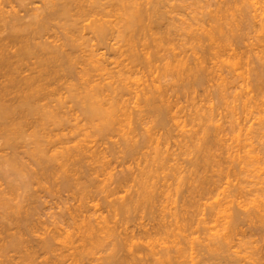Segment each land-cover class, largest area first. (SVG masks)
Segmentation results:
<instances>
[{
  "label": "rangeland",
  "instance_id": "374dc122",
  "mask_svg": "<svg viewBox=\"0 0 264 264\" xmlns=\"http://www.w3.org/2000/svg\"><path fill=\"white\" fill-rule=\"evenodd\" d=\"M83 1H84V0H83ZM86 1H87V2H86ZM86 1H85V2L88 3V0H86ZM90 1H91V0H90ZM105 1H106V4H107L106 6H104L105 9H106L111 3L113 4L114 2H116V1L113 0V2H111V3L109 2V3H110V4H109L108 1H112V0H105ZM105 1H104V4H105ZM158 1H159V2H158ZM162 1H164V0H161V2H160V0H155V1H154V0H150V1L147 0V2H146V0H145V2H146L147 4H146L143 0H142V1L140 0V1H139L140 4H143V5H142V7H143L142 9H144V11L149 10V13H148L149 16H150V15H153V14H152V13H153V8H152L153 4H154V7H155V4H156L157 2L160 3V4H158V5H161V7H160V6H156L157 8L155 7L156 9H158V12H157V10H155L156 13H154V15L157 16V14H159V13L161 12L162 14L160 13V15H161V16L163 15V16L161 17V16L158 15V16L161 17V18H159V17L157 16V19H156V17H155V18H152V17H154V15H153V16H151V18H150V17L147 16V14H146L148 11H146V13H145L146 18H143V20H145V22H144V23H145V24H144V27H146L149 23L151 24L152 21L149 22L150 19L153 20L154 22L156 21V22H155V23H156V27H155V28H156L157 30H154L155 23L152 24V25H153V28L150 27L151 25H150V26L148 25V27H150V29H153V30H154L153 32H152V30H151V32H150V33H151V36H152L151 39H153V40L150 39V33H148V32H149L148 30H150V29L147 28V27H146V29H148L147 32H146L145 29H144L145 31H143V33L145 32V36H144V34L141 33L142 35H141V36H138V37H142L141 39L137 38V36L135 37V38L138 39V40H135V41H136L135 43H136L137 45H139V44L142 42L140 46H137V45L134 43V41L131 40V39H135V38H133V37H130V40L133 41V42H131V41L129 42V41H128L129 44H128L127 40L125 39V40H124V43L121 42L122 45L124 44V46H122V47L125 48V50H126V51L124 52L126 55L123 53L124 55L122 54L123 56H122V55L120 56L121 58L123 57V58H122V59H123V62H122V59H121V60L119 59V56H117V58H115L114 56L110 55L111 53L108 54L107 51L105 52V56H104L103 54H104V51H105L106 49H105V48H104L105 50L102 49V48L104 47L103 45H102V46H101V45H97V47H98V46H101V47H102V48H101L102 50H100V52H98V51H99V48H95L96 46H94V45L98 44V41H99L98 38H97V37H96L97 39H96V38H93L95 35L93 36V34H91V32H90L91 35L88 34V33H87V35L85 34L86 31L88 32V31H90V30H88V29L86 30V29H85V30H84V34H85V36H84V34H80V35H81V36H80L79 33H82V32H80V31H83V30L76 31L74 28L72 29V27H71L70 29H72L73 31L76 32V33H75V32H73V31L71 30V33L73 32V33L75 34V36L77 35L76 37H78V39L74 36V37H75V40L77 39V40H76L77 42H78V40H79L80 43L78 42L77 44H81V46L83 45L82 42L86 41L85 39L88 37V35H89V37L93 36V37H91L93 40H91L90 38H89V40L87 39L88 42L90 41V42H89L90 44H89L88 42H87V43L84 42V45H83L82 47H85V43H86L87 47L91 45L89 48H87L88 50H90V48H91V49L94 48V50H97V49H98V50H97V54H98V55L100 54V55H99V56H100L99 58H102V57L107 58V60L105 59V60H106V66H107V68H109V69H111V70L113 69L112 71H114V69H115L114 67H115V66H118V65L114 64V61H115V60H117V62H118V60H119V63H120V64L123 63V65H125V66L123 67V65L121 64L122 67H123V69H124L125 67L127 68L128 66L130 67V65H128V64L132 63L131 60H134L133 63H132V65H134V67H135V65H136L135 63H136L137 61H139V63H140L141 65L137 66V65H138V62H137V65H136L137 68L135 67V68H136V72H135V73H137V72L140 70V68H141L140 71H142V72L139 71V73H137V74H135V75H134V73L130 74L131 76L129 77V78H130V79H129L128 76H127V74H126V71H128V74H129V72H131V71H133V70L135 71V69L130 70V68L128 67L130 71L128 70V68H127L126 71L124 70V71H125L124 74L127 76V77H126V76L124 75V77H126V78L129 79L130 81L127 80L126 78L124 79L123 76L121 77V79H122V78L124 79V82H123V79H122V82H123L124 84H125V81H127V82H126V85H127V83L130 84V85H131V83H132V85H131L132 87H130L129 85L127 86V88H128V87H130V88L128 89L129 91L125 92V94H126V93H128V94L125 95V96L123 95V97H122V99H121V101L123 100V101L121 102V105H123V103H124V101H125V98L127 99L126 101H128V102L131 103V104H129L128 102H125V103H124L125 105L127 104L129 107L134 106V104L136 103V101L139 100V103H138V101H137V103L140 105V107H143V108L140 109V110L145 111V109H146V110H150V109L152 110V109H154V106H155V108H157L158 105H159V103H161V102H162L161 100H163V99H164L163 101H167L168 99L170 100V102L172 101V102H171V106L174 105V101H175V105L172 107V108H174L173 111H172V109H171L170 107H168V110L170 109V111L175 112V113H172V112L169 111V112H170L169 114L172 113L171 116L167 113V115H169L170 117L168 116L166 119L170 120V122H169L168 120H167V121H168V122H167L166 119H165V121H163V123H165V124L167 123L166 126L168 125L167 127H168L169 129H171V130L168 129L169 131H171V133H170V132L167 133V130H166L165 128H163V127H166L165 124H164V126L158 127V125L160 126V125H162L163 123H162L159 119H157L158 114H157V116H156V115H155L156 112H155V113H154V112H153V113H150V111H147V113H148V114H147L146 111H145L144 114L146 113V114H147V117H149V116L151 115V117H149V118L146 117V114H145V115L142 114L143 112H140V113H141V114H140V113H139V111H140L139 108H140V107L137 106V103H136L135 106H136V107H139V108H138L139 111L135 109V111H137V113H136L135 115H133V118H132V116H131V117L128 116V120L125 119V118H126L125 115H124L125 113H122V111H120L121 114L124 116V117H123V116L121 115V116H122V119L124 118V120H122V119H121V120L117 119L118 121L116 120V122H115V121H114V123L112 122L113 125H115L114 127H111V126H112V125H111V126H110V129H108L107 131H105V130L102 131V130L100 129V127H102V125H101V124H102V121H101L100 119H97V120H96V118H95V120H94V119H90V120H89L88 117H86V114L84 113V107H85V106H84V104H82V103H84V101H83V102L81 101V100L83 99L81 96H83L84 94L86 95V92H84V91L88 90V88H89V87H87V89L85 88V90H84V88H83V87H85L86 84H87V83H86L87 80H85V78L88 79L89 77H85V78L82 77V78L84 79V81H85L84 84L82 83V82H83V79H82V78H80V79H82V81H80V79H79V81H78L80 84H78V82H76V85H78L79 88L82 87V89H79V90H78V87H77V90H75L76 88H75L74 90H72V93H73L75 96L71 93V91H69V90L67 91V89H65V86H64V85H66L67 83H64L65 80H66V78L63 80V77H64V76L62 77V79L59 78L60 80H62V81H60L59 84H57V82H55V81H54V82H55V83H54L55 85H53V86H52L53 83H51V84L49 83V85L47 84L48 87L50 86L49 88H51V89L49 90L48 87H47L46 89H44V91L41 92V93L43 94V92L45 93L46 90H49V92H46V93H48V94H46L47 96L44 95V96H46V97H43V96L39 95V98H40V96H41L43 100H41V101L38 100L40 103L37 101L38 104H39V106H38V104H37L36 107H37V108H40V111L38 110V112H40V113H39L40 115H39V114L37 115V113H38V112H37V113L35 114V115H37V116L33 115L34 117H33V116H31V118L29 117V121H30L29 124H31V125H29V124H28V125H25V126H26V129H25V126H24V130H23L24 132H22L23 134H24L25 132H27V134H26V133L24 134V135H26V136L22 135V137H21L22 140L20 141V139H19V141H18V140L16 141V144H17V145H16V146H17L16 148H19V149H17V150H18V151L20 150V151L22 152L21 154H19V156L22 158L23 153H24V155L27 154V156H29V155H28V152L31 151L32 149H34V148L36 147V142H35V141L38 139L37 137L39 136V139H41V146H42V148L44 147V149H46V148H47L46 146H49V148L46 149V150H48V152L45 150V151H46L45 154H46V153H49V155L46 154V156L48 155V158H49V159L51 158V157H49L50 154L52 155V157L55 155V154H53V153H55V151L57 150V148H58V150H60L59 148H61L60 151H62V149H64L65 146H66V147L70 146V147H69V149H70L71 146L73 145L72 148L75 147L74 151H76V150H77V149H76L77 146H79V147L81 146L80 148H83L82 146H85V145H86V146L88 147V145L90 144V147H88V148H91V147H92L93 150H95V149H99V148H100L102 151H101L100 149H99L98 151H101V152L104 151L103 153H105V150H106V154H107V155L105 154L104 156H106L109 160H108L107 158H106V161L101 159V161H100V162H102V163H100L101 166H100V164L97 162L98 160H97L96 162L94 161V162L96 163V165H97V164L99 165V166H96V167H95L94 164H92V163H94L93 161H92V163H91L90 161H88V162L86 163L87 165H86V168H85V169H86L87 175H85V176H88V172H90V171L92 170V168H93V169H95V171L93 170L94 172L92 171V172H90V173H91L92 175H94L95 173H97V174H95V175H97V178H99V176H100L99 179H101V180H99V179L96 178L97 180H95L94 178H95L96 176H92L93 178L91 179V174H89V176H90V179L93 180V181H90V179H89L88 177H87V179L84 177L85 182H88V181H87L88 179H89L90 182H92V183H90V182H89V183H86L87 185L90 184L92 187H91L90 185H88V186H90V187H88L85 183H81V181H80L81 179H78V177L80 178L79 175H83V174H81V172H82V169H81V168H83V166H84L85 163H84V164H80V163H79L80 166L83 165L81 168H80L79 166L76 165V166H77L76 169H77V168H78L79 170L81 169V172L77 169V170H78V175H77V173H76V177H77V180H78V181L76 180V182H77V184H78V182H80V184H79V188L81 189V187H83V188L85 187V190H86V191H85L83 188H82V190L77 189V188H78V187H77L78 185L76 186L75 183H74L75 186H73V183H71V187L73 186V187H72L73 189L71 188L72 190H69L70 187H68V190H65V189H67V188H65L64 185H63V183L60 181V180L62 179V177H61V179L58 178V177H60L59 174H64V172H63V173H59L58 176H57V173L59 172L58 169L60 168V167H59V166H60V162H59L58 160H59V159L61 160V158L58 157L59 155L61 156V152H60V151H58V152H59V155H58V156H55V157H56V160L54 161V162L58 161V162H56V163H58V164H57L58 167H56V171H57V170H58V171H57V173H56V171L54 170V171H55L54 173H56V175L54 174V175H51V176H55L56 180H57V178L60 179L59 182H61V184L58 182V180H57V182H54V181H55L54 177H52V180H51V181H53L52 184H51V182L47 183V182L51 179V176L49 177L50 179L48 178V180L45 179V176H44L43 179H45V181H47V182L44 183L43 179H40L41 181H43V184H42V182H41L42 185H41V184H40V185L43 186L44 184H45V185L50 184V188H49V186H46V187H45V185H44L45 188L48 187V188H47V192L45 191V188H41V186H39V184L37 185V182H38L39 180H38L37 182H34V180H32L33 183H34V185H32V183H31L32 181H31V182L29 181L30 178H28V180H27V179H26L27 177H26V178H25V181H26V182L28 181L29 184L31 183V184H30V187L32 186V189H31L30 187H28V186H29V185H28L27 187L30 188V189H27V190H26L25 187H24V188H23L22 186L20 187L21 184H19V185H16L19 189L16 188L15 186H14V188L16 189V192L18 191L17 193H19V192L21 193V191H22L23 193H21V195H20V193L14 195L15 192L13 193V191L10 190L11 187H5V186H8L7 183H8V184H11V182L9 183V180H8V181L5 180V181H7V182L5 183V181H3L2 178H0V182H1V180H2V182H1L2 184L0 183V187H1V185L3 186L2 188H0V190H3V191H0V207H1V208H0V220H1L0 222L3 223L4 220H5V221H8V223H6V222L3 223L4 226L7 228L8 231L6 230V228H5L4 226H2L3 224H2V225L0 224V226H2V227H0V235L3 237L2 239L0 238V261H1L2 263H3L2 260L5 261L6 259H7V260L5 261L4 264H7V263H9V262H10L9 264L14 263L15 260H16L19 256L22 255V252H23L24 257H26L25 254H24L25 251H26L28 254H29V252H30V254H31L30 256L28 255V256L26 257L27 259H29V258H30V259H33V258H35L36 256H37L36 258L38 259V257H39L40 254H38V255L35 256V254H33V253H34V251L36 252L37 249H38V250H37L38 252H41V250H40L41 245L39 244V242L41 243V242H42L41 239H42V238L44 239V238L46 237V235H49V234H47V233H50L49 231H53V232H51V233H54V232H55L54 234H56V233H61V234H58V235H60V236H59V237L57 236V237H58L57 240H56V237H55V240H56L57 242L54 241V242H55L54 244H55L56 246L59 244V243H58V242H59L58 240H62V239L64 240V238L66 237V240H64V242H65L66 244L63 242V240H62V243L65 244V245H68V247H69V244L67 243V240L70 238L71 235L69 234L68 230L71 229V234H73V230H74V228H75V227H74V224H73V223H69V224H71V226H72V224H73L72 227H71V226L69 227V225H68V222H70V221H66L67 224H65V219H68V217H67L68 215L66 216L67 218H64V217H63V218H64V222H63V223L65 224V227H64V226L62 227V225H64V224H62V222H60L59 220L62 219V213L66 214L68 210H71V212H72V209H73V212L75 211L74 209H77V211H78V209L82 210V207H83V212H85V213H88V211H89V212H92V214H91L92 217H94V215H95V217H98L99 215H101V212H102L103 214H102L101 217L105 216V218H107V220H109L110 218H112V220L108 221V222H111V223H109V224H112V229L115 228L116 231H117V229H119L117 232L121 233V234H117V232H116V233L114 232V234H116V235H122V236H124V233H125V232H124V231H123L124 233L122 232V230H124V228H125L126 233H127V230H128V229H129L128 232H129V231H130V232L134 231L133 234L136 232L138 238H137V236H136V237L134 236L133 238H134L135 242H136L138 245H139V243L141 244V242L143 243V241H144V243H143L144 245L142 244L143 246L139 245V246H140L139 250H141V249L144 250V249H146V248L148 247V250L146 249L147 251L144 250L145 252H149V251L152 252V251H154V250H155L154 248H153V250H152L153 245H154V247H155V245H156V247H155L156 249H157V247H159V250H161L160 248H162V246H166V243H168L167 245H168L169 247H171V250H170V248L168 247L170 252H172V251H173V252H176V251L179 252L178 249H179V246L181 245V241H182L183 246L181 245V248H180V249H181V250L183 249V251L186 250V251H184V252H185V256H186V258H188V262H189V263H188V262H185V261L187 260L186 258H181V259L179 258L178 261L181 262V263L184 262L185 264H187V263H188V264H191V258H190V257H191V254H192V257H193V258H194V257L196 258V257H197L196 255H198L199 252H201V253H199V254H204V255H202V257H203V256L205 257V256H208L209 254H210L209 256H212V254L215 255L218 251L220 252V254H221V253H222V254L220 255V254H218V253H219V252H218V253H217L218 256L215 255V257H216L215 259H214V256H213V257H212L213 260H214L213 262H212V258H209V259H211V261L207 259L209 256H208V257H205V258H204V257L202 258L200 255H198V256L201 257V258H198V257H197V258H198L199 261H200L201 259H202L201 261H203V259H204L203 262H205V260L207 259L208 262H207V260H206V262H207V263L205 262L206 264H216V263L219 264V263H220V260H221V263H220V264H222V262H223V261L225 262L226 259H228L229 255L232 254V255L229 257V258H231V259H228V260H229V261L232 260L233 262L230 261L231 263H229L228 260H227V262H226V263H223V264H227V263H228V264H232V263H233V264H241L240 262H242L243 259H244L245 257H246V258H245L244 260L248 259L247 261H245V264H252V263H255V262H253V261H256V262L258 263L260 260H262V263H263V261H264L263 259H264V258L262 259V257H263V255H264V254H263V253H264V245H263L264 242L261 243V241L264 240V236H263V235H264V227H263V226H264V221H263V220H264V215H263V214H264V211H263L264 208H263V209L261 208V209H259V210H256V209H258V207H263V206H264V205H262V203H263L262 200H264V198H263V197H264V190H263V189H264V150H263V149H264V134H263V136H262V133L264 132V128L260 127V126H262V125H260V124H261V123H260L261 120H258L259 118H262V116L264 115V112H263V111H264V90H263V89H264V82H263V80H264V68H263V67H264V66H263V65H264V52H263V51H264V46H263V45H264V42H263L264 40H263V38H264V36H258V37H261V38H259V39H258V37H257V35H264V29H262V27H261V29H262L263 32L259 29L260 26H262V24H261L262 22H260L261 19H260L258 16H256V14L258 15V13L260 12L261 9H260V7H259V8H257V10L260 9L259 11H257V12L254 11V13L251 12V14H252V15L250 14V15H251V18L248 19V20H250V21H249V24H252V25H249L248 22H246L247 19H245V21H244V16H242V15H244V12H243V11L245 10L244 7H245V5L247 4L246 1H248V0H245V3H246V4L243 2L244 0H242V1H241V0H227V2H228V1H229V3L231 2L230 5H228L229 3H228V4L226 3V0H224V1H223V0H222V1L218 0V1H220V2L217 1L218 3H217L215 0H184V1H183V0H182V1H181V0H178V1H177V0H170L171 4L174 5V7H173V5H172L171 8H170V5H169L170 2H169L168 0H165V1H164V3H166L165 5H164V3H163ZM180 1H181V2H180ZM187 1H188V2H187ZM214 1H215V2H214ZM235 1H237V2L235 3ZM238 1H239V2H238ZM260 1H261V3H262V2L264 3V0H260ZM38 2H39V3H38ZM40 2H41V0H40V1H39V0H36V2L33 4L34 7H35L36 5L39 6V4L41 5ZM91 2H93V1H91ZM91 2H90V3H91ZM102 2H103V1H102ZM102 2H101V3H102ZM122 2H123L124 5H125V4L127 5V3H128L127 0H126V3H125L124 1H122ZM141 2H142V3H141ZM149 2H151V3H149ZM155 2H156V3H155ZM167 2H168V3H167ZM182 2L184 3V5H185L186 2H187L186 6L183 5V8L181 7V6H182ZM223 2H224L225 4H224ZM241 2H243L245 5L243 6V3H241ZM86 3H85V4H86ZM208 3H210V5H208ZM213 3H214L215 5H214ZM219 3H220V4H219ZM221 3L224 4V5H221ZM232 3H233V6H232ZM240 3L242 4V7H241V8H240V6H241ZM263 3L261 4L262 7H263ZM35 4H36V5H35ZM114 4H115V3H114ZM120 4H121V3H119V5H118V4H115V6L110 5L109 8H110V7H111V8L115 7V9H119V8H117V7H119ZM212 4H213V6H212ZM216 4H218V8H217V5H216ZM234 4H235V5H236V4H237V5L240 4V6L238 7V9H242V11H241V10H236L237 7H235ZM33 5H32V6H33ZM87 5H88V4H87ZM89 5H90V4H89ZM116 5H117V7H116ZM121 5H122V4H121ZM145 5H146V6H145ZM163 5H164V7L162 8ZM167 5L169 6V10H170L171 13L169 12V10H168V12H166V11H167L166 9H168V6H167ZM179 5H181V6H179ZM220 5H221V6H220ZM226 5H227V7L224 8V6H226ZM237 5H236V6H237ZM32 6H31V7H32ZM122 6H123V5H122ZM198 6H200V7L198 8ZM203 6H204L205 8H206V6H207V9H209V10L206 11L205 8H204ZM209 6H210L211 8H209ZM229 6H230V7H229ZM231 6H232V7H231ZM258 6H260V4H259ZM7 7H8V6H7ZM7 7H5L6 9H5L4 11H7V10H8V11H9V10L11 11V9H9L10 7H9L8 9H7ZM124 7H125V6H124ZM145 7H146L147 9H145ZM150 7H151V8H150ZM158 7H160V8H158ZM165 7H166V9H165ZM214 7H215L216 9H215ZM219 7H220V8H219ZM221 7H222V8H221ZM120 8L122 9L123 7H120ZM125 8H126V7H125ZM155 8H154V9H155ZM161 8L164 9L165 11H163ZM173 8H174V9H173ZM223 8L226 9V10H225L226 12L223 10ZM231 8H234V9H233V11H231V12H232V13H231V14H232V17L229 18L230 14H229V15H227V14L230 13V11L227 10V9H231ZM103 9H104V8H103ZM103 9H102V10H103ZM105 9H104V11H105ZM107 9H108V8H107ZM121 9H120V10H121ZM198 9H199L200 11L202 10V11L200 12V14L198 13V12H199ZM203 9H204V10H203ZM213 9H214V10H213ZM102 10H101V13H100V14H101V15H102V14L105 15L106 11H105V13H104ZM109 10H110V11H113L112 9H109ZM109 10H108V12L106 13L107 18H108V17H109L108 19H112V18H114V19H116V21H118V20H117V16H118V13H119L120 10L116 13V15H117L116 18H115V16H114V13H115V12H114V13H110ZM122 10H123V9H122ZM122 10H121V11H122ZM160 10H161V11H160ZM172 10H173V11H172ZM196 10H197V12H196ZM211 10H213V11L216 12V13H214V12L212 11V12L214 13V16H211V18H210V15H213V14L211 13ZM216 10L219 11V12H217ZM221 10H222V12H221ZM231 10H232V9H231ZM235 10H236V11H235ZM115 11H116V10H115ZM204 11L208 12V14L206 15V13H205ZM223 11H224V12H223ZM227 11H229V12L227 13ZM237 11H238V12H237ZM239 11H240V12H239ZM251 11H252V10H251ZM122 12H123V11H122ZM163 12H166V15H165V13H163ZM194 12H196V13H194ZM235 12H236V14H235ZM242 12H243V14H242ZM245 12H246V10H245ZM23 13H24V12H23ZM23 13L21 12L20 14H23ZM193 13H194V15L196 14L197 16H201V17H199V18H198L197 16H193V17H191V15H193ZM204 13H205V14H204ZM225 13H227V14H225ZM239 13H240V14H239ZM255 13H256V14H255ZM112 14H113V15H112ZM170 14H171V15H170ZM220 14H221V15H220ZM223 14L226 16V18H227L226 20H227V21L230 19V20L228 21V23H225V19L223 18V16H224ZM233 14H234V15H237V16L235 17V16H233ZM101 15H99L98 17H101V18H102V17H103V18L106 17V16H101ZM111 15L114 16V17H112ZM164 15H165L166 17H165ZM203 15H204V16H203ZM216 15L218 16V18L215 17ZM219 15H220V16H219ZM238 15H241V16H240L241 18L238 17ZM91 16H92V18H94L95 20L98 19V18H95V17L97 16L96 14H95V17H94V14H93V15L91 14ZM167 16H168V18H169V16H170L171 19H167ZM206 16H207V19L205 20ZM221 16H222V17H221ZM225 16H224V17H225ZM252 16H253V17H252ZM255 16H256V19H257V20L253 19V20H255V21H253L252 18H254ZM111 17H112V18H111ZM147 17H148V18H147ZM190 17H191V18H190ZM196 17H197V18H196ZM202 17H203V18H202ZM233 17H234L235 19H234ZM237 17H238L239 19H238ZM260 17H262V16H260ZM90 18H91V17H89V18H85V20H86V19H87V20L89 19V21H90V20H91ZM101 18H99V20H100ZM103 18H102L101 20H104ZM107 18H105L106 21H109V22L111 21V24H110L109 22H105V23H108L107 26L110 24V26H113V29H114V28H115V27H114V25H115L114 23H115L116 21H114V19H112V20H108ZM165 18H166L167 21H169V22H167ZM201 18L203 19V21H204V20H205V21L203 22V21L201 20ZM208 18H209V19H208ZM212 18H214L215 20L212 19ZM221 18H223L224 20H222ZM232 18L235 20V23H236V21L238 20L236 26H234L235 24H234V22H233L234 20H233ZM94 19H93V21H94ZM164 19H165V20H164ZM174 19H175L176 21H175ZM181 19H182V20H181ZM190 19H191V20H190ZM192 19H193L194 22H192ZM198 19H199V20H198ZM242 19H243V20H242ZM27 20L29 21L30 18L27 19ZM82 20H83V18L80 20V22H82ZM87 20H86V23H85V24L89 23V21L87 22ZM170 20H171V22H170ZM173 20H174V21H173ZM183 20H184V22H185V20L187 21V22H185V23H186V28H185V23H183ZM200 20H201V22H200ZM208 20H209V21H208ZM217 20H219L218 22L221 23V24L223 25V26H221V27H224V30H222L223 28L221 29V31H220V30H216V28H219V29H220V25H221V24H218ZM239 20H240V21L242 20L241 24H243V23H244V24L241 25ZM28 21L25 20V22H28ZM162 21H163V22H162ZM211 21H212V22H211ZM215 21H216L217 23H215ZM222 21H224V22H222ZM227 21H226V22H227ZM261 21H262V20H261ZM55 22H56V21H55ZM55 22H54V23H55ZM90 22H91V21H90ZM101 22H102V21H101ZM103 22H104V21H103ZM112 22H113V24H112ZM146 22H147V23H146ZM165 22H167V23H165ZM174 22H175V25H178V26H176L177 28H174V26H175L174 24H173L174 26L172 25L171 28H170L169 23L171 24V23H174ZM179 22H180V23H179ZM191 22L194 23V24H195V23H196V24L199 23V25H198V24H197V25H192ZM202 22H203L204 24H203ZM205 22H206V23H205ZM209 22H210V23H215L216 27L214 28L215 25H214V24L212 25V24H210ZM238 22H239V23H238ZM251 22H252V23H251ZM254 22L257 23V27H256V24H255ZM259 22H260V24H261L260 26L258 25ZM60 23H61V24H63V23L65 24V21H63V22H62V21H60V22L58 21L57 24L59 25ZM157 23H158V25H157ZM176 23H177V24H176ZM188 23H190V25H191L192 27H190V25H189ZM200 23L205 27V30H203V26H202V27L200 26ZM229 23H230V24L232 23V24L229 25ZM55 24H56V23H55ZM55 24H53V27H55ZM57 24H56V25H57ZM61 24H60V25H61ZM85 24H84V22H83V25H81V26H85ZM167 24H168V25H167ZM238 24H239V26H238ZM246 24H247L248 26H247ZM254 24H255V25H254ZM58 25H57V26H58ZM60 25H59V26H60ZM145 25H146V26H145ZM159 25H161V27H160ZM162 25H163V27H162ZM165 25H166L168 28H167ZM211 25H212V26H211ZM218 25H219V26H218ZM226 25H227V26H226ZM228 25H229V27L232 26V25H233L234 27H236V28H235V32H234V27L232 26V27L229 28ZM110 26H108V27H110ZM158 26H159V27H158ZM183 26H184V28H185L186 30L183 28ZM187 26H188L189 28H191V29H189ZM196 26H197L198 28H197ZM209 26H210V27H209ZM243 26H247V27H243ZM250 26H251V28H250ZM252 26H253V27H252ZM258 26H259V27H258ZM53 27H52L51 29L54 30ZM157 27H158V28H157ZM172 27H173L174 29H173ZM180 27H181V29H180ZM200 27H201V29H200ZM207 27H209L210 30H209ZM237 27H238V28H237ZM240 27H241V28H240ZM254 27H255V28H254ZM57 28H58V27H57ZM57 28H55V30L53 31V33H57V31L59 32L58 34L55 35L56 37H57V35H58V37H57L58 39H61V38L63 37L61 34H63L64 32H65L66 34H67V33L70 34V31H69V32L65 31V30H68V29H69V28L66 29L67 27H66V28L64 27L65 29L62 27V28H63V30H62V29H61V26H60L59 30L56 31ZM164 28H165V29H164ZM182 28L184 29V32L186 33V35H185V33H184L183 31H181ZM211 28H212V29H211ZM226 28H227L228 30H230V31L232 30V31L230 32V31H228ZM239 28H240V29H239ZM245 28H246V29H245ZM249 28H250V29H254V30H247V29H249ZM263 28H264V27H263ZM60 29H61V31H60ZM80 29H81V28H80ZM110 29H111V27H110ZM113 29H111V30H113ZM166 29H167V30H166ZM169 29H171V31H169ZM178 29H180V30H178ZM187 29H189L190 31H188ZM198 29H199V30H203V31H205V32H202V31L200 32ZM206 29H207V30H206ZM213 29H214L216 32H213ZM225 29H226L227 36H226V33H225ZM241 29H242V30H241ZM161 30H162V32H161ZM211 30H212L213 33L216 34L215 36H212V40L214 39L213 41L211 40V36L209 35V34L211 33ZM236 30H237V31H236ZM238 30H240V34H239V31H238ZM245 30H246V31H245ZM257 30H258V31H257ZM259 30H260L262 33L259 32ZM51 31H52V30L49 31V32H50L49 34H51ZM55 31H56V32H55ZM155 31H156V32H155ZM165 31H166V33H168V34H164ZM167 31H168V32H167ZM172 31H173V32H172ZM186 31H188V32H190V33L186 32ZM191 31H192V32H191ZM208 31H210V32H208ZM217 31H218V32H219V31H220V32L223 31L224 33H223V34H219L220 32L217 33ZM247 31H248V33H247ZM77 32H79V33L77 34ZM141 32H142V31H141ZM171 32H172V33H171ZM197 32H198V33H197ZM199 32H200L201 35L199 34ZM206 32H208V34L205 35L204 33H206ZM244 32H245V33H244ZM250 32H251V33H250ZM255 32H256V33H255ZM257 32H259V33H257ZM53 33H52V34H53ZM60 33H61V34H60ZM65 33H64V39H65V40L63 39L64 41H63V40H59V41H60V42H59V41L56 40L57 38H55V36H54V38H55V40L57 41V43L62 44L63 42L66 41ZM73 33H72V34H73ZM139 33H140V32H139ZM159 33H163V36H162V37L160 36L162 39H161L160 37H156V36H155L156 38L154 37V34H156V35L158 34V36H159ZM187 33H188V35H187ZM202 33H203V34H202ZM213 33H212V34H213ZM228 33H230L231 35H230V34L228 35ZM234 33L236 34V37H235V38H237V40L234 39V37H233V41H232V40H230V39H232L231 36H232ZM241 33H243L242 36H241ZM260 33H261V34H260ZM6 34H7V32H6ZM52 34H51L50 36L53 37ZM68 34H67V36H68ZM148 34H149V36H148ZM172 34H173V35H172ZM189 34H190V36H189ZM195 34H196V35H195ZM217 34H218L219 38L221 37V35H222V37H223V38L221 37L220 39L217 38V39L220 41V43H221L222 45H225L226 43H228V45H230V46L232 45L233 48H232V46H231L232 49H231V48H230V49L228 48V50H227V48H225L224 46H222V45L220 46V43H219V42H215V38H213V37H217ZM224 34H225V35H224ZM249 34H251V35H249ZM1 35H3V33H1ZM4 35H5V33H4ZM78 35H79V36H78ZM169 35H170V36H169ZM202 35H205V36H202ZM213 35H214V34H213ZM223 35H224V36H223ZM237 35L240 36V37H238ZM244 35H245V36H244ZM61 36H62V37H61ZM67 36H66V37H67ZM70 36H71V35H70ZM83 36H84V37H83ZM86 36H87V37H86ZM130 36H131V35H130ZM143 36H144V37H143ZM171 36H172V37H171ZM173 36H175V37L173 38ZM187 36H189V37H187ZM196 36H197V38H196ZM200 36H202V37H200ZM206 36H210V38L207 37V39H206V38H205ZM233 36H234V35H233ZM248 36H250V37H249V38H250L249 40H247V39H248ZM52 37H48V36H47V39H48V38H52ZM72 37H73V36H72ZM74 37H73V39H74ZM79 37H82V38H79ZM153 37H154V38H153ZM164 37H165V38L167 37V38H168V41H167V38H166V40H164ZM170 37L173 38L174 40H173V39L171 40ZM199 37H200V38H199ZM228 37H229V38H228ZM244 37H247V38L245 39ZM256 37H257V40L255 39ZM83 38H84V41L81 40V39H83ZM145 38H146V39H145ZM159 38H160L161 40H159ZM194 38H195V39H194ZM198 38H199V39H198ZM201 38H203V39H201ZM239 38H241V39H239ZM242 38H243V39H242ZM252 38H254V39H252ZM44 39H45V37L43 38V40H44ZM67 39L70 40V37H68ZM94 39H95V40H98V41H95ZM147 39H148L149 42L147 41ZM169 39H170L171 41H169ZM197 39H198V40H197ZM222 39H223V41H221ZM226 39H227V42H226ZM244 39H245V40H244ZM45 40H46V39H45ZM45 40H44V41H45ZM49 40L52 41L53 39H49ZM55 40H53V41H55ZM75 40H74V42H73V40L71 39L72 44H75V43H76ZM154 40H155V41H154ZM156 40H157V41L159 40L161 43H160L159 41L157 42ZM203 40H205V41L203 42ZM206 40H207V41H206ZM210 40H211L213 43H219L218 45H216L217 48H218V50H217L218 54H217V56L215 57V62H214V59H213V58H214V55H215V52H216V51H215L214 53H210V52L216 50V48H214L215 44L212 45V47H213L214 49L211 48V46H210L211 41H210ZM228 40L230 41V43H229ZM238 40H239V41H238ZM242 40L245 41V42H243ZM246 40H247V41H246ZM138 41H139V42H138ZM146 41H147V42H146ZM152 41H153V44H152ZM172 41H173V42H172ZM175 41H176V43H174ZM199 41H200L199 44L202 43L200 46L198 45V42H199ZM208 41H210L209 44H208ZM234 41H235V42H234ZM237 41H238V42H237ZM260 41L263 42V43L260 44ZM48 42H49V41H48ZM61 42H62V43H61ZM125 42H127V43H125ZM166 42L169 43V44H167ZM186 42H187V43H186ZM224 42H226V43L224 44ZM232 42H233L234 44H235L236 42H237V43H236V45H234ZM242 42L245 43V44H243ZM51 43H53V45L56 44V42H55V43H54V42H51ZM111 43H114V42H111ZM131 43H132V44H131ZM143 43H144L145 45H144ZM148 43H149V44H148ZM155 43H158V44H155ZM165 43H166V45H165ZM170 43H172V46H171V47H170ZM184 43H185V44H184ZM213 43H212V44H213ZM246 43H247V45H246ZM258 43H259V44H258ZM64 44H66V42H65ZM77 44H76V45H77ZM125 44H126V46L129 47V48H127V47L125 46ZM127 44H128V45H127ZM133 44H134L135 46H134ZM151 44L153 45V47H152ZM159 44H161V46H163L164 48H163V47L161 48V46H159ZM163 44H164L165 46H164ZM177 44H178V45L180 44L181 46L179 45L178 48H176V50H174V49H175L174 46H176ZM182 44H183V45H182ZM207 44H208V46L206 47ZM241 44H242V45H241ZM254 44H256V46H258V47H256V46L254 47ZM92 45H93V46H92ZM143 45H144L145 49H143V48H144ZM150 45H151V46H150ZM167 45H168V46H167ZM228 45H227L226 47H228ZM239 45H241V46L239 47ZM243 45H244V47H248V48H246V49L243 48ZM245 45H246V46H245ZM248 45H249L250 47H249ZM259 45H260V46H259ZM58 46H59V45H58ZM79 46H80V45H78L77 47L75 46L74 48H76V49H74V48L71 47V48L69 49L70 52H71V49H72V53H73L75 50L79 51L78 49H81V48H82V47L80 48ZM132 46H133L134 48H133ZM146 46H149L150 48H148V47H146ZM186 46H187V47H186ZM190 46H191V47H190ZM194 46H195V47H194ZM196 46H197V47H196ZM203 46H204V47H203ZM230 46H229V47H230ZM237 46H238V47H237ZM69 47H70V46H69ZM92 47H93V48H92ZM136 47H137V48H136ZM138 47H139V48H138ZM151 47H152V48H151ZM156 47H157L158 49H157ZM169 47H170V48H169ZM182 47H184V49H183ZM202 47L205 49V52H206V53H204V51H203L204 49H203ZM209 47L211 48V50L209 49ZM253 47H254L255 49H254ZM261 47H263V48H261ZM77 48H78V49H77ZM126 48H127V49H126ZM135 48H136V49H135ZM160 48L163 49V51H162ZM165 48H166V49H165ZM172 48H173V49H172ZM179 48H180L181 50H180ZM193 48H195V49H193ZM196 48H197L198 50H197ZM201 48H202V50H201ZM223 48H225L226 50H225V49L223 50ZM236 48H237V49H236ZM238 48H239V49H238ZM241 48H242V49H241ZM65 49L67 50L68 47L65 48ZM83 49H84V48H83ZM83 49H81V51H82ZM147 49H149V51H148ZM151 49H152V50H151ZM156 49L159 50L160 52H159V51L157 52ZM167 49H169L170 53H169V51H167ZM170 49H171V50H170ZM178 49H179V50H178ZM188 49H190V50H188ZM207 49H208V50H207ZM243 49H244V50H243ZM247 49H248V51H247ZM136 50H138L139 52L136 51ZM141 50H142V51H141ZM150 50H151V51H150ZM164 50H166V51H164ZM194 50H195V52H193ZM196 50H197V51H196ZM209 50H210V52H209ZM219 50H220V51H219ZM222 50H223L224 52H223ZM229 50H230V51H229ZM235 50L237 51V53H236ZM238 50H239V51H238ZM250 50H251V51H250ZM257 50L260 51V53H259V52L256 53ZM81 51H79V52H74V53H73V54H74V57H75V55L77 56L78 53H79L80 55H78L77 57L85 55V53H87L86 47H85V50H83L82 52H81ZM123 51H124V50H123ZM127 51H129L130 53H129V52L127 53ZM144 51H145V52H144ZM155 51H156V52H155ZM161 51H162V52H161ZM181 51H182V52H181ZM186 51H187V52H186ZM202 51H203V52H202ZM226 51H227V52H226ZM234 51H235V52H234ZM242 51H243V52H242ZM245 51L248 52L249 54H248V53H245ZM261 51H262V52H261ZM80 52H81V53H80ZM83 52H84V53H83ZM102 52H103V53H102ZM142 52H143L144 55L141 54V56H140V60L142 59L141 61H143V62L141 63L140 60L137 59V58H139V55L134 56V54H132V53H136V54L139 53V54H140V53H142ZM147 52L151 53V54H150L151 56H150L149 53H147ZM152 52H154V53L152 54ZM165 52H167L168 54L165 53ZM172 52H173V53H172ZM174 52H175V53H174ZM201 52H202V53H201ZM208 52H209V53H208ZM220 52H221V53H224V54H221ZM228 52H229V53H228ZM231 52H232V53H231ZM241 52L244 53V54H243L244 56H245V54L248 55V56L246 55V56L244 57L245 60L242 59V58H243V55H240V54H242ZM76 53H77V54H76ZM106 53H107V54H106ZM145 53H147L149 57L145 56ZM159 53H160V55H158V56H159V58H158V56H156V55L159 54ZM164 53H165V55H164ZM181 53H182V54H181ZM196 53H198V55H197ZM203 53H204V54H203ZM225 53H226V54H225ZM230 53H231V55H230ZM233 53H234V54H233ZM239 53H240V54H239ZM254 53H255L256 55H255ZM262 53H263V54H262ZM82 54H83V55H82ZM97 54L95 55V57H96V56L98 57ZM131 54H132V55H131ZM147 54H146V55H147ZM154 54H155V56H154ZM166 54H167V55H166ZM169 54H170L171 56H170ZM172 54H173V55H172ZM174 54H176V55H174ZM193 54H194V55H193ZM200 54H202V55H200ZM219 54H221V55H219ZM228 54H229L230 56H232V55L234 56V57L232 56L233 58L231 57L233 60H232L231 58L228 59V57H230V56H228ZM236 54H237L238 56H237ZM250 54H251L252 56H251ZM102 55H103V56H102ZM127 55H129V59H131V60L127 59V58H128ZM142 55H143L144 57H143ZM152 55H153V57H152ZM161 55H162V56H165V58H164V57H161ZM196 55H197V56H196ZM205 55H206V56H205ZM222 55H223V56H222ZM224 55H227V56H224ZM254 55H255V56H254ZM257 55H258L259 57H258ZM101 56H102V57H101ZM130 56H132V57H130ZM166 56H167V57H166ZM174 56H175L176 58H175ZM210 56H212V57H211L212 59L210 58ZM220 56H222L223 59H222V57H220ZM235 56H237V57H235ZM249 56H250V57H249ZM256 56H257V57H256ZM95 57H93V58H95ZM97 57H96V58H97ZM125 57H126V59H124ZM133 57H134V58H133ZM135 57H136V58H135ZM146 57L148 58V60H147ZM193 57H194V58H193ZM196 57H197V58H196ZM198 57H199V59H198ZM201 57H203V59H204V60H207V61H206L205 63H203V61H201V60H202ZM207 57H208V58H207ZM219 57H220V58H219ZM226 57H227V58H226ZM239 57H240V58H239ZM247 57H248V58H247ZM260 57H261V58H260ZM104 58H102V59H104ZM132 58H133V59H132ZM152 58H153V59H152ZM167 58H169V59H168V62H167ZM178 58H179V60H178ZM182 58H184L185 60H187V61H188V64H189V62H190V64L188 65V64L186 63L187 61L183 60ZM216 58H218V59H216ZM249 58H250V60H249ZM262 58H263V59H262ZM79 59H80V58H79ZM135 59H137V60H135ZM143 59H144V60H143ZM151 59H152V61H151ZM159 59H160V60H159ZM170 59H171V60H170ZM172 59H173V60H172ZM197 59H198V60H197ZM200 59H201V60H200ZM209 59H210V60H209ZM230 59H231V60H230ZM234 59H236V60H234ZM247 59H248V60H247ZM259 59H260V60H259ZM94 60H96V59H94ZM126 60H127V61H126ZM145 60H146L147 62H146ZM153 60H154V61H153ZM176 60H178V61H176ZM181 60H182V61H181ZM195 60H196L197 62L200 60V61L204 64V65L202 64V65H203V71L205 70L204 74H206V72L209 71V69H210V71L212 70V71H214V73H217V75H216V74H213L212 71H211V72L209 71V72L212 74V75H211L210 73L207 72L206 76L209 75V74L211 75V76L209 75V76H210V78H209V76L205 77V75H202V74H203V71H202L201 76H203V79H206V78H207V79H206L207 81L204 80L207 84H206L204 81H201L200 83L197 82V81L201 78L200 75H197V71H198V69H199V68H197V66H198L197 64H199V66H200L201 63H200V62H199V63H196ZM208 60H209V61H208ZM220 60H221V61H220ZM223 60H225L224 63H223ZM226 60H228V61L226 62ZM243 60L246 61L245 64H244V61H243ZM256 60H257V61H256ZM262 60H263V62H262ZM120 61H121V62H120ZM128 61H129V62H128ZM135 61H136V62H135ZM150 61H151L152 63H151ZM156 61H157V62H156ZM165 61H166L167 63H169V62L171 61L170 63L173 64V65L170 64V65H171V68H170V65L167 64ZM174 61H175V63H174ZM193 61H194V63H193ZM231 61H234V62H231ZM240 61H241V63H243V64H241ZM242 61H243V62H242ZM252 61H253L254 63H255V62H257V63L254 64ZM107 62H108V65H107ZM112 62H113V64H114L115 66L112 64ZM144 62H145V63H144ZM155 62H156V63H155ZM172 62H173V63H172ZM209 62H210V63H209ZM218 62H220V64H219ZM228 62H229V64H228ZM235 62H236V63H235ZM237 62L239 63V65L237 64ZM250 62L252 63L251 65H250ZM110 63H111V64H110ZM147 63H148V64H147ZM153 63L156 64V65H153ZM176 63H177V64H176ZM191 63H192V64H191ZM213 63H214V64L216 63V64L214 65ZM233 63H234V64H233ZM246 63H247V66H248V67H249V66H252V67H251V71H252V69H253L252 72H251L250 69H249L250 67H249V68H248V67H245V66H246ZM262 63H263V65H262ZM143 64H144V65L146 64V65L144 66ZM165 64H167V65H165ZM182 64H183L184 66H181ZM205 64L209 65L210 67L207 66V65L205 66ZM210 64H211V65H210ZM218 64H219V65H218ZM221 64H222V65H221ZM224 64H227V65L225 66ZM232 64H233V65H232ZM121 65H120V68H122ZM127 65H128V66H127ZM142 65H143V66H142ZM151 65H153V66H151ZM164 65H165V66H164ZM168 65H169V66H168ZM176 65H177V66H176ZM179 65H180L181 67H180ZM185 65H186V67H185ZM190 65H191V67H192V66L194 67V68L192 67V70L194 69V70H193V71H194V76H193V71L191 70ZM202 65H201V67H202ZM212 65H213L214 67H212ZM237 65L240 67V69L237 67ZM241 65H244V66L242 67ZM256 65H258V66H256ZM113 66H114V67H113ZM140 66H141V67H140ZM147 66H148V67H147ZM173 66H174V67H173ZM187 66H188V67H187ZM199 66H198V67H199ZM204 66H205V68H204ZM218 66H219V67H218ZM223 66H224V68H223ZM232 66H235V69H233L234 71L236 70L235 72H233V70L230 71V69L234 68V67H232ZM254 66L257 67L259 70L256 68L257 71H255L256 69H255ZM259 66H260V67H259ZM78 67H79V65H78ZM80 67H81V66H80ZM111 67H113V68H111ZM134 67H133V68H134ZM163 67H164V68H163ZM167 67H168V68H167ZM175 67H178V69L175 68ZM206 67H208L209 69L206 70ZM211 67H212V68H211ZM216 67H217V69L220 68V69H218L219 71L216 70ZM221 67H222L223 69H221ZM229 67H230V68H229ZM231 67H232V68H231ZM261 67H262V68H261ZM116 68H117V67H116ZM131 68H132V66H131ZM165 68H166V70H165ZM169 68H170V70H169ZM173 68H175V71L173 70ZM179 68H183V70H182V69H179ZM195 68L197 69V71L195 70ZM241 68H242V69H241ZM77 69H79V68H77ZM138 69H139V70H138ZM144 69H145V70H144ZM214 69H215V70H214ZM228 69H229V70H228ZM237 69H238L239 71H238ZM246 69H247V71H246ZM248 69H249V70H248ZM261 69H263V70H261ZM79 70H80V69H79ZM163 70H164V71H163ZM167 70H168V72H170L171 74H169V73L167 74ZM172 70H173V71H172ZM179 70H180V71H179ZM221 70H222V72H221ZM243 70H244V71H243ZM184 71H185V72H184ZM188 71H189V73H188ZM190 71H191V72H190ZM195 71H196V72H195ZM215 71H217V72H215ZM241 71H242V73H241ZM258 71L261 73L260 75H259V72H258ZM175 72H176V73H175ZM181 72H182V73H181ZM220 72H221V73H220ZM230 72H232V73H230ZM247 72H248V74H247ZM253 72H254V73H253ZM179 73H180V74H179ZM195 73H196V74H195ZM219 73H220V75H219ZM240 73H241V75H240ZM245 73H246V74H245ZM250 73L252 74V77H253V78L251 77V74H250ZM74 74H75V73H74ZM74 74H73V75H70V76H71V77H70L71 79H70V78L68 79V77H67L68 75H67V76L65 75V76L67 77V79H68V80L66 81V82H68V85H66V88H67L69 85H71L72 83L75 84V81H74V80H76V79L78 80L79 77L76 76V75H74ZM95 74H96V73H95ZM139 74H140V75H139ZM174 74H175V75H174ZM176 74H179V76H177ZM181 74H182L183 77L181 76ZM185 74H186V77H185ZM243 74H244V75H243ZM249 74H250V76H248ZM254 74L256 75V79H255V75H254ZM262 74H263V76H262L263 79H262V80H260V79L257 80V78H260ZM133 75H134V76H133ZM172 75H173V76H172ZM190 75H191L192 78H193L192 80L189 78ZM196 75H197V76H196ZM218 75H219V76H218ZM223 75H224V76H223ZM73 76H76V77H78V78H76V79L73 80V78H74ZM132 76L135 77V78H134V79L131 78ZM136 76H137V77L139 76V77H138L139 79L136 78ZM195 76L198 77V80H196L197 78H196V79L194 78ZM199 76H200V77H199ZM214 76H215V77H214ZM216 76L219 77V78H217ZM246 76L249 77V79H248ZM258 76H259V77H258ZM50 77H51V76H50ZM52 77H53V76H52ZM72 77H73V78H72ZM116 77H117V76H116ZM116 77L114 76L113 79H116ZM181 77H182V78H181ZM204 77H205V78H204ZM221 77H222V78H221ZM225 77H226V78H225ZM245 77H246V78H245ZM250 77H251V79H250ZM46 78H47V77H46ZM108 78H110V77H108V76L105 77V79H107V81H106L105 79H103V80L106 81L105 84H108V83L110 84L111 82H114V81H115V80L112 79V76H111L110 79H112L113 81H112V80H109ZM140 78H141V79H140ZM184 78H185V79H184ZM188 78H189V80H188ZM211 78H212V79H211ZM215 78H216V79H215ZM241 78L244 79V80L242 81ZM47 79H48V78H47ZM49 79H50V78H49ZM49 79H48V82H49V81H52L53 78H52L51 80H49ZM89 79H91V78H89ZM96 79H97V78H96ZM96 79L92 78V80H91L92 82H88V84L92 83V85L90 84L91 86H93L94 84H97V82H99V81H94V82H93V80H96ZM135 79H137L138 82H137ZM176 79H179V80L182 79V80H180V81L178 80V81H179V82H178ZM194 79H195V82H193ZM210 79H211V81H210ZM246 79H247V81H248V83H249L250 85L247 83ZM252 79H253V80H252ZM53 80H54V79H53ZM71 80H72V81H71ZM97 80H98V79H97ZM117 80H118V78H117ZM117 80H116V81H117ZM190 80H191L192 82H190ZM213 80H214V81H213ZM220 80H223L224 82H223V81L221 82ZM225 80H226V81H229V82H226ZM249 80H250V81H249ZM256 80H257V81H256ZM45 81H46V80H45ZM56 81H58V80H56ZM69 81L72 82V83L69 84ZM101 81H102V80H101ZM105 81H103V82H105ZM108 81H109V82H108ZM110 81H111V82H110ZM131 81H132V82H131ZM133 81H134V82L136 81V82H135L136 85L134 84ZM174 81H175L176 84L174 83ZM182 81H183V82H182ZM186 81H188L189 83H192V84L190 85V84H189L188 82H186ZM212 81H213V82H212ZM218 81H220V82L218 83ZM251 81L253 82V84H251V83H252ZM254 81H255V82H254ZM259 81H261V82H259ZM58 82H59V81H58ZM61 82H62V83H61ZM95 82H96V83H95ZM152 82H153V85H154V82H155V83L157 82L156 85H157L158 83H160V84H158L157 86L160 87V85H161V86H164V87H165V88H164V87H161V88L159 89V90H161V89H162V90L165 89V90L163 91V94H162V90H161V91H158V87H157L156 85H155V86L152 85ZM185 82H186L188 85L185 84ZM196 82H197V84H200V85H197ZM209 82H211L212 84H210ZM216 82H217V83H216ZM230 82H234V83H230ZM256 82H258V83H256ZM262 82H263V83H262ZM46 83H47V81H46ZM63 83H64V84H63ZM85 83H86V84H85ZM93 83H94V84H93ZM116 83L118 84L119 81L116 82ZM116 83H115V84H116ZM123 83H119L120 86H123V85H124ZM177 83H178V84H177ZM180 83H181V84H180ZM182 83H183V84H182ZM194 83H195V84H194ZM201 83H202L204 86L201 85ZM208 83H209L211 86H209ZM213 83H216V85L213 84ZM223 83H224V84H223ZM228 83H229V84H228ZM243 83L245 84V86H244ZM246 83H247V84H246ZM259 83L262 84V85H259ZM103 84H104V83H103ZM111 84H112V83H111ZM113 84H114V83H113ZM168 84H170V86H169ZM171 84H172V85H171ZM173 84H174V85H173ZM179 84H180V85H179ZM205 84H206V86H208V87H205ZM218 84H219V85H218ZM220 84H221V86H220ZM230 84H233V85H230ZM47 85H45V87H46ZM56 85H57V86H56ZM150 85H151V86H150ZM177 85H178V86H177ZM186 85H187V87H186ZM189 85L191 86V89H192V90L190 89ZM192 85H194L195 88H194V86H192ZM213 85H215V87H214ZM226 85H227L229 88H228V87H224V86H226ZM236 85H237V86H236ZM251 85H252L254 88H252ZM256 85H257V86H256ZM51 86H52V87H51ZM71 86L74 87L75 85H71ZM113 86L115 87V86H117V85H113ZM124 86H125V85H124ZM135 86H136V87H135ZM149 86H150L151 88H152V87H153V88L156 87V90H152ZM168 86H169V87H168ZM180 86H182V87H180ZM184 86H185V88H184ZM196 86H197V87H196ZM199 86H200V87H199ZM217 86H218V87H217ZM234 86H235V87H234ZM238 86H239V87H238ZM247 86H248V88H247ZM261 86H262V87H261ZM73 87H72V89H73ZM147 87H149V88L152 90V93H153V91H154L155 93H158V94L156 95L155 93H153V94L151 93L152 96H153L154 94H155V96H153V98H150V96H149L150 94L147 95V93H150L149 91H151L149 88H148L149 91H148L147 93H144V92H143V91H147V90H148ZM167 87H168L169 89H168ZM170 87H172V88L175 90V92H174L173 89L170 88ZM204 87L207 88V89H209L211 92H210V91H207V89H205ZM210 87H212V89H211ZM222 87H223V88H222ZM244 87H245V88H244ZM249 87H250L251 89H250ZM69 88H70V87H69ZM138 88H139V91H141V92H140V93H141V95H140L141 97H140V96H139V97H138V96H134V99H133V98H132L133 95H135L136 92H139V91L137 90ZM176 88H177V89H176ZM193 88L196 89V90L194 91ZM202 88H203L204 91H205V90H206V91L204 92V91L202 90ZM219 88H220V89H219ZM226 88H227V89H226ZM237 88H238V90H236ZM246 88H247V89H246ZM261 88H262V90H261ZM108 89H109V88H108ZM130 89H131V90H130ZM133 89H134V90H133ZM144 89H147V90H144ZM197 89H198V90H197ZM228 89H229V90H228ZM232 89H233V90H232ZM244 89H245V90H244ZM248 89H249V90H248ZM254 89H255V90H254ZM52 90H53V94H51V93H52ZM142 90H143V91H142ZM177 90H178V91H177ZM182 90H183V91H182ZM215 90H217L218 92L215 91ZM230 90H232V91H230ZM242 90H243V91H242ZM50 91H51V92H50ZM73 91H74V92H73ZM89 91H90V88H89ZM156 91H157V92H156ZM168 91H169V92H168ZM180 91H181V92H180ZM190 91L192 92V94H191ZM219 91H221V92L219 93ZM224 91H226V92H224ZM235 91H236V92H235ZM246 91H247V92H246ZM252 91H253V92H252ZM255 91H257V92L261 91V92H259L260 94H259V93L257 94V92H255ZM68 92H69V93H68ZM108 92H109V90H108V91H105L104 93H108ZM129 92H131V93L129 94ZM142 92H143V93H142ZM160 92H161V95H160V96H161L163 99H162V98L158 99V98L156 97V96H159ZM165 92H166V93H165ZM183 92H185V93H183ZM202 92H204L205 95H204V93H202ZM206 92H207V94H209L208 99H207V96H208V95L206 94ZM208 92H209V93H208ZM231 92H234L235 95L233 96V93H231ZM240 92H241L242 94H241ZM249 92H250V93H249ZM70 93H71V94H70ZM76 93H78V95H77ZM81 93H83V95H82ZM167 93H168V94H167ZM175 93H176V94L178 93V94H180V95L177 94V96H176ZM225 93H226V94H225ZM239 93H240V95H239ZM243 93H244V94H243ZM137 94H138V93H137ZM143 94H144V95H143ZM166 94H167V95H166ZM183 94H184V95H183ZM190 94H191V95H190ZM194 94L200 96L201 99H198V96H193ZM217 94H218V96H217ZM220 94H221V95H220ZM229 94L232 95V96H230ZM237 94H238V95H237ZM245 94H248V95H245ZM48 95H49V96H48ZM50 95H51V97H50ZM71 95H72V96H71ZM85 95H84V96H85ZM146 95H147V97L149 96L148 98L151 99V100H150L151 102H149V101H147V100L145 99V98H147ZM182 95H183V96H182ZM201 95H203V96H201ZM206 95H207V96H206ZM211 95H212V96H211ZM214 95H215V96H214ZM223 95H224V96H223ZM227 95H228V97H227ZM243 95H244V96H243ZM250 95H251V96H250ZM252 95H253V97H252ZM256 95H258L257 98H256ZM73 96H74V97H73ZM77 96H78V97H77ZM79 96H80L81 99L79 98ZM152 96H151V97H152ZM160 96H159V97H160ZM163 96H164V97H163ZM168 96H169V97H168ZM187 96H188V97H187ZM190 96H191V97H190ZM210 96H211L212 98H210ZM225 96H226V97H225ZM229 96H230L231 98H230ZM236 96H237V97H236ZM238 96L240 97L239 100L242 98L240 101H242L243 104H242V102H239V101H238ZM242 96H243V97H242ZM71 97H72V98H71ZM136 97H137V98H141V99H142V97H144L143 99H145V101H147V102L143 101V99H142V100H141V99H137ZM155 97H156L157 99H156ZM184 97H187V98H184ZM202 97H203V98H202ZM205 97H206V98H205ZM218 97H219V98H218ZM260 97H261V98H260ZM45 98H46V99H45ZM48 98H49V99H48ZM78 98H79V99H78ZM130 98H132L133 100L130 101ZM154 98H155V99H154ZM167 98H168V99H167ZM177 98H178V99H177ZM188 98H189V99H188ZM190 98H191V99H190ZM193 98H196V101L198 100L197 102L193 100L194 102H196V104H197L198 102H200V104H201V103L203 104L204 102L207 101L206 103H204L205 105L203 104L204 106L201 104L204 108L201 106V108L199 109L198 107H200V104H197V106H196V104H195L193 101H191ZM209 98L212 99V100H211V101H212V105H211V101H209V100H210ZM224 98H225V100L222 101V99H224ZM235 98H237V99H235ZM40 99H41V98H40ZM47 99H48V100H47ZM77 99H78V102H77ZM135 99H137V100H135ZM165 99H166V100H165ZM202 99H205L206 101H204V100H202ZM219 99H220V102H218ZM226 99H228V100H226ZM243 99H244V100H243ZM247 99H248V100H247ZM254 99H255V100H254ZM257 99H259V101H258ZM74 100H76V102H75ZM83 100H84V99H83ZM134 100H135V101H134ZM140 100L144 102V104H145V106H146L147 108L144 106V104H143ZM153 100H154V102H153ZM155 100H156V103H155ZM158 100H159V101H158ZM169 100H168L167 102H168L169 105H170ZM173 100H174V101H173ZM177 100H178V101H177ZM200 100H201V101H200ZM231 100H232V102H231ZM253 100H254V101H253ZM42 101H43V102H42ZM132 101H133V102H132ZM176 101H177V103H176ZM202 101H203V102H202ZM248 101H249V102H248ZM255 101H256V102H255ZM41 102H42V103H41ZM80 102H81V103H80ZM134 102H135V103H134ZM148 102H149V103H148ZM152 102H153V105H154V103H155L154 106H152ZM167 102H166V104H165V103H164V104L162 103L163 107H162V105L159 106V107H161V108L163 109V108L165 107L164 105H167ZM190 102H192V104H190ZM208 102H209V103H208ZM221 102H224V103H222V105H221V104H220ZM226 102H227V103H226ZM235 102H236V103H235ZM246 102H247V104H248V103H251V102H254L255 105H256V103H258V104L256 105V108H254V106H255L254 103H253V104H248V105L250 106V108H249V106H248V108H247V106L244 105V103H246ZM50 103H51V104H50ZM76 103H77V104H76ZM78 103H79V104H78ZM141 103H142V104H141ZM150 103H151V105H150L151 108H149V107H150V106H149ZM228 103H229V104H228ZM240 103H241V104H240ZM47 104L52 105V108L50 109L51 106H49V105H47ZM80 104H81V105H80ZM146 104H147L149 107H148ZM156 104H158V105L156 106ZM219 104H220L221 106H220ZM231 104H234V105H231ZM238 104H240V105H238ZM42 105H44V106H42ZM45 105H46V106H45ZM127 105H126V106H127ZM131 105H132V106H131ZM192 105H193V107H192ZM194 105L196 106V108H195L196 110L193 109V108L195 107ZM213 105H214L215 107H213ZM236 105H237V106H236ZM243 105H244V108H246V109L243 108L244 111H243V109H242ZM251 105H252V107H251ZM260 105H261V106H260ZM262 105H263V106H262ZM104 106H105V107H103V108H104L103 110H105V108H106V109L108 108V111H109V107H110L111 105H109V104H105ZM106 106H107V107H106ZM205 106H206V108H205ZM228 106H229L230 108H229ZM234 106H235V107H234ZM43 107H44V110L42 109ZM45 107L48 108V110L45 109ZM81 107H82V108H81ZM121 107H124V105L121 106ZM129 107H124V108H127L130 112L133 113L134 111H132V108L129 109ZM136 107H133V108H136ZM152 107H153V108H152ZM177 107H178V108H177ZM190 107H192V108H190ZM210 107L214 108V109H213L214 112H213L212 108H211V110H210ZM231 107H232V108H231ZM257 107H258V108H257ZM79 108H80V109H79ZM175 108L178 110V112H177V110H176ZM197 108H198L199 110H198ZM208 108H209V109H208ZM227 108H228V109H227ZM233 108H234V109H233ZM237 108L240 109V111H239ZM261 108H263V109H261ZM81 109H82V110H81ZM117 109H118V108H117ZM143 109H144V110H143ZM179 109H181V110H179ZM192 109H193V110H192ZM201 109H202V110H201ZM204 109H205V110H204ZM226 109H227V110H226ZM251 109H252V110H251ZM42 110H43V112H41ZM46 110H47V112H46ZM51 110H52V111H51ZM119 110H120V109H119ZM174 110H176V111H174ZM200 110H201L202 112H201ZM234 110H235V111H234ZM248 110H249V111H248ZM50 111H51V112H50ZM106 111H107V110H106ZM154 111H156V109H155ZM195 111H196V112H195ZM198 111H200L202 114H204L203 111H205V112L208 111V112H207L206 114L202 115L201 113H197ZM209 111H210V112H209ZM226 111H227V112H226ZM228 111H231V112L233 111V114H234V115L231 113V115H232V116H231V115H230V112H228ZM237 111H238V112H237ZM245 111H246V112H245ZM120 112H119V116H120ZM127 112H128V111H127ZM191 112H193V113H191ZM236 112H237V113H236ZM262 112H263V113H262ZM47 113H48V114H47ZM179 113H180L181 115H180ZM227 113H228V115H227L228 117H227V116L225 117V114H227ZM261 113H262V114H261ZM41 114H42V115H41ZM49 114H50V115H49ZM127 114H128V113H127ZM129 114H131V113H129ZM133 114H134V113H133ZM152 114H154L156 117H154ZM188 114H189V115H188ZM195 114H196V115H195ZM197 114H198L199 116H198ZM200 114H201L202 116H201ZM43 115H45V116L47 115V116L45 117V116H43ZM52 115H53L54 117H53ZM131 115H132V114H131ZM167 115H166V116H167ZM177 115H178V116H177ZM191 115H192V116H191ZM205 115H206V116H205ZM207 115H208V116L210 115L211 118L209 117V119H208V116H207ZM214 115H215V117H217V118H213ZM261 115H262V116H261ZM40 116H42V117H44V118H41ZM84 116H85V117H84ZM117 116H118V115H117ZM119 116H118V118H119ZM121 116H120V117H121ZM135 116H136V117H135ZM139 116H140V118H139ZM143 116H144V118H141V117H143ZM172 116H173V117H172ZM174 116H175V117H174ZM179 116H180V118H179ZM190 116H191V117H190ZM193 116H195V117H193ZM203 116H204V117H203ZM212 116H213V117H212ZM229 116L232 117V118H230V120H229ZM236 116H237V117H236ZM37 117L40 119V121H37V120H39V119L36 120ZM47 117H48V121H49V122L46 120ZM51 117H52V118H51ZM152 117H153V118H152ZM176 117H177V119H176ZM198 117H199V119H198ZM201 117H202V118H201ZM32 118H33V120H30V119H32ZM34 118H35V120H36L38 123L41 122V120H42V122H41L42 124H41V123L38 124L37 122H36V124H35V123H34V122H35ZM134 118H135V119L137 118V119L135 120ZM138 118H139V119H138ZM151 118H152V119H155L156 122H154L155 120L152 121ZM158 118H159V117H158ZM170 118H171V119H172V118L174 119L175 125L177 124L176 126L174 125V127H175L176 130H177V132H176L175 128H170V127H173V126H171L170 124H172V125L174 124L173 119H172V121H171ZM189 118H190L191 120H193V121L189 120ZM192 118H193V119H192ZM235 118H237L238 120L235 119ZM43 119H44V122H45V123L43 122ZM50 119H51V121H50ZM84 119H85V120H84ZM130 119H132V121H131ZM133 119H134V120H133ZM141 119H145L146 121H145V120H142V121H141ZM175 119H176V120H175ZM178 119H179V120H178ZM201 119H202V120H201ZM210 119H211L212 122L209 121ZM227 119H228V120H227ZM234 119H235V120H234ZM263 119H264V116H263ZM86 120H87V121H86ZM99 120H100V121H99ZM126 120H127V121H126ZM147 120H148V121H147ZM149 120H151V122H150ZM177 120H178V122H177ZM194 120H195V121H194ZM197 120H200L201 123H200L199 121H197ZM203 120H204V121H203ZM205 120H206V122H205ZM207 120H208V122H207ZM232 120H233L234 122H236V123H234ZM29 121H28V122H29ZM98 121H99V124H98ZM121 121H122V122H121ZM123 121H125V122H123ZM130 121H131V122L136 121V122L131 123ZM188 121H189V122H188ZM196 121H197L198 123H197ZM202 121H203V122H202ZM217 121L220 122V123H221V122H223V123L220 124V123H218ZM224 121H226V122H224ZM231 121H232V122H231ZM237 121L239 122V123H238L239 125L237 124ZM257 121H258L259 123H258ZM32 122H33L34 125L32 124ZM50 122H51V123H50ZM90 122H91V123H90ZM118 122L120 123V126H119V123H118ZM126 122H127V123H126ZM139 122H140V123H139ZM144 122H145V123H144ZM148 122H149V123H148ZM187 122H188V124H187ZM193 122H194V123H193ZM213 122H214L216 125L213 124ZM216 122H217V123H216ZM227 122H228V123H227ZM229 122H231V123H230L231 125L229 124ZM95 123H96V124H95ZM121 123H122V126H121ZM129 123H131V125H130ZM141 123H143V124H141ZM152 123H154V125H152ZM168 123H169V124H168ZM199 123H200V124H199ZM202 123H203V124H202ZM204 123H205V126H204ZM208 123H209V124L211 123L212 125H215V126H211V124L209 125ZM225 123H226V124H225ZM256 123H257V125H256ZM26 124H27V123H26ZM93 124H94V125H93ZM124 124H125V125H124ZM126 124H128V125H126ZM135 124H137V125H135ZM140 124H141V125H145L146 128H145L144 126L142 127ZM157 124H158V125H157ZM179 124H180V125H179ZM190 124H191V126H189ZM194 124H195V128H194ZM224 124H225V125H224ZM232 124H236L237 126H236V125L233 126ZM262 124H263V123H262ZM38 125H39V126L41 125V128H39ZM92 125H93V127H92ZM100 125H101V126H100ZM129 125H130V126H129ZM148 125H149V126H148ZM150 125H151V126H150ZM178 125H179V126H178ZM197 125H198V126H197ZM208 125L211 126V127H209ZM229 125H230V127H229ZM37 126H38V127H37ZM42 126H43V127H42ZM45 126H46V127H45ZM96 126H97V127H96ZM99 126H100V127H99ZM118 126H119V127H118ZM123 126H124V127H123ZM127 126H128V128H126ZM133 126H134V127H133ZM139 126H140L142 129H140ZM219 126H220V128L217 129ZM221 126H223L224 129L226 128L227 130H226V129L224 130ZM240 126H241V127H240ZM251 126H252V127H251ZM257 126H258V127H257ZM27 127H28V128H27ZM30 127H31V128H30ZM44 127H45V128H44ZM47 127H48V128H47ZM98 127H99V128H98ZM116 127H117V129H116ZM129 127H130L132 130H131ZM135 127L137 128V130H136ZM147 127H149V128H147ZM167 127H166V128H167ZM180 127H181V128H180ZM183 127H185V128H183ZM200 127L202 128V130H201ZM207 127H209V128H207ZM212 127L216 128V129H215V130L213 129L214 131H212ZM232 127H236L237 129H238V128H239V129L236 130V128H232ZM33 128H34V129H33ZM36 128H38V131H37ZM91 128H92V129H91ZM96 128H97V129H96ZM114 128H115V129H114ZM118 128H119V130H118ZM122 128L124 129L123 132L121 131ZM125 128L128 129L130 132L132 131V133H133V132L135 133V135H136V136L134 135L135 137L131 136V135H133L134 133H133V134H128V136H131L132 139L135 138L134 141H137V140L140 141V142L137 141V143H142V142L144 141L142 138H144L145 136L148 137V135H145V134H149L150 132L153 133V132H155L156 129H157L156 132H155L156 135H158L159 138H161V141H160V139H157L159 143H160V142L163 143V142L165 141V137L169 134L170 136L168 135L167 137H168L169 141H171L170 143H172V145H171V144L169 145V142L167 141V142H164V144H165V143H167V144H166V145H163V144H162V146L167 148V146L169 145L168 149H169L170 151H171V149L173 150V151H171V152H172V153H173V152L175 153V157L177 156V157L179 158L180 155H176V153L179 152V154H180L181 151H182L181 155L184 156V157H181V156H180V159H177V157H176V160H175V159L172 160V159L175 158V157L173 156V158H172V157L170 156V158H171L172 161H171L169 158L166 159V165H165V167H163L164 169H165V168H166V169L163 170V168L161 169L160 167L157 169V170L159 171V174L162 173V175H161V174L159 175V174L157 173L158 171H156V173L158 174V176L155 177V178L150 179L151 182H152V181L156 182L155 187L158 189V190L156 189V192L154 191V192L157 193V194H155V193L153 192L154 195H156L157 197L160 196V197H158L159 199H158L156 196H155V199H154V198L151 199V200H153V202H154L155 204H154L153 202H151V200H150V202H151L150 204H151V205L153 204V205H152V207H153V211L155 210V211H154V215H152L151 213H149L150 210H149L148 208H146V207H140V208H138V209L136 210V212H135V210H133V211L131 210V212L126 213V214H125V212H121L119 209H118V211H116L117 209H116V210L114 209V211H115V212H114L113 210H111V208L113 209V208L115 207V205L112 204L113 202H111V203L108 202V201H107L108 198H107V199L105 198L106 195H111L110 193H108V192H110L109 190H112V191H113V190H114L115 188H117L118 186L121 187L120 185H123L124 183H125V186L127 185L126 188L123 189V190L126 191V192H127V188H128V190H130V189H131V191L134 190L133 192L135 193V192L137 191L138 187H139V183H137V182H138L137 179H139V178L141 177V176L138 177V175H141V173L139 174V171H140V169H141L142 167H144L143 165H145V164H144L145 161H143V157H142V156H144V155L146 156L145 152L143 153V150H145V148H141V147L144 145V144H143V145L140 147L141 149L139 148L142 152H140V150H138L139 154H138V152H137V153H136V156H135V155L132 156V157H136L135 159L132 158V157H129V156L127 157V156H126V155H127L126 152L124 153V154H126V155H124V154H122V153L119 154L120 151H121V152H122V151H126V147H125V144H124V143H125V140H124V141L122 140L123 138H124V139L128 138L127 136H125V137H126V138H125V137L122 135V134H124V135L126 134V133H125V132H126V129H125ZM134 128H135V129H134ZM150 128H152V129L155 128V130H154V129H153V130L151 129V130L149 131V133H148L147 131H148ZM159 128H162L163 130H162V129H159ZM179 128H180V129H179ZM189 128H190V130L193 129V130L195 131V132L193 131V135H191L190 137L193 138V136H194V138H195V134H196V136H198V138L202 139V140H200V142H201V141L203 142V139L205 140L204 143L206 142V139L208 138V137H205L206 134H205V136L203 137V133H205L204 129L206 128L205 130H206L207 133H209L208 135H211V136H212V137L209 136V139H207V141L210 142V143H208L209 145L203 143V144H204V145L202 146L203 148H202L201 146H200V148H199L198 146H199L200 144H199L198 146H197V144L200 143V142H198L199 139H198L197 137H196L197 140H196V138L194 139L195 141H197V142H195V143H193L194 140H192V142H191V139H192V138H189V136H188V138H187L188 140H187L186 138H184V137H185L184 130L187 131V133H188V134L186 133V135H189V134H190V132H188V131H190ZM196 128H197V129H196ZM198 128H199V129H198ZM240 128H241V131H239ZM257 128H258L259 132H258ZM260 128H262V129H260ZM32 129H33V130H32ZM41 129H42V130H41ZM45 129H46V130H45ZM112 129H114V130H112ZM139 129H140V130H139ZM147 129H148V130H147ZM173 129H174V132H172ZM195 129H196V130H195ZM207 129L209 130V132H208ZM220 129H221V130H220ZM228 129H229V130H228ZM26 130H27V131H26ZM47 130H48V132H47ZM51 130H52L53 132H52ZM111 130H112V131H111ZM159 130H160V131H159ZM165 130H166V132H165ZM179 130H180V131H179ZM210 130H211V131H210ZM223 130H224V131H223ZM245 130H246V131H245ZM261 130H262V131H261ZM32 131H33V134H32ZM34 131L36 132V134H35ZM43 131H44L45 133H42ZM49 131H51V132H49ZM99 131H100V132H99ZM117 131H118V133H119L121 136L118 135ZM119 131H120L121 133H120ZM124 131H125V132H124ZM138 131H141L140 133H142V131H143L145 134L143 133L142 135H140V133H139ZM157 131H158L159 133H158ZM163 131H164V135H163V133H162ZM196 131H197L199 134H197ZM202 131H203V132H202ZM219 131H220V132H219ZM225 131H226V132H225ZM227 131H228V132H227ZM242 131H243L244 133H241ZM252 131H254V132L252 133ZM90 132H91V133H90ZM93 132H94V134H93ZM109 132H110V133H109ZM115 132H116L117 134H116ZM200 132H201V133H200ZM212 132H214V133H212ZM217 132H219V134H218ZM222 132H224V133L222 134L223 136L221 135ZM233 132H234V133H233ZM239 132H240V133H239ZM245 132H246V134H247L246 136H245ZM249 132L252 133V134H250ZM38 133H41V134H38ZM46 133H47V134H46ZM101 133H102L103 135H102ZM127 133H128V131H127ZM155 133H153V134H154V135H153L154 137L156 136ZM165 133H166V134H165ZM174 133H175V134H174ZM177 133H179V134H177ZM191 133H192V131H191ZM210 133H211V134H210ZM216 133L218 134L217 136H216ZM225 133H226L227 136L225 135ZM256 133H257V135H254V134H256ZM260 133H261V134H260ZM37 134H38V136H37ZM42 134H43V135H42ZM85 134L88 135L89 137L86 136ZM89 134H90V135H89ZM138 134H139V135H138ZM171 134H172V135H171ZM173 134H174V135H173ZM180 134H182V136H183V139H182L183 142H182V140H181L182 136H181ZM237 134H238V135H237ZM248 134H249V135H248ZM27 135H28V136H27ZM49 135H50V136H49ZM84 135H85V138H84ZM114 135H115V137H114ZM150 135H151V134H150ZM150 135H149V137H150ZM161 135H162L163 137H160ZM178 135H180V136L178 137ZM199 135H200V136H199ZM213 135H214V136H213ZM219 135H220L221 137H219ZM239 135H240V136H239ZM242 135H244L245 137H244V136L242 137ZM250 135H251V136H250ZM252 135H253V137H252ZM20 136H21V135H20ZM41 136H42V137H41ZM51 136H52V137H51ZM61 136H62V138H63L64 140H63V139H62V140L60 139V140L58 141V139H59ZM111 136H112V137H111ZM118 136H119V137H118ZM137 136H138V138H136ZM140 136H141V137H140ZM151 136H152V135H151ZM173 136H174V137H173ZM176 136H177L178 138H177ZM224 136H225V137H224ZM233 136H234V137H233ZM247 136H248V139H249L250 141L246 138ZM261 136H262V138H261ZM33 137H36V140H35V139H32ZM44 137H45V138H44ZM57 137H58V139H57V141H56V138H57ZM87 137H88V140L86 139ZM99 137H100V138H99ZM131 137H129L128 139L130 140ZM139 137H140L141 139H140ZM147 137H146V139H145V138H144V139L147 140ZM149 137H148V138H149ZM154 137H153V138L151 137L152 139L149 138V139H150V140H149V144H151V142H152V140L154 139ZM156 137H157V136H156ZM167 137H166V140H168ZM169 137H170V138H169ZM202 137H203V138H202ZM210 137H211V138H210ZM237 137H239V140H240V138H241V139L243 138V139H242V140H243V143H241L242 140L239 141L238 139H236ZM19 138H20V137H19ZM24 138L26 139V141H28L27 143H26V141H23ZM42 138L45 139V140H43ZM47 138H48V139L51 138V139L49 140L48 143H47V141H48ZM52 138H53L54 140H53ZM65 138H66V140H65ZM83 138H84V139H83ZM90 138H91V140H90ZM101 138H102V139H101ZM118 138H119L120 140H119ZM157 138H158V137H157ZM215 138H216L217 140H218L219 138H221V139H219V140H218L219 142H217ZM223 138L225 139V141L223 140ZM252 138H253V139H252ZM31 139H32L33 142H32V141H29V140H31ZM79 139H80V140H79ZM106 139H107L108 141H106ZM110 139H111V140H110ZM162 139H163V140H162ZM170 139H171V140H170ZM174 139H175V140H174ZM178 139H179V140H178ZM185 139H186L188 142H186ZM189 139H190V140H189ZM210 139H211V140H210ZM233 139H234V140H233ZM51 140H52V141H51ZM81 140H84V141H82V144L77 143V142H79V141H81ZM99 140H100V141H99ZM141 140H143V141H141ZM154 140H155V139H154ZM176 140H178V141H176ZM214 140L216 141V143H218V146L216 145L217 147L215 146V142H213ZM220 140H221V141H224V142H223L224 144H223ZM235 140L237 141V143H235V142H236ZM244 140H245V141H244ZM86 141L88 142V144L86 143ZM89 141H90V143H89ZM98 141H99V142H98ZM101 141H102V142H101ZM104 141H105V143H104ZM111 141H112V142H111ZM115 141H121V142H115ZM150 141H151V142H150ZM155 141H156V140H155ZM172 141H173V142H172ZM174 141H175V142H174ZM211 141H212L213 143H212ZM246 141H247V142H246ZM2 142H3V140L1 139V141H0V145H1ZM54 142H58V143H54ZM60 142H61V145H60ZM62 142H63V143H62ZM65 142H66V145H65ZM84 142H85V143H84ZM91 142H93V143H92L93 145L91 144ZM95 142H96V143H95ZM106 142H107V143H106ZM123 142H124V143H123ZM144 142H145V141H144ZM144 142H143V143H144ZM147 142H148V140H147ZM156 142H157V141H156ZM176 142H177V143H176ZM190 142L193 143V146H192V144H191ZM202 142H201V144H202ZM238 142H240L239 144H241V145H239L240 147L238 146L239 149H238V147H237ZM244 142L247 143V144H244ZM20 143H21L22 145H20ZM24 143H25V144H24ZM29 143H31L32 145L29 144ZM44 143H45V144H44ZM76 143H77V145H75ZM80 143H81V142H80ZM83 143H84V144H83ZM101 143L104 144V145H102ZM114 143H115V144H114ZM116 143H117V144H116ZM120 143H121V144H120ZM152 143H153V142H152ZM183 143H184L185 145H184ZM186 143H187V146H186ZM206 143H207V142H206ZM220 143H221V145H220ZM232 143H235V144H233V146H232V145H231ZM18 144H19V145H18ZM27 144H28V145H27ZM42 144H43V145H42ZM48 144H49V145H48ZM52 144H53V145H52ZM57 144L60 145V146H58ZM123 144H124V146H123ZM147 144H148V143H146V144L144 145V147L146 146V149H148L147 146H149V145H147ZM173 144H174V146H173ZM189 144H190V146H188ZM62 145H63V148L61 147ZM95 145H96V148H95ZM105 145H107L108 147H106ZM120 145H121V146H120ZM151 145H152V144H151ZM153 145H154V147L156 146V144H153ZM160 145H161V143H160ZM176 145H177V146H176ZM181 145H183V147H182ZM194 145H196V146H194ZM211 145H212V146H211ZM223 145H224V146H223ZM226 145H227V147H226ZM229 145L231 146V148H230ZM242 145L245 147V148H244L245 150L243 149V146H242ZM19 146H20V147H19ZM24 146H25V147H24ZM51 146H52V147H51ZM97 146H98V147H97ZM100 146H101V147L103 146V147H102L103 149H102ZM109 146H110V147H109ZM170 146H172V147H170ZM179 146H180V147H179ZM205 146H206V148H208L209 150L206 149ZM213 146H215V147H213ZM219 146H221V148H219ZM228 146H229V147H228ZM234 146H236V147H234ZM262 146H263V147H262ZM22 147H23V149H22ZM28 147H29V148H28ZM30 147H32V149H31ZM118 147H119V148H118ZM124 147H125V148H124ZM163 147H162V148L160 147V148L164 150ZM174 147H175V148H174ZM178 147H179V148H178ZM187 147H188V148H187ZM189 147H190V148H189ZM193 147H195V148L192 149ZM196 147H197V148H196ZM209 147H211V148H209ZM20 148H21V149H20ZM24 148H25V149L27 148V149L25 150ZM51 148H52V149H51ZM53 148H55V151L53 150ZM72 148H71L70 150H72ZM94 148H95V149H94ZM120 148H121V149H120ZM184 148H185V149H184ZM186 148H187V149H186ZM198 148H199V150H197ZM218 148H219V149H218ZM222 148H224L223 151L225 150L224 153H222ZM233 148H234V150H233ZM235 148H236L237 150H236ZM247 148H248V149H247ZM261 148H262V149H261ZM30 149H31V150H30ZM69 149H68V150H69ZM107 149H108V150L110 149V150H109L110 152H108ZM119 149H120V150H119ZM124 149H125V150H124ZM149 149H150V147H149ZM149 149H148V150H149ZM151 149H153V148L151 147ZM174 149H175L176 152L174 151ZM180 149H181V151H180ZM203 149H204V150H203ZM205 149H206L207 151L210 152L209 156H208V154H207V153H209V152H207ZM210 149H211V150H210ZM227 149H228V151H227ZM231 149H232V150H231ZM240 149H241V150H240ZM246 149H247L248 152L246 151ZM250 149H251V150H250ZM253 149L257 150L259 153H258V152H257V153L255 152L256 154H254L253 151H255V150H253ZM17 150L15 151V154H16V155H18L17 153H20V151L18 152ZM24 150H25V151H24ZM28 150H29V151H28ZM52 150H53V151H52ZM66 150H67V149L65 148L64 151H66ZM178 150H179V151H178ZM183 150H184V154H183ZM187 150H188L189 152H190V151H192V152H190V153L188 154V151H187ZM193 150L195 151V154L193 153ZM217 150H219V153L217 152ZM220 150H221V151H220ZM229 150H230V151H229ZM252 150H253V151H252ZM27 151H28V152H27ZM74 151L72 150V151H70V152L73 153ZM145 151H146V150H145ZM177 151H178V152H177ZM197 151H198L199 153L201 152L200 154H198V155H200L199 157H197V155H196V153H198ZM213 151H214V152H213ZM226 151H227V152H226ZM234 151H235L236 153H234ZM242 151H243V152L245 151V153L242 154V153H243ZM251 151H252V152H251ZM8 152H10V150H9ZM16 152H17V153H16ZM26 152H27V153H26ZM51 152H52V153H51ZM56 152H57V151H56ZM58 152H57V153H58ZM115 152H117V153H115ZM147 152H150V151H147ZM151 152H152V150H151ZM211 152H213V153H216V152H217V155H216V154H213V153H211ZM220 152L222 153V155H220V154H221ZM229 152H230V153H229ZM240 152H241L242 156L244 155V156H243V158H244V163H246L245 161H247L245 158H249V155H250V158L253 159V161H254L253 163L255 164L256 168L259 166V169H260V170L258 171V168L256 169L255 166H254V171H253V165H254V164H253L252 162H251V163H252L251 165H250V163H249V165H248V164L245 165V164L243 163V160H242L243 158L240 157V156H241ZM72 153H71V154H72ZM75 153H76V152H75ZM111 153H112L113 155H112ZM174 153H173V154H174ZM204 153L206 154V157H204V156H205ZM226 153H227V154H226ZM237 153H239V154H237ZM246 153H248V154H247L248 157L246 156ZM251 153L253 154V156H252ZM76 154H77V153H76ZM117 154H119L120 156L117 155ZM142 154H143V155H142ZM148 154H149V153H147V155H148ZM165 154H166V153H165ZM186 154H187L188 156H187ZM212 154L215 155V157H214ZM218 154L220 155V158H217V157H219ZM235 154H236V155H235ZM56 155H57V154H56ZM122 155H124L125 158H124ZM190 155H193V160H192V156H190ZM201 155H202V156H201ZM226 155H227V156H226ZM230 155H231V156L233 155V156L231 157ZM234 155H235V156H234ZM238 155H239L240 158L238 157ZM255 155H256L257 157H256ZM258 155H259V156H258ZM27 156H23V158L25 157L23 160L25 161V160L28 159L27 161H25V162L28 163V162H29V158H28ZM109 156H110V158H112V157H113V158L110 160ZM111 156H112V157H111ZM137 156H139V157H137ZM164 156H165V155H164ZM207 156H208L209 158H208ZM221 156L223 157V159H222ZM228 156H230L232 159H235V158H237V159H235V160L233 161V160L229 157V158H230V160H229ZM245 156H246V157H245ZM141 157H142V159H141ZM187 157H188V158H187ZM189 157H191V158H189ZM194 157H195V159H194ZM211 157L214 158V160H213ZM226 157H227V159H226ZM234 157H235V158H234ZM258 157H260V158H258ZM75 158H76V157H75ZM117 158H118V159H117ZM186 158H187V160L190 159V160H188V161H189L188 164H190L189 167H188V165H187ZM196 158H197L198 160H196ZM199 158L201 159V161H199ZM205 158H207V159H205ZM210 158H211L212 160H211ZM216 158H217V159H216ZM57 159H58V160H57ZM77 159H78V158H76V160H77ZM114 159H116V161H115ZM119 159H120V160H119ZM122 159H123V160H122ZM139 159H140V160H139ZM144 159H145V157H144ZM181 159H184L185 161H184V160H181ZM209 159H210V161H213V162H210V161H209L211 164H210V163H206L207 160H209ZM221 159H222V161H221ZM225 159H226L227 161H226ZM238 159H239L240 161H241V160H242V161H241V162L237 161V163H235L236 160H238ZM256 159L261 160V162L263 161V163H262V164H258L259 162H257V164H256V161H257ZM262 159H263V160H262ZM53 160H54V159H53ZM53 160H52V161H53ZM64 160H65V158L63 157V161H61V163L64 162ZM67 160H68V161H67ZM69 160H70V159H66L67 162H71V163L73 162V161H69ZM72 160H74V157H72ZM118 160H119V161H118ZM121 160H122V161H121ZM125 160H126V161H125ZM127 160H128V161H127ZM134 160H135V161H134ZM141 160H142V162H141ZM168 160L171 161V162L169 163ZM177 160H178V161H177ZM191 160H192V161H191ZM215 160H216V163H217V164L215 163ZM218 160H219L220 162H222V163H220ZM30 161H31V160H30ZM117 161H118V162H117ZM130 161H132V164H131ZM133 161H134V163H133ZM173 161L175 162V165L178 166V167H181V165H183V167H181V169L183 170V173H182V170H181L180 168H178V167H176V166L174 165V162H173ZM180 161H181L182 163H181ZM190 161H191V162H190ZM193 161H194V162H193ZM197 161L199 162V163H197L198 166L195 164ZM225 161H226V162H225ZM231 161H233V162H231ZM248 161L250 162L249 159H248ZM248 161H247V163H248ZM54 162H52V165H53V164L55 165ZM67 162H66V163H67ZM74 162H75V160H74ZM74 162H73L72 164H74ZM116 162H117V163H116ZM167 162H168V164H167ZM176 162H177V164H178V162H180L179 165H177ZM184 162H186V163H184ZM218 162H219L220 164H219ZM229 162H231V163H229ZM238 162H239L240 164H238ZM261 162H260V163H261ZM29 163H30V162H29ZM64 163H65V162H64ZM64 163H63V164H64ZM71 163H70V164H69V163L67 164V165H69V166L64 167V168H66V169L63 168L64 171H65V170H68L69 168L72 167ZM89 163L91 164V167H90L91 170L88 168L89 171H87V170H88L87 167H88ZM109 163H110V164H109ZM120 163H121V164H120ZM125 163H126V164H125ZM138 163H139V164H138ZM140 163H141V164H140ZM172 163H173V165H171ZM214 163H215V164H214ZM232 163H233L234 165H233ZM241 163H242V164H241ZM76 164H77V163H76ZM104 164L107 165V166H105ZM142 164H143V165H142ZM169 164H170V165H169ZM180 164H181V165H180ZM192 164H193V165L195 164V165L193 166ZM200 164H201V165H200ZM202 164H203V165H202ZM207 164H208V165H207ZM209 164H210V165H209ZM212 164H214V165H212ZM235 164H236V165H235ZM237 164H238V165H237ZM54 165H53L52 167H55ZM92 165H93V166H92ZM111 165H112V166H111ZM130 165H131V166H130ZM137 165H139V166L142 165V167L140 166V167H141V168H140V167L137 166ZM167 165H168V166H167ZM199 165H200V166H199ZM211 165L216 169L217 172L215 171V169H213V167H212ZM221 165H223V167H222ZM239 165H240V166H239ZM241 165H242V166H241ZM247 165H248V167H250V166H251V167H250V168L245 167V166H247ZM1 166H2V165H1ZM89 166H90V165H89ZM103 166H105L106 168L103 167ZM129 166L131 167L130 169L133 170V172L129 169ZM132 166H133V167H132ZM166 166H167L168 168H167ZM172 166H173V167H172ZM184 166H185V169H184ZM191 166H192V167H191ZM209 166H211L212 168L209 167ZM219 166H220V167H219ZM230 166H231V167H234V168H231ZM2 167H6V166H2ZM2 167L0 168V169H1V170H0V171H1L0 174L3 173V172H7L9 175L11 174V173L8 172V171H9V170H8V169H9L8 167H7L6 170H5L4 168H3L4 170H2ZM68 167H69V168H68ZM74 167H75V166H74ZM84 167H85V166H84ZM94 167H95V168H94ZM100 167H102V169H101ZM127 167H128V168H127ZM136 167H138V168H136ZM190 167H191V168H190ZM194 167H196V168H194ZM198 167H199L200 169H199ZM204 167H205V169H204ZM206 167H207L208 170L206 169ZM221 167H222V169H221ZM225 167H227V168H225ZM228 167H229V170L231 169L230 171H231L232 173L228 170ZM235 167H236V169H237V171H238L239 173H240L239 170H241L243 167H245V168H247V169L245 170V168H244V170H245L246 172L242 169L244 172L242 171V172L240 173V175L242 174L241 177H240L239 174L237 173ZM240 167H241V168H240ZM260 167H262V168H260ZM72 168H73V167H72ZM125 168H127L128 170L125 169ZM132 168H133V169H132ZM170 168H172V169H171V172H170V170H169ZM175 168L177 169V172H179V173H176V172H175V171H176ZM187 168H189L190 170L187 169ZM210 168H211V169H210ZM99 169H100V170H99ZM105 169H106V170H105ZM159 169H160V170H159ZM173 169H174V170H173ZM178 169H179V170H178ZM191 169L193 170V173H190V172H192ZM195 169H197V170H195ZM218 169H220V170H218ZM223 169H226V171H223ZM234 169H235L236 173L233 171ZM238 169H239V170H238ZM255 169L257 170V172H256ZM7 170H8V171H7ZM103 170H104V171H103ZM107 170H108V171H107ZM172 170H173L174 172H172ZM187 170L189 171L190 174H189L188 172H185V171H187ZM198 170L202 173V175H203L204 177H203L202 175L200 176L201 173H199V172L197 173ZM203 170L205 171L204 173H203ZM227 170H228L229 172H228ZM2 171H3V172H2ZM70 171H72V169H71ZM83 171H84V173H85V170H84V169H83ZM109 171H110V172H109ZM160 171H161V172H160ZM162 171H165V172L163 173ZM211 171H212V172H211ZM213 171H214V172H213ZM220 171H221V172H220ZM222 171H223L224 174L222 173ZM247 171H248V172H247ZM103 172H104V173H103ZM131 172H132L133 174H132ZM166 172H168V173H166ZM169 172H170V173H169ZM180 172H181V173H180ZM218 172H220V173H218ZM233 172H234V173H233ZM7 173H6V174H7ZM71 173H72V172H71ZM79 173H80V174H79ZM93 173H94V174H93ZM100 173H103V175L100 174ZM134 173H135L136 175H134ZM174 173H176V174H175L176 176L174 175ZM185 173H188L189 176L187 175L188 177H186V174H185ZM196 173H197V174H196ZM206 173H207V174L210 173L209 176H207L208 178L205 176ZM217 173L219 174V176H218ZM221 173L223 174V176H222ZM225 173H226V174H225ZM227 173H229V174L227 175ZM246 173H247V174H246ZM66 174H67V173H66ZM85 174H86V173H85ZM108 174H110L111 176H109ZM126 174H128V175H127V177L129 176L128 178L125 177ZM157 174H156V175H157ZM164 174H165V175H164ZM168 174H169V175H168ZM171 174H172V175H171ZM181 174H184V175H181ZM194 174H195L196 176H195ZM198 174H199V175H198ZM207 174H206V175H207ZM220 174H221V176H220ZM236 174H238V177H237ZM257 174H258V175H257ZM9 175H8V176H9ZM67 175H68V174H67ZM101 175H102V176H101ZM107 175H108V176H107ZM131 175H132V176H131ZM156 175H154V176H156ZM163 175H164V176H163ZM192 175H193L194 178H196V179H194V178L192 179V177H193ZM197 175H198V176H197ZM210 175H212V177H211ZM233 175H234V176H233ZM235 175H236V176H235ZM243 175H244V176H243ZM13 176H14V175H12V177H13ZM61 176H62V175H61ZM69 176H72V175L70 174ZM104 176H105V177H104ZM123 176H124V178H123ZM135 176H136V177H135ZM162 176H163V178H165V182L163 181V184H162V180H164V179L162 178ZM165 176H166V177L168 176V178H170V179H167ZM177 176L180 177V178L182 177V179H180L181 181L179 180V178H177ZM183 176H184V177H183ZM247 176H248V177H247ZM258 176H260V177H258ZM9 177L11 178V175H10ZM82 177H83V176H82ZM82 177H81V178H82ZM102 177H103V178H102ZM121 177H122V178H121ZM137 177H138V178H137ZM175 177L180 181V183L178 182L177 179H173V178H175ZM190 177H191V178H190ZM198 177H199V178H198ZM209 177H211V179H209ZM14 178H15V177H14ZM41 178H42V177H41ZM46 178H47V177H46ZM126 178H127V179H126ZM129 178H131V180H129ZM134 178H135V179H134ZM136 178H137V179H136ZM157 178H159V180H158ZM183 178H184V179H183ZM204 178H205L206 180H205ZM212 178H214L213 180H214L215 182L212 181ZM241 178H243V179H241ZM245 178H248V179H245ZM71 179H72L71 182H75V181L73 180L72 177H71ZM84 179L82 178V182H83ZM105 179H107V180H106V181H103V180H105ZM110 179H112V180H110ZM115 179H116V180H115ZM120 179H122V180H120ZM123 179H125V180H123ZM154 179H155V180H154ZM187 179H190V180H187ZM201 179H202V180H201ZM203 179H204L205 181H207V182L204 183V185H203ZM261 179H262V180H261ZM12 180H13V178H12ZM12 180H11V181H12ZM30 180H31V179H30ZM98 180H99V181H102V184H101V182H99ZM119 180H120V181H119ZM134 180H135V181H134ZM136 180H137V182H136ZM139 180H140V179H139ZM157 180H158V183H159L158 186H157ZM168 180H169V181H168ZM174 180H176L175 183H174ZM182 180H183V181L185 180V183H183ZM198 180H199V181H198ZM200 180H201V181H200ZM219 180H220V182H219ZM35 181H36V180H35ZM95 181H96V182H95ZM97 181H98V182H97ZM109 181H110V182H109ZM123 181H124V182H123ZM126 181H127V182H126ZM133 181L135 182V184H134ZM160 181H161V184H160ZM209 181H211V182H210L211 185H210V184L208 185V182H209ZM216 181L219 182L220 184L217 183ZM243 181H245V183H244ZM246 181H247V185H246ZM260 181H261V183H260ZM3 182H4V183H3ZM93 182H94V183H93ZM103 182H106V183H103ZM112 182H113V183H112ZM116 182H117V185H116ZM122 182H123V184H122ZM131 182H132V183H131ZM166 182H167V184H166ZM169 182H170V183H169ZM176 182H177V183H176ZM192 182H195V183L192 184ZM198 182H202V183H198ZM241 182H242V183H241ZM262 182H263V184H262ZM38 183H40V182H38ZM96 183H97V184H96ZM108 183H109V185H108ZM111 183H112V184H111ZM118 183H119V185H118ZM136 183H137V184H136ZM164 183H165L166 185H165ZM171 183H174V184H171ZM178 183H179V184H178ZM181 183H182V184H181ZM188 183H189V184H188ZM243 183H244V184H243ZM35 184H36V185H35ZM81 184H82V186H81ZM83 184H85L86 186H83ZM100 184H101V185H100ZM133 184H134V186H133ZM170 184H171V186H173L172 188H171V186H169ZM185 184H186V185H185ZM195 184H196V185H195ZM206 184H207V185H206ZM212 184H213V185H212ZM215 184H217V185H215ZM241 184H242V186H243V185L245 186V188H244V186H243L244 190H243V188H241V187L239 186V185H241ZM4 185H5V186H4ZM98 185H99V186H98ZM105 185H106V186H105ZM136 185H137V186H136ZM160 185H161L162 187H161ZM163 185H165L164 188H165L168 192L163 188ZM174 185H175L176 187H175ZM179 185H180V186H179ZM181 185H182V187H181ZM198 185H200V186H199L200 188L198 187ZM9 186H10V185H9ZM35 186H36V187H35ZM38 186H39L40 188H39ZM80 186H81V187H80ZM123 186H124V185H123ZM123 186H122V187H123ZM125 186H124V187H125ZM130 186H131V188H130ZM166 186H167L168 188H167ZM189 186H190L191 189L189 188ZM201 186H202V187H201ZM204 186H207V187L205 188ZM208 186H209V188H208ZM214 186H215L216 192H215V189L212 190V188H214ZM218 186H219V189H218ZM238 186H239L240 188H239ZM4 187H5L6 191H7V189L10 190V192H9V190H8L7 192L9 193V195L11 194V197H10L9 195H7V192L5 191ZM33 187H34L35 189H34ZM51 187H53V189H52ZM58 187H59V188H58ZM74 187H75V189H76L77 191H75ZM87 187H88V188H87ZM104 187H105V188H104ZM107 187H108V188H107ZM110 187H111V188H110ZM133 187H134V188H133ZM158 187H159V188H158ZM177 187H178L179 189H178ZM192 187H194L193 190H196V191L194 192V194H192L193 191H191V190H192ZM237 187H238V188H237ZM38 188H39V189H38ZM91 188L93 189V191H92ZM102 188H104V192H103V189H102ZM112 188H113V189H112ZM132 188H133V189H132ZM160 188H161V191L159 190ZM173 188H175V191L173 190ZM180 188H181V191L183 190V191L181 192V193H182L181 195H179V194H180ZM184 188H185V189H184ZM195 188H196V189H195ZM198 188H199L200 192H199V190H197ZM202 188H203V189H202ZM207 188H208V189H207ZM15 189H14V191H15ZM20 189H21V191H20ZM23 189H24V190H23ZM37 189H38V190H37ZM48 189H49V193H48ZM56 189H57V190H56ZM62 189H63V190H62ZM89 189H90V190H89ZM100 189H101V190H100ZM125 189H126V190H125ZM135 189H136V191H135ZM154 189H155V188H154ZM154 189H151V190L153 191ZM168 189L170 190V194H169V190H168ZM238 189H240V191L243 190V192H241V193H242V196H241V193H240V191H239ZM246 189H247L248 191H247ZM260 189H261V193H260ZM34 190H36L37 192H35ZM41 190H42V191H41ZM43 190H44L45 192H44ZM52 190H53V191L55 190V191L52 192ZM58 190H59V191H62V192H60V194H59V191H58ZM79 190H80L81 193L79 192ZM83 190H84L86 193H84ZM105 190H106V191H105ZM123 190H122V191H123ZM162 190H164V191H162ZM177 190H179V191H178L179 194H178ZM184 190H185V191H184ZM186 190L189 191V192H187ZM201 190H202V192H201ZM206 190H207V191H206ZM211 190H212V191H211ZM236 190H238L239 192L236 191ZM250 190H251L252 192H251ZM38 191H39V194H40V195L38 194ZM63 191H64V192H63ZM66 191H67V192H66ZM71 191H72L73 193H70ZM89 191H90V192H89ZM91 191L93 192L92 195H91V193H92ZM96 191H98L99 193L96 192ZM107 191H108V192H107ZM122 191H121V194H119L120 192L118 193L119 195L117 194L118 197H117V196H114V195L108 196V197H110L109 199H110V200H113V199L116 200V199H118V198H121V197L123 196V194H124V196H126V195L129 196V193H130V192H129V193L127 192V194H126V192L123 193L124 191H123V192H122ZM152 191H151V193H152ZM159 191H160V192H159ZM173 191H174V192H173ZM190 191H191V192H190ZM204 191H205V193H204ZM210 191H211V192H210ZM244 191H246L247 193L244 192ZM5 192H6V193H5ZM26 192H27L28 194H26ZM33 192H34V193H33ZM40 192H41V193H40ZM51 192H52V193H51ZM76 192H77V193L79 192V194H78V195H77V194H74V193H76ZM82 192H83L84 194H87V196L85 195V197H84V194H83ZM133 192H132V194H134ZM207 192H208V195H207ZM213 192H214V193H213ZM227 192H228V193H227ZM256 192L259 193V194H261V195L257 194ZM262 192H263V193H262ZM3 193H5V195H4ZM29 193H31V194H29ZM36 193H37V194H36ZM50 193L52 194V196H51ZM53 193H54V194H53ZM96 193H98L99 196H98ZM102 193H103V194H102ZM106 193H107V194H106ZM111 193H112V192H111ZM162 193H164V194L161 196ZM166 193H167V194H166ZM186 193H187L188 195H187ZM189 193H191L192 196H190L191 194H189ZM199 193H200V194H199ZM202 193H203V194H202ZM215 193H216V195H213V194H215ZM236 193H237V195H236ZM243 193H244V194L246 193V194H245L246 196H247V195L250 196V198H249V197H245V198L247 199V201H246V199L244 198ZM252 193H254V194H252ZM255 193H256V194H255ZM12 194H13V195H12ZM22 194H23L25 197L22 196ZM33 194H34V195H35V194H36V195H39V196H41V198H40L39 196H34ZM41 194H43V195H41ZM44 194H46V195H44ZM47 194H48V195L50 194V195L47 196ZM55 194H58V195H55ZM72 194H73V195H72ZM94 194H95L96 197L94 196ZM130 194H131V193H130ZM183 194H184V196L187 195V196H186L187 198H186V197L184 198ZM201 194H202L203 196L206 195L207 198H209V199H207L206 196H205V197L201 196ZM204 194H205V195H204ZM210 194H211V196H210ZM225 194H227V196L223 199L222 197H224L223 195H225ZM228 194H229V195H228ZM231 194H232V195H231ZM249 194H250V195H249ZM16 195H17V196H16ZM19 195H20V197H19ZM26 195H27V196H26ZM29 195H31L32 198L35 197V200H34V199H33V201L31 200L32 203L29 202V198H31ZM74 195H75V196H74ZM79 195H80V196H79ZM81 195H83L82 197H83L84 199L81 198ZM90 195H91L92 197H91ZM115 195H116V194H115ZM120 195H121V196H120ZM167 195H169V196H167ZM173 195H175V196H173ZM178 195H179V196H178ZM193 195H195V198H196L197 200L194 199V196H193ZM230 195H231V196H230ZM234 195L237 197V199H236V198L234 199V197H235ZM238 195H239V197L241 196L240 199H239ZM256 195H258L259 197L256 196ZM12 196H13V197H12ZM15 196H16V198H15ZM42 196H43V197H42ZM46 196H47V197H46ZM103 196H104V197H103ZM112 196H113V197H112ZM119 196H120V197H119ZM163 196H166V197H163ZM216 196H217V197H216ZM251 196H252L253 198H252ZM4 197H5V198H4ZM6 197H7V198H6ZM17 197H18V198H17ZM22 197H23V198H22ZM26 197L28 198V200H27ZM75 197H76L77 199H78V197H79V199H78V200L76 199V200H77V201H76V200H75ZM89 197H90L91 199H89ZM106 197H107V196H106ZM153 197H154V196H153ZM170 197H172V199H171ZM175 197H176V198H175ZM178 197H179V199H178ZM182 197H183V198H182ZM188 197H190V198H188ZM191 197H192V198H191ZM197 197H198V198H197ZM199 197H202V198H204V199L202 200V198L200 199ZM232 197H233L234 201L231 200V203H232V202H235V203H232V204H234V206H233V205H232L233 207L231 206V207H232L231 210H233L234 213H232L231 210L228 211V213L230 212V213H232V214H234V215H236V213H237L238 215L240 214V215H241L240 219L243 220V221H244L245 218H246L245 220H248V219L251 220V218H252V220H251L252 222H251L250 220H249V222H248V221L242 222V221L239 219L240 222L237 221V224H235L234 222H233L234 224H232V218L230 219L229 217H226V216H227V214H226L227 212L225 211V212H226V213H225L223 210H221V213H222V211H223V213H225V215H224V214H222V215H224V218L226 217L227 220H225L226 218H225L224 220H220L219 216L222 217L221 215H219L218 217L216 216V212H217V214H218V213H219L218 211H220L219 208H218V210H217V206H218V207L221 206L220 209H224V210H225V209H226L225 206H224V204H226V203H224V202L226 201L225 199L228 198L227 200H229V199L232 198ZM255 197H256V198H255ZM2 198H3V199H2ZM72 198H74V199H72ZM86 198H87V199H86ZM92 198H94V199H92ZM100 198H101V199H100ZM102 198H103L104 200H102ZM111 198H113V199H111ZM160 198H161V199H160ZM165 198H166V199H165ZM174 198H175L177 201H176ZM180 198H181V199H180ZM217 198H218V199H219V198H220V199L222 198V200H224V201H221V200H220V202H219V200H218ZM248 198H249V199H248ZM1 199H2V200H1ZM17 199H18V200H17ZM23 199H24V200H23ZM44 199H45V200H44ZM96 199H97V200H96ZM105 199H106V201H105ZM162 199H163V200H162ZM168 199H170V200H168ZM186 199H187V200H186ZM191 199H193V200H191ZM198 199H200V200L198 201ZM211 199H212V200H211ZM241 199H242V200H241ZM243 199H245V200H243ZM250 199H251V200H250ZM256 199H258L257 202H258L260 205H259V204L257 205V203H256ZM261 199H262V200H261ZM5 200H6V203H7V201L9 202V205H8V206L6 205V207H8V208H6V207L4 206L5 204H4V205L2 204V202L5 201ZM10 200H11V201H10ZM37 200H38V201H37ZM74 200H75V201H74ZM81 200H82L83 202H80ZM84 200H85V201H84ZM88 200H91V201H88ZM94 200H95V201H94ZM100 200H102L103 202L100 201ZM115 200H114V201H115ZM157 200H158V201H157ZM160 200H161V201H160ZM165 200H166L167 202H165ZM184 200H185V201H184ZM208 200H209V202H210V200H211V202L209 203ZM213 200H214V201H213ZM237 200H239L240 202L237 201ZM249 200H250L251 203H247ZM254 200H255V201H254ZM16 201H17V202H16ZM18 201H19L20 203L22 202V204H20ZM35 201H36V202H35ZM175 201H176L177 203H174ZM178 201H179V202H178ZM181 201H183L182 204H181ZM187 201H188V202H187ZM197 201L200 202V203H198ZM202 201H203L204 203H203ZM205 201H206V202H205ZM215 201H216V204L214 203ZM217 201H218L219 203H221L222 205H219V203H218ZM241 201H242L243 204H241ZM243 201H245V204H246V205L244 204ZM259 201H261V203H260ZM27 202H29V203H27ZM33 202H34V203H33ZM40 202H43V203H40ZM91 202H93V203H91ZM106 202H108L110 205L107 204ZM160 202H161V205H160V206H161L162 208L159 207ZM162 202H163V203H162ZM184 202H186V204H184ZM192 202H193V203H192ZM195 202L198 203L199 206H198V204L195 205ZM222 202H223V203H222ZM226 202H227V201H226ZM236 202H237L238 204H239V203L241 204V205H240L241 207H240V206H239V207H240V208L243 207V208H242V211H243V209H245L246 206H247V208L245 209L246 211L244 210V211H243V214H242V212H241V213H238V212L241 211V209H239L238 206L236 207V205H238V204H236ZM253 202H255V205H257V206H252V203H253ZM3 203H5V202H3ZM17 203H18V204H17ZM23 203H24L25 205L27 204L28 206H27V205L25 206ZM30 203H31V204H30ZM35 203H36L37 205H39V206H37ZM85 203H87V204L89 203V204L87 205V204H85ZM95 203H96V204H95ZM102 203H103V206H102ZM156 203L158 204V206H155V205H157ZM167 203H168V204H167ZM169 203H170V204H169ZM172 203H173V204H172ZM189 203L191 204L193 211H194V209L197 210V209L199 208V209L197 210V212H196V210H195L194 212L191 210V207H190V204H189ZM201 203H202L203 205H202ZM19 204H20V205H19ZM82 204H84V205H82ZM90 204H91V205H90ZM93 204H95L96 207H95V205H93ZM165 204H166V205H165ZM175 204H176V205H175ZM183 204H184V205H183ZM187 204L189 205V208H190L189 210H188V205H187ZM200 204H201L202 206H201ZM210 204H211V206H212V205H215L216 207L213 208L214 206L211 207V206H209ZM263 204H264V203H263ZM1 205L4 206V207L2 208ZM21 205H23V206H21ZM32 205H33V206L35 205V207H38V208L35 209V207H33V208H34V209L32 208L33 211H32L31 208H30V210L28 211L29 207H32ZM42 205H43V206H42ZM86 205L88 206V208H87ZM99 205H100V208H99ZM105 205H106V206H105ZM171 205H172V206L175 205V206H173L174 208H172ZM207 205H208L209 207H208ZM228 205H231V204L228 203ZM228 205L226 204V206H228ZM250 205H251V206H250ZM253 205H254V204H253ZM14 206H15V207H14ZM17 206L20 207V208H18ZM40 206H41V207H40ZM79 206H81V207H79ZM85 206H86V207H85ZM89 206H90V207L93 206V207L90 208ZM109 206H110V207H111V206H114V207L109 208ZM143 206H144V205H143ZM164 206H165V207H164ZM166 206H167V207H166ZM179 206H181V208H183L182 206H184V208L181 209V208H179ZM223 206H224V207H223ZM9 207H10V208H9ZM11 207H12V209H11ZM22 207H23L25 210H24ZM70 207H72V208H70ZM76 207H78V208H76ZM97 207H98V208H97ZM152 207H151V208H152ZM154 207H155V208L158 207V209H155ZM170 207L172 208V210L174 209L175 211H174V210L172 211V210L170 209ZM176 207H177V210L175 209ZM185 207H186V208H185ZM201 207H204V209L201 208ZM231 207H230V208H231ZM234 207H235V208H234ZM249 207H250V208H249ZM4 208H6V209H4ZM15 208H16V209H15ZM21 208H22V209H21ZM40 208H41V210H40ZM68 208H69V209H68ZM105 208H106V209H105ZM107 208H108L109 210H108ZM115 208H116V207H115ZM142 208H143V209H142ZM144 208H145V209H144ZM163 208H166V210L163 209ZM167 208H168V209H167ZM209 208H210L211 210H210ZM248 208H249V209H248ZM252 208H254V209H253L254 212H256V211H258V212H257V214H254V215H253V213H251V214H252V215H250L251 218H249V215H248V214L250 213V211L253 212V211H252ZM255 208H256V209H255ZM9 209H10V210H9ZM67 209H68V210H67ZM85 209H87V210H85ZM92 209H93V210H92ZM140 209H141V210H140ZM160 209H161V210H160ZM162 209H163V210H162ZM202 209H203L204 211H202ZM205 209H207V211H206ZM212 209H213V210L216 209L215 212H214ZM234 209H235V210H234ZM236 209H238V211H237ZM247 209L249 210V212L247 211ZM3 210H4L5 212H4ZM7 210H8V211H7ZM62 210H66V212H65V211L63 212ZM84 210H85V211H84ZM90 210H91V211H90ZM94 210H95V213H97V212H98V213L95 214V213H94ZM96 210H97V211H96ZM104 210H106V211H104ZM107 210L110 211V212H108ZM138 210H139V212H138ZM144 210H145V211H144ZM156 210H157V211L159 210V211L156 213ZM183 210H184V211H183ZM199 210H200V212H199ZM226 210H227V209H226ZM255 210H256V211H255ZM260 210H262V211L260 212ZM9 211H10V212H9ZM14 211H15V212L18 211L19 213L17 212V213H18V214H17V213H15ZM27 211L29 212V214H30V212H31V213L34 212V213H32V214L35 215V216H37V218H35V216H32V215H31V217H28L29 214H28ZM36 211H37V213H40V214H37ZM61 211H62V212H61ZM111 211H112V212H111ZM148 211H149V212H148ZM167 211H169V212H167ZM170 211H171V212H170ZM209 211H210V212H209ZM212 211H213V212H212ZM236 211H237V212H236ZM2 212H4L3 215H2ZM8 212H9V213H8ZM81 212H82V211H80V212H76V213L80 214ZM117 212H118V213H117ZM119 212H120V213H119ZM132 212H133V213H132ZM145 212H146V213H145ZM159 212H160V213L163 212V213L160 214ZM165 212H167V213L165 214ZM172 212H173V213L175 212V213H174L175 215H174ZM187 212H188V213H187ZM198 212H199V213H198ZM202 212H203V213H202ZM244 212H248V213H244ZM262 212H263V214H262ZM10 213H11V214H10ZM21 213H22V214H21ZM23 213H24L25 215H26V214H27V215L25 216ZM35 213H36V214H35ZM93 213H94V215H93ZM109 213H110V214H109ZM114 213H115V214H114ZM130 213H131V214H130ZM142 213H143V214H142ZM144 213L147 214V216H146ZM169 213H171V214H169ZM176 213H177V214H176ZM178 213H179V215H180L181 217L178 215ZM181 213H183V215L187 214L188 217H187L186 215H185L186 218L183 217V215H182ZM193 213H194V215H193ZM200 213H202L201 216H200ZM9 214H10V216H8ZM16 214H17V215H16ZM19 214H20V215H19ZM59 214H61V216H58ZM98 214H99V215H98ZM127 214H128V215H127ZM134 214H135V215H134ZM137 214H138V215H137ZM140 214H141L142 216L144 215L146 218H145L144 216L142 217ZM168 214H169V215H168ZM188 214H189V215H188ZM191 214H192V215H191ZM196 214H197V216L199 215L201 218H200V217H197ZM203 214H204V215H203ZM213 214H214V216H216V218H217L216 220H215V217L213 216ZM259 214H262V215H260V216H262V217H260V218H256L255 216H257V215H259ZM5 215H6V216H5ZM18 215H19V216H18ZM21 215H22L23 218L20 217ZM23 215H24L25 217H24ZM38 215H39V217H40L39 219H38ZM83 215H87V214H83ZM89 215H90V214H89ZM89 215H88V216H89ZM91 215H90V216H91ZM97 215H98V216H97ZM106 215H107V216H106ZM113 215H114V216H113ZM118 215H119V217H118ZM125 215H126L127 217H126ZM129 215H130V216H129ZM139 215H140V216H139ZM150 215H151V216H150ZM155 215H156V217H154ZM163 215H164V217L167 218L168 220L165 219V218L163 217ZM167 215L169 216L170 221H169V218H168ZM171 215H172V216H171ZM176 215H177V216H176ZM228 215H230V214H228ZM243 215H248V216H245V218H244ZM3 216H4V217H3ZM15 216H16V217H15ZM115 216H116V218H117L116 220L114 219ZM121 216H122V217H121ZM128 216H129V217H128ZM137 216H138V217H137ZM152 216L154 217V220H155L154 222H152V221H153V220H152V219H153ZM159 216H161V217H159ZM174 216H176V218H175ZM189 216H190V218H189ZM191 216H192V217H191ZM194 216H196L197 219H196V217H194ZM5 217H8V218L6 219ZM12 217H13V218H12ZM17 217H18L19 219L21 218V221H22V219H23V221H28V220L24 219V218L28 217L30 222H29V221H28V222H21V223L19 224V222H18L19 219H18ZM32 217L34 218V220L32 219ZM59 217H60V219H59ZM108 217H110V218H108ZM120 217H121V218H120ZM158 217H159V218H158ZM179 217L182 218V219H180ZM213 217H214V218H213ZM242 217H243L244 219H243ZM254 217H255L256 219H255ZM257 217H259V216H257ZM3 218H4V219H3ZM28 218H27V219H28ZM56 218H58L59 220L57 221ZM139 218H140V219H139ZM141 218H142V219H141ZM150 218H151V219H150ZM155 218H157V219L160 220V221H158V220L155 219ZM172 218H173V219H172ZM184 218H185V220H184ZM211 218H212V219H211ZM228 218H229V221L231 222L232 225H230V223H229V221H228ZM247 218H248V219H247ZM261 218H262V219H261ZM8 219H9V220H8ZM10 219H11V220H10ZM30 219H32L33 221L30 220ZM37 219H38V220H37ZM118 219H119V220H118ZM136 219H137V221H136ZM147 219H150V220H152V221L147 220ZM162 219H163V220H162ZM189 219H190V220H189ZM191 219H192V220H191ZM194 219H195V220H194ZM199 219H200V220H199ZM202 219H203V220H202ZM221 219H223V217H222ZM55 220H56V222H55ZM122 220H123V221H122ZM124 220H125V221H124ZM127 220H129V221H127ZM133 220H134V222H133ZM138 220H139V221H138ZM142 220H143V221H142ZM145 220H146V221H145ZM161 220L164 221V222H161ZM165 220H166V221H165ZM178 220H179V221H178ZM182 220H183V222L180 223V221H182ZM188 220H189V221H188ZM201 220H202V221H201ZM217 220H218V222L221 221L222 223H218ZM253 220H254V221H253ZM14 221H15V223H14ZM38 221H39V223H38ZM46 221L48 222V224H47ZM61 221H63V220H61ZM112 221H113V222H112ZM140 221H141L143 224H142ZM167 221H168V222H167ZM173 221H174V222H173ZM175 221H176V223H177V222H179V223L176 224ZM185 221L189 222V224H187V222H185ZM198 221L204 222L205 224H204V223H200V222L198 223ZM223 221H228V222H227L228 224H226V223L224 224ZM255 221H256V222H255ZM257 221H258V222H257ZM262 221H263V222H262ZM9 222H10V224H9ZM12 222H13V223H12ZM17 222H18V223H17ZM42 222H43V225H42ZM51 222H54V223H56V224L54 225V224L52 223V225H51ZM116 222L118 223V225H117ZM119 222H120V223H119ZM137 222H138V223H137ZM155 222H157V223H155ZM158 222H159V223H158ZM190 222L193 223V224L190 225ZM194 222H195V223H194ZM196 222L198 223V225H197ZM247 222H248V225H247ZM261 222H262V223H261ZM11 223H12L13 225H12ZM16 223L19 225V229H18V227H16V228L19 230V232H18V230L14 227L15 225L17 226ZM30 223H31V224H30ZM33 223H34V224H33ZM57 223H58V225H57ZM122 223H123V224H122ZM125 223H126V225H124ZM128 223H129V225H128ZM134 223H135L136 225H135ZM139 223H140V224H139ZM148 223H149V224H148ZM151 223H152V224H151ZM163 223H164V224H163ZM165 223H167V224H165ZM168 223H170V224H168ZM182 223H184L183 226H185V224H187V225H186V228H187V226H188L190 229L187 228V230H186V229H184L185 227H181V224H182ZM217 223H218V224H217ZM238 223H239V224H238ZM242 223H243V225L245 224V226H241ZM251 223H252V224H251ZM254 223H256V224H254ZM257 223H259L260 225L257 224ZM6 224H7V225H6ZM21 224H22L23 227H25V226L28 224V227H29L30 229H29L27 226H26L25 228H23V227L21 226ZM35 224H36V226L39 225V226H38L39 228H38V227L35 228V227H36ZM37 224H38V225H37ZM40 224H41V226H40ZM59 224H61V226H59ZM114 224H116L115 226L117 227V229H116V227H113ZM119 224H120V225H119ZM138 224H139V225H138ZM147 224H148V225H147ZM159 224H160V225H159ZM179 224H180V227L182 228V230L184 229L183 231H186V234H190V232L193 231V230H191L192 227H193V229L196 231V232H195V231L191 232L190 235H186L190 240H189L187 237H185V235H184L185 232L183 233V236L181 235V234H182V231H181L180 228H178V227H176L177 229L173 228V227H175L176 225H179ZM194 224L196 225L195 227L193 226ZM199 224H200V228L198 229ZM249 224H250L252 227H251ZM9 225H10V226H9ZM45 225H46V226H45ZM47 225H48V227H47ZM56 225H57L58 228L56 227ZM67 225H68V226H67ZM121 225L124 226V227H122ZM140 225H141V227H140ZM144 225H145V226H144ZM158 225H159V227H158ZM162 225H163V226H162ZM171 225H173V227H170ZM174 225H175V226H174ZM189 225H190V226H189ZM219 225H220V227H219ZM222 225H223V226L227 225V226H229L230 228L226 226V227H227V231H226V227H225V229H224V227H223ZM237 225H238V226H237ZM253 225H254V226H253ZM256 225H257L259 228H257ZM262 225H263V226H262ZM32 226H34V227H32ZM125 226H127V227H125ZM137 226H138V227H137ZM143 226H144V227H143ZM148 226H149V227H148ZM152 226H153L154 228H152ZM160 226H162V227H160ZM167 226H168V227H167ZM232 226H233L234 229H235V227L237 226L236 229H235L236 233H235V231H233ZM239 226H240L241 228H240ZM249 226H250V227H249ZM255 226H256V228H255ZM261 226L263 227V231H262V233H261V230H262V227H261ZM9 227H10V228H9ZM20 227H22V228H20ZM40 227H41V228H40ZM46 227H47V228H46ZM51 227H53L54 229L51 228ZM55 227H56L57 229H56ZM61 227H62V228H61ZM110 227H111V225H110ZM118 227H119V228H118ZM130 227H131V228H130ZM146 227H147V228H146ZM150 227H151V231H150ZM155 227H156L157 229H156ZM163 227H164V228H163ZM238 227H239V228H238ZM1 228H4V229H1ZM11 228H12V229H11ZM14 228H15V229H14ZM27 228H28L29 230H28ZM42 228H44V229L41 230ZM50 228H51V229H50ZM67 228H69V229H67ZM122 228H123V229H122ZM127 228H128V229H127ZM133 228H134V229H133ZM141 228H144L145 231H146V229L149 230V231H150V236H148V237H145V236L141 237V236H140L141 234L138 232V231L141 230ZM169 228H170V231H172V232L169 231ZM228 228H229V229H232L231 231L234 232V233H232L231 231H229ZM250 228H251V230H250ZM254 228L259 230V232H258V230H256V231L259 233V234H258V233H257V234L259 235V237H262L263 240H262L261 238L259 239V238H258V235L254 234V233H256V231H255ZM31 229H32L33 231H32ZM37 229H38V230H37ZM62 229H63V230H62ZM131 229H133V230L131 231ZM144 229H142V230H144ZM153 229H156V231L153 230ZM167 229H168V230H167ZM172 229H173V230H172ZM179 229H180V231H178V232L176 231V232L178 233V238H177V237H176V235H177L176 232H174V233L176 234V235H175V234L173 233V231H174V230H179ZM196 229H197V230H196ZM220 229H221V230H220ZM1 230H2V231H1ZM4 230H5L6 232H5ZM12 230H14V233H15V234H13L14 237H13L12 240H11V237H10V236H12V233H11ZM22 230H23V231H22ZM26 230H27V231H26ZM48 230H49V231H48ZM60 230H61V231H60ZM120 230H121V232H120ZM142 230H141V231H142ZM157 230H159V233H160V234L158 233ZM164 230H167L168 232H170L169 234H167V235H168V238L166 237L167 235H165V234L168 233V232H167V231H164ZM190 230H191V231H190ZM223 230H224V231H223ZM237 230H239L240 232L238 231V233H237ZM249 230H250V231H249ZM252 230H254L255 232L252 231ZM9 231H10V232H9ZM21 231L24 232V233H23L24 235H23V234L20 235V234L22 233ZM35 231H36V232H35ZM63 231H64V232H63ZM162 231H163V232H162ZM187 231H190V232L188 233ZM217 231H219V234H218V233L215 234ZM222 231H223V232H222ZM225 231L228 232V233L226 234ZM16 232L18 233V235H17ZM26 232H27V233H26ZM37 232H38V233H37ZM39 232H40V233H39ZM62 232H63V234L66 233V235H65V234L63 235ZM74 232H76V231L74 230ZM142 232H143V231H142ZM152 232H154V233L152 234V235H154L153 237L151 236V233H152ZM156 232H157V234H159V235L161 236L162 240L167 239V242L164 241V242H165V245H164L163 241L159 239V238H160L159 236H158V237H155ZM194 232H195V233H194ZM220 232H222L221 234L225 233V234H226V235H225L226 237H225V236L223 237V235L220 237V235H221ZM229 232H231V233L229 234ZM243 232H244V233H243ZM245 232H246V233H245ZM250 232H251L252 234H250ZM2 233H3V234H2ZM19 233H20V234H19ZM33 233H35V234H33ZM44 233H45V234H44ZM126 233H125V236L128 235L129 237H130V235L132 234V233H127V235H126ZM138 233H139V235H138ZM161 233H162L163 235H162ZM171 233L175 235V236H173L174 238H177V239H179V240L176 239V240H174V242H173V240H172V242H171V241H170V240L172 239V238L170 237V236H172ZM180 233H181V234H180ZM247 233H248V234H247ZM10 234H11V235H10ZM31 234H33V235H31ZM67 234H68L69 236H67ZM105 234H106V233L102 234V236H104ZM129 234H130V235H129ZM212 234L217 235V236L219 235V237H217V236H216V237H215V236L213 237ZM231 234H232V235L234 234L233 237L231 236ZM235 234H236V235H235ZM42 235H43L44 237H43ZM56 235H57V234H56ZM62 235H63L64 237H62ZM74 235H75V233H74ZM135 235H136V234H135ZM164 235H165L166 238L164 237ZM228 235H229V236H228ZM241 235H242V236H241ZM243 235H245V236H243ZM16 236H17L18 238H17ZM107 236H108V238H107ZM131 236H132V235H131ZM179 236H181V240H180V237H179ZM208 236H209L208 239L211 238L210 240H208V239L206 238V237H208ZM210 236H211V237H210ZM248 236H251V237H248ZM255 236H256V238H254ZM20 237H22V238H20ZM40 237H41V238H40ZM68 237H69V238H68ZM95 237L97 238V236H95ZM95 237H93V238H95ZM99 237H100V236H99ZM111 237H112V238H111ZM139 237H141L140 239H143V238L145 237V239H143V240L141 241V240L139 239ZM163 237H164V238H163ZM227 237H228L229 239H228ZM242 237H243V238H242ZM245 237H246V238H245ZM14 238H16V239H14ZM23 238H24V239H23ZM39 238H40V239H39ZM67 238H68V239H67ZM93 238H92V241L94 242V240H95L94 243H97L98 240H99V242L102 240V242H100V244H101V243H102V244L100 245L99 242H98L97 245H98L99 247H98L96 244L92 245V247H91V244H90V243L86 244L87 241H88V242L91 241V239L89 238L87 241L85 240L86 243H85V242H82V243H81V244L84 243V244L88 245L87 247H88L89 249L86 247L87 250L84 249V248H85L84 246H83V248L80 247V244H79L80 242L77 241V242H78V244H77V243L75 242V240H74V243L72 244L74 247H72V245H70V246H71V247L69 248L70 250H69L65 245H62V244H61L62 246L66 247V248L60 246L59 248H57V251H56V247H54L55 245H54L53 243H51V244L54 245L53 247H54L55 251H53V248H50V249H52V250L49 249L50 251H48L47 249H45V250H46L47 252H57V253H58V252L60 253L61 251H62V252H67V251H69V252H70V251H71V252H72V251L77 252V250H80V251L82 250V252H83V249H84V251H86V252H90V251L92 250L93 252L91 251L90 258H91V256H94V257L91 258V259L94 258V259H93V260H94L93 263L96 264V263L98 262V264H101V263H102V260L104 261V259H105L104 256H107V255H105V254H108V253L110 252V249H111L112 247L114 248V246H112V245L115 244V246H116L117 242H116V239H115V241H113L115 237H114L113 235L111 236V234H110V235H107V234H106V238L109 239L110 242L107 241L106 238H105V239H106V241H105L104 237H102V239H101V238H97L98 240H97L96 238H95V239H93ZM146 238H147V239H146ZM148 238H149V239H148ZM150 238H152V239H151L152 241L150 240ZM174 238H173V239H174ZM183 238H184V239H183ZM216 238H217V239H216ZM222 238H223V240H224V239H225V240L223 241ZM244 238H245L246 240L249 241V242H248V245L250 244L251 247L248 246V245H246L247 242H246V240H245ZM247 238H248V239H247ZM252 238H254V240L257 239V241L254 242V240H253ZM17 239H18V240H17ZM20 239H22V240L20 241ZM71 239H72V238H71ZM111 239H113V240H111ZM136 239H139V241L136 240ZM157 239H159V240L157 241ZM169 239H170V240H169ZM187 239L190 241V243H191V239H192V241L194 242V244H192V245L189 244V241H187ZM193 239H194V240H193ZM199 239H200V241H202V242L204 241V242H203L204 244H203L202 242L199 243V242H200V241L198 242ZM206 239H207V240H206ZM226 239H227V240H226ZM241 239H242L243 243H241V242H242ZM251 239H252L253 241H252ZM258 239H259V241H258ZM24 240H25V241H28V240H29V241H28L29 244H28L27 242L24 243ZM39 240H40V241H39ZM69 240H70V239H69ZM72 240H73V239H72ZM72 240H70V241H72ZM96 240H97V242H96ZM147 240H148L149 244H148L147 242H145V241H147ZM213 240H214V242H213ZM220 240H221V241H220ZM231 240H232V241H231ZM239 240H240V241H239ZM244 240H245V241H244ZM260 240H261V241H260ZM13 241H14V242H13ZM17 241H18V242L20 241V243H21V242H22V243H21V244H20V243L18 244ZM52 241H53V240H52ZM92 241H91V243L93 244ZM111 241H113V242H115V243L113 244ZM137 241H138V242H137ZM140 241H141V242H140ZM150 241H151V242H150ZM156 241H157L158 246H157V244H156ZM160 241H161L162 243H161ZM175 241H176V242L178 241L179 243L177 242L176 246L173 245L174 247H173V246H170V245H172L173 243L175 244V243H176ZM195 241H196L197 243H195ZM205 241H207V242H205ZM209 241L212 242V243H210ZM216 241H217V243H216ZM226 241H229V242H227L228 244H230V242H231L232 245L230 244V247H228V244L226 243ZM250 241H251V242H250ZM16 242H17V243H16ZM68 242H69V241H68ZM107 242H108L109 244H110V243L112 244V245L110 244L111 247L108 246L109 244H105V245H103L104 243H107ZM154 242H155V243H154ZM158 242L160 243V245H159ZM170 242H171V243H170ZM187 242H188V243H187ZM193 242H192V243H193ZM208 242H209V243H208ZM238 242H240V243H238ZM244 242H246V243H244ZM253 242L256 243V244H255L256 247L253 246V244H254ZM259 242H260V243H259ZM26 243H27V245H26ZM37 243H38V244H37ZM60 243H61V241H60ZM69 243H72V242H69ZM75 243H76V244H75ZM152 243H154V244H152ZM169 243H170V245H169ZM184 243H185V244H184ZM186 243H187V245L192 246L193 249L190 248V246L188 247V246L186 245ZM207 243H208V245H210V248H209V246L207 245ZM213 243H215L216 245L213 244ZM219 243H220L221 245H220ZM223 243H224V245H223ZM16 244H17V245H16ZM84 244H83V245H84ZM89 244H90V245H89ZM147 244H148L149 246H147ZM150 244H151V245H150ZM162 244H163V245H162ZM196 244H197V246H198V244H199V247H197ZM211 244H212V245H211ZM218 244H219L220 246H219ZM251 244H252V245H251ZM258 244H260V245H258ZM261 244H262V245H261ZM18 245H20V246H18ZM35 245H36V246H39V245H40V246L37 248V247H35ZM86 245H85V246H86ZM102 245H103V246H102ZM106 245L108 246V250H107V246H106ZM178 245H179V246H178ZM201 245H202V246H201ZM205 245H206V246H205ZM225 245H226V246H225ZM239 245H244V247H245L246 249H245L243 246L241 247V246H239ZM245 245H246V246H245ZM21 246H22V247L24 246V247L21 248ZM27 246H28V247H27ZM58 246H59V245H58ZM58 246H57V247H58ZM75 246H76V247H75ZM94 246H95V248H94ZM100 246L104 247V251H102V249H101ZM145 246H146V247H145ZM150 246H151V248H150ZM203 246H205L206 248L203 247ZM221 246H222V249H221ZM258 246H259L260 248H259ZM261 246H262V247H261ZM25 247H26V249H25ZM31 247L33 248L32 250H31ZM34 247H35V248H34ZM51 247H52V245H51ZM96 247H98L99 249H98V248L96 249ZM143 247H145V248H143ZM172 247H173V248H172ZM177 247H178V248H177ZM186 247H188V248H186ZM201 247H202V248H201ZM212 247L215 248V249L218 248V251H216L215 249H213V250L216 252L215 254H214V253H211V251L214 252V251L212 250ZM219 247H220V248H219ZM227 247H228V249H227ZM249 247H250V248H249ZM252 247H253V248H252ZM18 248H20V249H18ZM36 248H37V249H36ZM72 248H73V249H72ZM75 248H76V249H75ZM90 248H91V250H90ZM105 248H106V249H105ZM109 248H110V249H109ZM115 248H116V247H115ZM115 248H114V249H115ZM194 248H196V249H194ZM197 248H198V249H197ZM207 248H208V250H205V249H207ZM223 248H224V249H223ZM229 248H230V249H229ZM256 248L261 249V252H259L260 255H259L258 253L256 254L255 251H254V255H252V253H253L252 251L255 250ZM262 248H263V249H262ZM41 249H42V252H46L42 247H41ZM58 249H59V250H58ZM62 249H63V250H62ZM94 249H95V250H94ZM114 249H113V250H114ZM117 249H118V248H116L115 252L118 251ZM172 249H173V250H172ZM174 249H175V250H174ZM180 249H179V250H180ZM202 249H203V250H202ZM244 249H245V251H244ZM247 249H248V250H247ZM258 249H256V252H258ZM28 250H30V251H28ZM60 250H61V251H60ZM75 250H76V251H75ZM88 250H89V251H88ZM97 250H98V251H97ZM151 250H152V251H151ZM157 250H158V249H157ZM157 250H156L155 252H157ZM181 250H180V252H183V251H181ZM187 250H188V251H187ZM209 250H210V253H208ZM222 250H223V252H222ZM249 250H250V251H249ZM251 250H252V251H251ZM96 251H97V252H96ZM100 251H101V252H100ZM106 251H107V253H106ZM108 251H109V252H108ZM111 251H112V249H111ZM119 251L121 252V250H119ZM119 251H118V252H119ZM125 251H127V250H124V251L122 250L123 253H126ZM141 251H142V250H141ZM144 251H142V252H143V253H142L143 257H144V258H145V257H148V256H145V255H144ZM196 251H197V254H196ZM228 251H229V252H228ZM231 251H232V252H231ZM248 251H249V252H248ZM259 251H260V250H259ZM31 252H33V253H31ZM94 252H95V253H94ZM104 252H105V253H104ZM120 252H119V254H118V258L121 257V258H119V259H120V260L122 259L123 262H122V260H121V263L124 264V260H126V257L123 256V255H125V254H122V252H121V254H120ZM127 252H128V251H127ZM204 252H206L207 255H206ZM225 252H226V253H225ZM233 252H234V253H233ZM236 252H237V253H236ZM241 252H242V254H240ZM243 252H245V254L248 252V254H247L248 256H249V254H250V252H251V255H252V256H250V257H252V258H253L254 256H257V257H255V259L253 258V259H254V260H253L252 258H249L247 255H245ZM262 252H263V253H262ZM27 253H26V254H27ZM92 253H93V254H92ZM189 253H190V254H189ZM193 253H194V255H193ZM227 253H228V255H227ZM238 253H239V254H238ZM8 254H9V255H8ZM32 254H33L34 256H33ZM94 254H96V255H94ZM109 254H110V253H109ZM187 254H188L190 257H189ZM223 254H225V255H223ZM234 254L241 256L242 261L239 259L240 257L237 256L236 259H237V261H239V263H237V261L234 260V259H235V256H236V255H234ZM120 255H121V256H120ZM222 255H223V256H222ZM233 255H234V259H232V258H233ZM32 256H33V258H31ZM126 256H127V255H126ZM174 256H175V255H174ZM219 256H220V257H219ZM224 256H225V258H221V257H224ZM244 256H245V257H244ZM11 257H12V258L14 257V258L11 259ZM127 257H128V256H127ZM141 257H142V256H141ZM157 257H159V256H157ZM157 257H154V258L156 259ZM238 257H239V258H238ZM247 257H248V258H247ZM260 257H261V259L256 260V258L258 259V258H260ZM26 258H22V259H21V258L19 257V258H18L19 260L17 259V260H16V261H17L16 263L18 264L19 262H21V260L25 259V260H23V261H24V264H26V263H27V264H30L29 261H32V260L29 259V261H28ZM100 258H102V259H100ZM103 258H104V259H103ZM154 258L150 257V260H149L150 262H149V263H151V262H152L151 259H154ZM189 258H190V259H189ZM219 258H221V259H219ZM14 259H15V260H14ZM42 259H44V258H40V259H39L40 261H39V260H36V262L38 261V264H39V262H41ZM95 259H97V260L95 261ZM99 259H100V260H99ZM184 259H186V260L184 261ZM224 259H225V260H224ZM249 259H252L253 261H251V260H249ZM33 260H34V259H33ZM44 260H45V259H44ZM98 260H99V261H98ZM195 260H197V259H195ZM195 260H193V261H194L193 263L196 262ZM215 260H216V261H215ZM218 260H219V262H218ZM8 261H9V262H8ZM12 261H13V262H12ZM23 261H22L21 263H23ZM42 261H43V260H42ZM100 261H101V262H100ZM199 261H198V262H199ZM201 261H200V262H201ZM209 261H210L211 263H210ZM248 261H249V262H248ZM153 262H154V260H153ZM153 262H152V263H153ZM198 262H197L196 264H198ZM200 262H199V264H200ZM203 262H201V264H205V263H203ZM215 262H216V263H215ZM247 262H248V263H247ZM2 263H1V264H2ZM34 263H35V261H34ZM108 263H109V262H108ZM121 263H120V264H121ZM154 263H156V262H154ZM242 263L244 264V262H242ZM257 263H255V264H257ZM259 263L262 264L261 262H259ZM259 263H258V264H259ZM14 264H15V263H14ZM35 264H37V263H35ZM112 264H115V263H112ZM116 264H118V262H117ZM125 264H127V263H125ZM131 264H134V263L131 262ZM135 264H136V263H135ZM156 264H157V263H156ZM164 264H166V263H164ZM167 264H168V263H167Z\"/></svg>",
  "mask_w": 264,
  "mask_h": 264
},
{
  "label": "bare ground",
  "instance_id": "6f19581e",
  "mask_svg": "<svg viewBox=\"0 0 264 264\" xmlns=\"http://www.w3.org/2000/svg\"><path fill=\"white\" fill-rule=\"evenodd\" d=\"M40 1V0H39ZM86 0H41V5L39 4V6H37L36 4V6L34 7V3L36 2V0H0V141H1V139L3 140V142L1 143V145H0V168L2 167V166H6V167H2V170H6L7 169V167L9 168L7 171L9 172V173H11L10 175H11V178L9 177L10 175L7 173V172H3V173H1L0 174V178H2L3 179V181H5V180H9V183L11 182V184H8L7 183V185L8 186H5V187H11L10 188V190H12L13 191V193H14V195L15 194H19V193H17L16 192V189L14 188V186L16 187V188H18L16 185H19V184H21L20 185V187L22 186L23 188L25 187V189L27 190V189H32V186L30 187V184L32 183V185H34V183H33V181L32 180H34V182H37L38 180V182H40V183H38L37 182V185L39 184V186H41L42 184H43V181H44V183L45 182H47V181H45V179H47L48 180V178L51 176V175H56V173H57V171L59 170V172L57 173V176H58V174L59 173H63L64 172V174H59L60 175V177H58V178H60L61 179V177H62V179L60 180V179H58L57 178V180H58V182H59V180L63 183V185H64V187L65 188H67V189H65V190H68V187H70L69 188V190H72L73 188V186H75L74 185V183L76 184V186L78 187L77 189H80L79 188V184H80V182H78V184H77V182H76V180H77V177H76V173H77V175H78V170L76 169V167L77 166H79L80 168L83 166V165H81L80 166V164H84V166H83V168H81L82 169V172H81V169L79 170L80 172H81V174H83V175H79L80 176V178L78 177V179H81L80 181H81V183H89L90 181H93V180H91L93 177L92 176H96L94 179L95 180H97V179H99L100 178V176H99V178H97V175H95V174H97V173H93L94 175H92L90 172H92L93 170L95 171V169H93L92 168V170L90 169V167H91V164L89 163V165H88V167H87V169L89 168L91 171L90 172H88V176H85V175H87V172H86V163L88 162V161H90L91 163H92V161L94 162H96L97 160V162L100 164V163H102V162H100L101 161V159L102 160H105L106 161V156H104L105 154H106V150H105V153H103V152H101V151H98L99 149H95L96 148V145H95V150H93V148L91 147V148H88V147H90V144L88 145V147L85 145V146H82L83 148H80L79 146H77V150L76 151H74V149H75V147H73L72 148V146H71V148H72V150L74 151L73 153L72 152H70V151H72V150H70L69 149V147L70 146H68V147H66L65 146V148L67 149L66 151H64L65 150V148L64 149H62V151H60L61 150V148H59L60 150H58V148H57V152L58 151H60L61 152V156L59 155V152L57 153L56 151H55V148H53V150L55 151V153H53V154H55L53 157H52V155L50 154V156L49 157H51L50 159L48 158V155H49V153H46V154H48L47 156H46V154H45V152L47 151L48 152V150H46L47 148H49V146H46L47 148L46 149H44V147L42 148V146H41V139H39V136H38V134H41V133H38L37 134V140H36V137H33L32 139H35L36 141V147L34 148V149H32V147H30L31 149V151H27L28 152V155L29 156H27V154L26 155H24V153H23V155H22V158L19 156V154H21L22 152L20 151V153H17L18 155H16L15 154V151L17 150V149H19V148H16L17 146V144H16V141L18 140L19 141V139H20V141L22 140L21 139V137H22V135H24L25 133L27 134V132H25L24 134L22 133V132H24L23 130H24V126L25 125H28L29 123H30V121H29V117L31 118V116H33V115H35L37 112H38V110L40 111V108H37L36 106H37V104H38V100H43L42 99V97L41 96H43V97H46L47 95L46 94H48V93H46V92H49V90L51 89V88H49L48 87V85H49V83L51 84V83H53L52 84V86L53 85H55L54 83L55 82H57V84H59L60 83V81H62V80H60L59 78H61L62 79V77H63V80L66 78V80H65V82L64 83H67L66 85H68V82H66L71 76L70 75H73L74 73V75H76V76H78V77H76V76H73L72 78H73V80L74 79H76V78H78V80L76 79V80H74L75 81V84L74 83H72V82H70L69 81V84H71V85H75L74 87L73 86H71V85H69L67 88H66V85H64L65 86V89H67V91L69 90V91H71V93H72V90H74L75 88V90H77V87H78V90L79 89H82V87H80L79 88V86L78 85H76V82H78L79 81V79L80 78H85V77H89V78H91V79H87V78H85V80H87V84H86V86L85 87H83L84 88V90H85V88L87 89V87H89L90 88V91H89V88H88V90H86V91H84V92H86V95L84 96L83 95V93H81L83 96H81L83 99L81 100L82 102L84 101V103H82V104H84V113L86 114V117H88V119L90 120V119H94L95 120V118H96V120L97 119H100L101 121H102V127H100V129L103 131V130H105V131H107L108 129H110V126L111 127H114L115 125H113V123H114V121L116 122V120L117 119H119V120H121L122 119V114H121V112L120 111H122V113H125L124 115H125V119H127L128 120V116L129 117H131L132 116V118H133V115H135L136 113H137V111H135V109L136 110H138V108L140 107V105L138 104L139 103V100H137V99H141V98H137V99H135V100H137L138 101V103H137V101H136V103H137V106H139V107H136L135 105H136V103L134 104V106H132V107H129L127 104V106L124 104L125 102H128V101H126L127 99L125 98V101H124V103H123V105H124V107H129V109L130 108H132V111H134L133 113L132 112H130L127 108H124V107H121V106H123V105H121V102L123 101H121V99H122V97H123V95L125 96V95H127L128 93H126L125 94V92H127V91H129L128 89L130 88V87H132L131 85H132V83H131V85L130 84H128L127 83V85H126V82L127 81H125V84L123 83L124 82V79L128 76V78L131 76L130 74H132V73H134V75L135 74H137V73H139V71L141 70V68H140V70L137 72V73H135L136 72V68H137V66H139V65H141L140 63H139V61H137L138 62V65H137V62L135 63L136 65H135V67H134V65H132V63H133V61L134 60H131V59H129V55H127V59H129V60H131L132 61V63H130V64H128V65H130V70H133V69H135V71L133 70V71H131V72H129V74H128V71H126L127 70V68L125 67L124 69H123V67L125 66V65H123V63H121L122 65H123V67H122V65L119 63V60H118V62H117V60H115L114 61V64H116V65H118V66H115L114 64H113V62H112V64L115 66H113L115 69H114V71H112L111 69H109V68H107V66H106V60H107V58H104V57H102L103 55L105 56V52L107 51V53L108 54H110V55H112V56H114L115 58H117V56H119V59L121 60L122 58L120 57L126 50H125V48H123L122 46H124V44L122 45L121 44V42L122 43H124V40L126 39L127 40V42L129 41H131V40H133L134 41V43L136 42L135 40H138L137 38H139V39H141L142 37H138V36H141L142 34H144V36H145V32L143 33V31H145L146 30V32H147V30L148 29H146V27L147 28H149L150 29V27H152L153 28V23H155L153 20H151L150 19V21L149 22H151V24L149 23L148 25L150 26V27H148V25L146 26V27H144V22H145V20H143V18H146V16H145V13H146V11H148L146 14H147V16H149V10H146V11H144V9H142L143 7H142V5L143 4H140L139 3V1L140 0H127L128 1V3H127V5L125 4H123V2L122 1H124L125 3H126V0H114V1H116V2H114L115 4H118L119 5V3H121L120 4V6L119 7H117V5H116V7L117 8H119V9H115V7H113V8H109V6L110 5H112V6H115V4L113 3H111V2H113V0L112 1H108V3L110 4L106 9H105V7L104 6H106L107 4H106V1L105 0H91V1H93V2H91L90 0H88V3H86L85 2ZM103 1V2H102ZM104 1H105V4H104ZM142 1V0H141ZM144 2H145V0H143ZM148 1H150V0H148ZM155 1V0H154ZM165 1V0H164ZM164 1H162L163 3H164ZM169 2H170V0H168ZM178 1V0H177ZM182 1V0H181ZM180 1V2H181ZM184 1V0H183ZM216 2L218 1V0H215ZM214 1V2H215ZM220 1H222V0H220ZM220 1H218V2H220ZM224 1V0H223ZM242 1V0H241ZM91 2V3H90ZM102 2V3H101ZM146 2H147V0H146ZM145 2V3H146ZM159 2V1H158ZM156 3L155 4V7L156 6H160L161 7V5H158V4H160V3ZM160 2H161V0H160ZM188 2V1H187ZM187 2H186V4H187ZM217 2V3H218ZM237 1H235V3H236ZM239 2V1H238ZM244 3H245V0L243 1ZM243 2H241V3H243ZM39 3V2H38ZM86 3V4H85ZM142 3V2H141ZM149 3H151V2H149ZM168 3V2H167ZM224 3V2H223ZM226 3L228 4L229 3V1L227 2V0H226ZM231 3V2H230ZM230 3L228 4V5H230ZM240 3V4H241ZM243 3V6L245 5V7H244V9L246 10V12H245V10L243 11L244 12V15H242V16H244V21H245V19H247L246 20V22H248V24H249V21L250 20H248V19H250L251 18V12H253L254 13V11H259L260 9V12L258 13V15L256 14V16H258L261 20H260V22H262L261 24H262V26H260L261 24H260V22L258 23V25L260 26V30L262 31V29H264L263 27H264V3H263V7L261 6V1L260 0H248V1H246V3L244 4ZM88 4V5H87ZM90 4V5H89ZM147 4V3H146ZM166 3H164V5H165ZM186 4L184 5V3L182 2V6L181 5H179V6H181L182 8H183V5L184 6H186ZM214 4V3H213ZM213 4H212V6H213ZM220 4V3H219ZM225 4V3H224ZM224 4H222L221 3V5H224ZM240 4L239 5H235V7H237L236 8V10H241L242 11V9H238V7L240 6ZM260 4V6H258ZM33 5V6H32ZM164 5L162 6V8L164 7ZM170 8H171V6L173 5V4H171V2H170ZM208 5H210V3H208ZM215 5V4H214ZM217 5V8H218V4H216ZM220 5V6H221ZM8 6V7H7ZM32 6V7H31ZM126 8H125V7ZM146 6V5H145ZM168 6V5H167ZM232 6H233V3H232ZM231 6V7H232ZM5 7H7V9L9 8V9H11V11L9 10H7V11H4L6 8ZM120 7H123L122 9L120 8ZM154 7V4H153V6H152V8H153V15H154V13H156L155 12V10H157V12H158V9H156ZM160 7H158V8H160ZM173 7H174V5H173ZM200 6H198V8H199ZM204 7V6H203ZM225 7H227V5L226 6H224V8ZM230 7V6H229ZM242 7V4H241V6H240V8ZM260 7V9H258L257 10V8H259ZM105 9V11H106V13L108 12V10L109 9H112L113 11H110L109 10V12L110 13H114V16H115V18H116V13L119 11V13H118V16H117V20L118 21H116V19H114V18H112V17H114V16H112L111 18L112 19H114V21H116L114 24V29H113V26H110V24H111V21L109 22V21H106V19L105 18H107V16H106V13H105V11H104V9ZM151 8V7H150ZM155 8V9H154ZM161 8V9H162ZM205 8V7H204ZM209 8H211L210 6H209ZM215 8V7H214ZM220 8V7H219ZM222 8V7H221ZM223 8V10L225 11L226 9H224ZM103 9V10H102ZM145 9H147L146 7H145ZM165 9H166V7H165ZM174 9V8H173ZM216 9V8H215ZM232 9V10H231ZM231 9H227V10H229L230 11V13H228L229 11H227V13H225V14H227V15H229L230 14V16H229V18L230 17H232V12L231 11H233V9L234 8H231ZM101 10L105 13V15L104 14H100L101 13ZM116 10V11H115ZM163 11H165L164 9H162ZM167 11L166 12H168V10H169V6H168V9H166ZM199 10V9H198ZM204 10V9H203ZM205 10L207 11V10H209V9H207V6H206V8H205ZM214 10V9H213ZM213 10H211V13L213 14V15H210V18H211V16H214V13H216V12H214ZM235 10V11H236ZM252 10V11H251ZM161 11V10H160ZM173 11V10H172ZM202 11V10H201ZM200 10H199V14H200V12H201ZM206 11H204L205 13H206V15L208 14V12H206ZM214 13H213V12ZM217 11V10H216ZM223 11V12H224ZM23 13V14H20V13ZM166 12H163V13H165V15H166ZM169 12H170V10H169ZM196 12H197V10H196ZM196 12H194V13H196ZM217 12H219V11H217ZM221 12H222V10H221ZM226 12V11H225ZM238 12V11H237ZM240 12V11H239ZM243 12H242V14H243ZM161 13V12H160ZM160 13L159 14H157V16L159 15V16H161L160 15ZM171 13V12H170ZM194 13H193V15H191V17H193V16H197L196 14L194 15ZM204 13V14H205ZM91 14L93 15L94 14V17H95V14L97 15L95 18H98V19H94V18H92V16H91ZM162 14V13H161ZM235 14H236V12H235ZM240 14V13H239ZM251 14V15H250ZM99 15H101V16H106L105 18H103L104 20H101L102 18L101 17H98ZM153 15H150L149 17L151 18V16H153ZM164 15V16H165ZM171 15V14H170ZM221 15V14H220ZM219 15V16H220ZM224 15V14H223ZM157 16H155L154 15V17H152V18H155L156 17V19H157ZM158 16V17H159ZM163 16V15H162ZM161 16V17H162ZM204 16V15H203ZM225 16V15H224ZM223 16V18L225 19V23H228V21L230 20H226L227 18H226V16L224 17ZM233 16H237V15H234L233 14ZM241 15H238V17H240ZM256 16L254 17V18H252V20L253 19H255V20H257L256 19ZM260 16H262V17H260ZM89 17H91L90 19V21H89V19L87 20V22L89 21V23H87V24H85L86 23V20H85V18H89ZM161 17H159V18H161ZM166 17V16H165ZM190 17V18H191ZM198 18L199 17H201V16H197ZM196 17V18H197ZM215 17H217L218 18V16L216 15ZM222 17V16H221ZM237 17V18H238ZM253 17V16H252ZM30 18V20L28 21L27 19H29ZM83 18V20H82V22H80V20ZM99 18H101L100 20H99ZM109 18V17H108ZM107 18V19H108ZM148 18V17H147ZM203 18V17H202ZM201 18V20L203 21V19ZM223 18H221L222 20H224ZM234 18V17H233ZM232 18V19H233ZM241 18V17H240ZM93 19H94V21H93ZM112 19H108V20H112ZM166 19V18H165ZM164 19V20H165ZM167 19H171L170 18V16H169V18H168V16H167ZM167 19H166V21H167ZM207 19V16H206V18H205V20ZM209 19V18H208ZM212 19H214V18H212ZM235 19V18H234ZM233 19V20H234ZM239 19V18H238ZM25 20L26 21H28V22H25ZM175 20V19H174ZM173 20V21H174ZM182 20V19H181ZM191 20V19H190ZM199 20V19H198ZM201 20H200V22H201ZM204 20V21H205ZM215 20V19H214ZM243 20V19H242ZM242 20L240 21V24H241V22H242ZM255 20H253V21H255ZM56 21V22H55ZM58 21L60 22V21H65V24L63 23V24H59L60 26H61V29L63 30V28L65 27H67L66 29H68V30H65V31H67V32H69L70 31V34H68V36H67V34L65 33V38H66V44H64L65 42H61L62 44H59V43H57V41H59V40H63L64 39V33L63 34H61L62 36V38L61 39H58L57 37H58V35H57V37L55 36L56 34H58L59 32L57 31V30H59V28H60V26L57 24L58 23ZM102 21V22H101ZM104 21V22H103ZM176 21V20H175ZM203 21V22H204ZM209 21V20H208ZM219 20H217V22H218ZM227 21V22H226ZM238 21V20H237ZM237 21H236V23H235V20L233 21L234 22V26H236V24H237ZM58 25H56L55 23ZM83 22H84V24H85V26H81V25H83ZM105 22H109L110 24L108 25V26H110L111 27V29H113V30H111L110 29V27H108L107 26V24L108 23H105ZM163 22V21H162ZM167 22H169V21H167ZM167 22H165V23H167ZM170 22H171V20H170ZM185 22H187L186 20H185ZM184 22V20H183V23H185ZM192 22H194L193 21V19H192ZM191 22V23H192ZM202 22V23H203ZM212 22V21H211ZM216 21H215V23H217ZM222 22H224V21H222ZM147 23V22H146ZM180 23V22H179ZM206 23V22H205ZM210 23V22H209ZM215 23H210V24H214L215 25ZM239 23V22H238ZM252 23V22H251ZM255 23V22H254ZM53 24H55V27H53ZM112 24H113V22H112ZM175 25V22L174 23H169V25H170V28H171V26L172 25ZM177 24V23H176ZM189 25H190V23H188ZM198 25H199V23H197ZM196 23L194 24V23H192V25H197ZM204 24V23H203ZM218 24H221V23H219L218 22ZM232 24V23H231ZM230 23H229V25H231ZM244 24V23H243ZM243 24H241V25H243ZM256 24V27H257V23H255ZM254 24V25H255ZM157 25H158V23H157ZM168 25V24H167ZM173 25V26H174ZM211 25V26H212ZM229 25H228V27H229ZM247 25V24H246ZM249 25H252V24H249ZM160 27H161V25H159ZM158 26V27H159ZM166 26V25H165ZM176 26H178V25H175L174 26V28H177ZM200 26L202 27L203 25L200 23ZM219 26V25H218ZM221 26H223L222 24L220 25V29L219 28H216V30H220L221 31V29L222 30H224V27H221ZM227 26V25H226ZM233 26V25H232ZM232 26H230V27H232ZM233 26V27H234ZM238 26H239V24H238ZM248 26V25H247ZM247 26H243V27H247ZM258 26V27H259ZM54 28V30H55V28H57L56 29V31H57V33H53V29H51V28ZM63 27V28H62ZM72 27V29L74 28L76 31H79V30H83V31H80V32H82V33H79V32H77V34L79 33V35L80 34H84V30L86 29H88V30H90V31H86L85 32V34L87 35V33L88 34H90V32H91V34H93V36H91V37H93V38H98V40H95V41H98V44H96V45H94V46H96L95 48H99V51L98 52H100V50H105L104 51V54L101 56L102 58H104V59H102V58H99L100 56V54L98 55L97 54V50H94V48L93 49H91L90 48V50H88L87 48H89L90 46H88L87 47V45H86V43L88 42V40H89V38L91 39V40H93L91 37H89V35H88V37L85 39L86 41H84V38L83 39H81V40H83L84 42H86L85 43V47H86V50H87V53H85V55H83V56H79V57H77L78 55H80L79 53L77 54V56L75 55V57H74V52H79V51H81V49H83V50H85V47H82L83 45H84V42H82L83 43V45L81 46V44H77L78 42H79V40H78V42L76 41L77 39H78V37H76L75 36V34L73 33V32H75V31H73L72 29H70ZM156 23H155V26H154V30H157L156 28ZM157 27V28H158ZM162 27H163V25H162ZM167 27V26H166ZM188 27V26H187ZM190 27H192L191 25H190ZM197 27V26H196ZM201 27H200V29H201ZM210 27V26H209ZM209 27H207L209 30H210V28ZM216 27V25L214 26V28ZM229 27V28H230ZM253 27V26H252ZM261 27H262V29H261ZM64 28V29H65ZM81 28V29H80ZM168 28V27H167ZM173 28V27H172ZM173 28V29H174ZM183 28H184V26H183ZM182 28V30L181 31H183L184 32V29L186 28V23H185V28L183 29ZM189 28V27H188ZM198 28V27H197ZM235 28L236 27H234V32H235ZM238 28V27H237ZM241 28V27H240ZM239 28V29H240ZM250 28H251V26H250ZM247 29V30H254V29ZM255 28V27H254ZM61 29H60V31H61ZM145 29V30H144ZM165 29V28H164ZM180 29H181V27H180ZM180 29H178V30H180ZM189 29H191V28H189ZM189 29H187L188 31H190ZM212 29V28H211ZM227 29V28H226ZM226 29H225V33H226ZM246 29V28H245ZM50 30H52L51 31V34L53 35V37L52 36H50L51 34H49L50 32ZM71 30L73 31L72 33H71ZM151 30H152V32L154 31L153 29H150V30H148L149 32L148 33H150L151 32ZM167 30V29H166ZM186 30V29H185ZM199 30V29H198ZM203 30H205V27L203 26ZM203 30H199L200 32L202 31V32H205V31H203ZM207 30V29H206ZM228 30V29H227ZM242 30V29H241ZM259 30V32H261ZM55 31V32H56ZM142 31V32H141ZM169 31H171V29H169ZM188 31H186V32H188ZM219 31V32H220ZM228 31H230V30H228ZM232 31V30H231ZM230 31V32H231ZM237 31V30H236ZM239 31V34H240V30H238ZM246 31V30H245ZM258 31V30H257ZM6 32H7V34H6ZM140 32V33H139ZM156 32V31H155ZM161 32H162V30H161ZM168 32V31H167ZM173 32V31H172ZM171 32V33H172ZM192 32V31H191ZM200 32H199V34H200ZM208 32H210V31H208ZM208 32H206V33H204L205 35L206 34H208ZM213 32H216L214 29H213ZM212 32V30H211V33L209 34L210 36H211V40H212V36H215L216 34L215 33H213ZM218 31H217V33H219ZM259 32H257V33H259ZM263 32V31H262ZM261 32V33H262ZM1 33H3V35H1ZM4 33H5V35H4ZM76 33V32H75ZM142 33V34H141ZM185 33V32H184ZM188 33H190V32H188ZM188 33H187V35H188ZM198 33V32H197ZM214 35H213V34ZM224 32L222 31V32H220L219 34H223ZM245 33V32H244ZM247 33H248V31H247ZM251 33V32H250ZM256 33V32H255ZM260 33V34H261ZM85 34H84V36H85ZM90 34V35H91ZM164 34H168V33H166V31H165V33ZM203 34V33H202ZM230 33H228V35H229ZM242 34L243 33H241V36H242ZM71 35V36H70ZM78 35V36H79ZM131 35V36H130ZM173 35V34H172ZM185 35H186V33H185ZM196 35V34H195ZM201 35V34H200ZM205 35H202V36H205ZM225 35V34H224ZM223 35V36H224ZM231 35V34H230ZM234 35V36H233ZM231 37H232V39H230V40H232L233 41V37H234V39H236L237 40V38H235L236 37V34L234 33ZM249 35H251V34H249ZM47 36L48 37H52V38H48L47 39ZM54 36H55V38H57L56 40H55V38H54ZM67 36V37H66ZM75 36L77 39L75 40V37H74V39H73V37ZM81 36V35H80ZM83 36V37H84ZM137 36V38H135ZM143 36V37H144ZM148 36H149V34H148ZM162 37L163 36V33H159V36H158V34L156 35V34H154V37ZM170 36V35H169ZM189 36H190V34H189ZM189 36H187V37H189ZM202 36H200V37H202ZM210 36H206L205 38L207 39V37L208 38H210ZM226 36H227V33H226ZM238 36V35H237ZM245 36V35H244ZM258 36H264V35H257V37ZM45 37V41L43 40V38ZM68 37H70V40L69 39H67ZM130 37H133V38H135V39H131L130 40ZM153 37V38H154ZM155 37V38H156ZM160 37V38H161ZM172 37V36H171ZM170 37V39L172 40L175 36H173V38H171ZM199 37V38H200ZM221 37H222V35H221ZM220 37V38H221ZM238 37H240V36H238ZM250 36H248V39L247 40H249L250 38H249ZM257 37L255 38L256 40H257ZM79 38H82V37H79ZM96 38V39H97ZM152 38V36H151V33H150V39ZM159 38V40H161ZM167 38V37H166ZM166 38L164 37V40H166ZM196 38H197V36H196ZM198 38V39H199ZM213 38H215V42H219L220 43V41L218 40V39H220L219 38V36H218V34H217V37H213ZM218 38V39H217ZM223 38V37H222ZM229 38V37H228ZM245 39L247 38V37H244ZM259 38H261V37H258V39ZM49 39H53V40H55V41H51V40H49ZM71 39L73 40V42H74V40L76 41V43L75 44H72V41H71ZM88 39V40H87ZM146 39V38H145ZM169 39V41H171ZM195 39V38H194ZM197 39V40H198ZM201 39H203V38H201ZM239 39H241V38H239ZM243 39V38H242ZM244 39V40H245ZM252 39H254V38H252ZM65 40V39H64ZM63 40V41H64ZM151 40H153V39H151ZM158 40V41H159ZM174 40V39H173ZM210 40V41H211ZM214 40V39H213ZM212 40V41H213ZM246 40V41H247ZM263 40H264V38H263ZM49 41V42H48ZM133 41H131V42H133ZM147 41H148V39H147ZM146 41V42H147ZM155 41V40H154ZM157 41V40H156ZM157 41V42H158ZM167 41H168V38H167ZM205 40H203V42H204ZM207 41V40H206ZM210 41H208V44H209V42ZM211 41V43H210V46H211V48H213L212 47V45H214L215 44V46H214V48H216V50H214V51H212V52H210V50H211V48L209 47V52L210 53H214L215 51V55H214V62H215V57L217 56V54H218V52H217V50H218V48H217V46L216 45H218L219 43H213ZM221 41H223V39L221 40ZM229 41V40H228ZM239 41V40H238ZM237 41V42H238ZM243 41V40H242ZM51 42H56V44L55 45H53V43H51ZM60 42V41H59ZM90 42V41H89ZM88 42V43H89ZM111 42H114V43H111ZM127 42H125V43H127ZM129 42H128V44H129ZM139 42V41H138ZM149 42V41H148ZM160 42V41H159ZM173 42V41H172ZM226 42H227V39H226ZM226 42H224V44L226 43ZM235 42V41H234ZM236 42V43H237ZM243 42H245V41H243ZM242 42V43H243ZM264 42V41H263ZM263 42H261L260 41V44L261 43H263ZM80 43V42H79ZM142 43V42H141ZM141 43L139 44V45H137L136 43V45L137 46H140L141 45ZM161 43V42H160ZM167 43V42H166ZM166 43H165V45H166ZM174 43H176V41L174 42ZM187 43V42H186ZM200 43V41L198 42V45L200 46L201 44H199ZM213 43V44H212ZM229 43H230V41H229ZM233 43V42H232ZM236 43L234 44V45H236ZM77 44V45H76ZM90 44V43H89ZM127 44V45H128ZM132 44V43H131ZM144 44V43H143ZM149 44V43H148ZM152 44H153V41H152ZM151 44V45H152ZM155 44H158V43H155ZM167 44H169V43H167ZM185 44V43H184ZM208 44L206 45V47L208 46ZM243 44H245V43H243ZM259 44V43H258ZM59 45V46H58ZM78 45H80L79 47L81 48V49H78L79 51H77V50H75L73 53H72V49H71V52H70V48L72 47V48H74L75 46L77 47ZM97 45H103L104 47L102 48L101 46H98L97 47ZM134 45V44H133ZM145 45V44H144ZM144 45H143V47H144ZM150 45V46H151ZM164 45V44H163ZM164 45V46H165ZM180 45V44H179ZM178 44L176 45V46H174L175 47V49L174 50H176V48H178V46H179ZM183 45V44H182ZM222 44L220 43V46H221ZM228 45V43H226L225 45H222V46H224L225 48H227V50H228V48L230 49L231 48V46L230 45H228V47H226ZM242 45V44H241ZM241 45H239V47L241 46ZM246 45H247V43H246ZM245 45V46H246ZM70 46V47H69ZM93 46V45H92ZM125 46H126V44H125ZM135 46V45H134ZM159 46H161V44H159ZM168 46V45H167ZM172 46V43H170V47ZM181 46V45H180ZM230 46V47H229ZM249 46V45H248ZM256 46V44H254V47ZM260 46V45H259ZM264 46V45H263ZM68 47V49L66 50L65 48H67ZM127 47V46H126ZM133 47V46H132ZM146 47H148V48H150L149 46H146ZM152 47H153V45H152ZM151 47V48H152ZM163 46H161V48H162ZM169 47V48H170ZM187 47V46H186ZM191 47V46H190ZM195 47V46H194ZM197 47V46H196ZM204 47V46H203ZM202 47V48H203ZM238 47V46H237ZM250 47V46H249ZM253 47V48H254ZM256 47H258V46H256ZM102 48V49H101ZM105 48V49H104ZM127 48H129V47H127ZM126 48V49H127ZM134 48V47H133ZM137 48V47H136ZM135 48V49H136ZM139 48V47H138ZM157 48V47H156ZM160 48V49H161ZM164 48V47H163ZM183 49H184V47H182ZM202 48H201V50H202ZM213 48V49H214ZM225 48H223V50L225 49ZM232 48H233V46H232ZM231 48V49H232ZM243 48H248V47H244V45H243ZM261 48H263V47H261ZM74 49H76V48H74ZM143 49H145V47L143 48ZM158 49V48H157ZM156 49V50H157ZM166 49V48H165ZM173 49V48H172ZM180 49V48H179ZM178 49V50H179ZM193 49H195V48H193ZM197 49V48H196ZM204 49V48H203ZM237 49V48H236ZM239 49V48H238ZM242 49V48H241ZM255 49V48H254ZM82 50V51H83ZM124 50V51H123ZM148 51H149V49H147ZM152 50V49H151ZM150 50V51H151ZM162 51H163V49H161ZM171 50V49H170ZM181 50V49H180ZM188 50H190V49H188ZM198 50V49H197ZM196 50V51H197ZM208 50V49H207ZM222 50V51H223ZM226 50V49H225ZM244 50V49H243ZM81 51V52H82ZM136 51H138V50H136ZM142 51V50H141ZM159 50H157V52H158ZM161 51V52H162ZM164 51H166V50H164ZM167 51H169V49H167ZM204 51V53H206L205 52V49L203 50ZM202 51V52H203ZM220 51V50H219ZM230 51V50H229ZM236 51V50H235ZM234 51V52H235ZM239 51V50H238ZM247 51H248V49H247ZM251 51V50H250ZM80 52V53H81ZM129 51H127V53H128ZM139 52V51H138ZM145 52V51H144ZM156 52V51H155ZM160 52V51H159ZM182 52V51H181ZM187 52V51H186ZM193 52H195V50L193 51ZM201 52V53H202ZM208 52V53H209ZM224 52V51H223ZM227 52V51H226ZM243 52V51H242ZM241 52V53H242ZM260 53V51H256V53ZM262 52V51H261ZM264 52V51H263ZM84 53V52H83ZM103 53V52H102ZM106 53V54H107ZM130 53V52H129ZM147 53H149V52H147ZM147 53H145V56H147V57H149L148 56V54ZM154 52H152V54H153ZM165 53H167V52H165ZM165 53H164V55H165ZM169 53H170V51H169ZM173 53V52H172ZM175 53V52H174ZM203 53V54H204ZM221 53V52H220ZM229 53V52H228ZM232 53V52H231ZM231 53H230V55H231ZM236 53H237V51H236ZM245 53H248V52H246L245 51ZM98 55V57L96 58L95 57V55ZM125 54V53H124ZM123 54V55H124ZM132 54H134V56H137V55H139V58H137V59H139L140 60V56H141V54H143V52L142 53H132ZM131 54V55H132ZM147 54V55H146ZM151 53H149V55H150ZM168 54V53H167ZM166 54V55H167ZM182 54V53H181ZM197 55H198V53H196ZM221 54H224V53H221ZM221 54H219V55H221ZM226 54V53H225ZM234 54V53H233ZM240 54V53H239ZM244 53H242V54H240V55H243ZM249 54V53H248ZM255 54V53H254ZM263 54V53H262ZM122 55V56H123ZM126 55V54H125ZM144 55V54H143ZM142 55V56H143ZM158 55H160V53L159 54H157L156 56H158ZM170 55V54H169ZM173 55V54H172ZM174 55H176V54H174ZM194 55V54H193ZM196 55V56H197ZM200 55H202V54H200ZM229 54H228V56H230ZM237 55V54H236ZM247 54H245V56H246ZM251 55V54H250ZM256 55V54H255ZM254 55V56H255ZM151 56V55H150ZM154 56H155V54H154ZM171 56V55H170ZM206 56V55H205ZM223 56V55H222ZM222 56H220V57H222ZM224 56H227V55H224ZM233 56V55H232ZM232 56H230V57H228V59L229 58H231ZM238 56V55H237ZM237 56H235V57H237ZM244 55H243V58L242 59H244L245 60V57ZM248 56V55H247ZM252 56V55H251ZM258 56V55H257ZM256 56V57H257ZM93 57H95V58H93ZM130 57H132V56H130ZM144 57V56H143ZM146 57V58H147ZM152 57H153V55H152ZM161 57H164L165 58V56H162L161 55ZM167 57V56H166ZM175 57V56H174ZM212 56H210V58H211ZM219 57V58H220ZM234 57V56H233ZM232 57V58H233ZM250 57V56H249ZM259 57V56H258ZM80 58V59H79ZM134 58V57H133ZM132 58V59H133ZM136 58V57H135ZM158 58H159V56H158ZM176 58V57H175ZM194 58V57H193ZM197 58V57H196ZM202 58V60L201 61H203V63H205L207 60H204L203 59V57H201ZM208 58V57H207ZM227 58V57H226ZM231 58V59H232ZM240 58V57H239ZM248 58V57H247ZM261 58V57H260ZM94 59H96V60H94ZM106 59V60H105ZM124 59H126V57L124 58ZM137 59H135V60H137ZM153 59V58H152ZM152 59H151V61H152ZM168 59L169 58H167V62H168ZM183 60H185L184 58H182ZM198 59H199V57H198ZM197 59V60H198ZM212 59V58H211ZM216 59H218V58H216ZM222 59H223V57H222ZM230 59V60H231ZM263 59V58H262ZM142 60V59H141ZM140 60V62L142 63L143 61H141ZM144 60V59H143ZM147 60H148V58H147ZM160 60V59H159ZM171 60V59H170ZM173 60V59H172ZM178 60H179V58H178ZM178 60H176V61H178ZM196 61V63H201L200 64V66H199V64H197L198 66H197V68H199L198 69V71H197V69L195 68V70L197 71V75H200L201 76V73H202V71H203V63L201 62V61ZM210 60V59H209ZM208 60V61H209ZM233 60V59H232ZM234 60H236V59H234ZM243 60V61H244ZM248 60V59H247ZM249 60H250V58H249ZM260 60V59H259ZM127 61V60H126ZM146 61V60H145ZM150 61V62H151ZM154 61V60H153ZM182 61V60H181ZM185 61H187V60H185ZM221 61V60H220ZM228 60H226V62H227ZM242 61V62H243ZM257 61V60H256ZM121 62V61H120ZM122 62H123V59H122ZM129 62V61H128ZM147 62V61H146ZM157 62V61H156ZM155 62V63H156ZM166 62V61H165ZM166 62V63H167ZM171 62V61H170ZM167 63V64H171V63ZM225 62V60H223V63ZM231 62H234V61H231ZM245 62L246 61H244V64H245ZM253 62V61H252ZM262 62H263V60H262ZM145 63V62H144ZM152 63V62H151ZM173 63V62H172ZM174 63H175V61H174ZM187 64H188V61L186 62ZM193 63H194V61H193ZM210 63V62H209ZM219 64H220V62H218ZM236 63V62H235ZM240 63H241V61H240ZM254 63V62H253ZM257 62H255L254 64H256ZM111 64V63H110ZM148 64V63H147ZM167 64H165V65H167ZM177 64V63H176ZM189 64H190V62H189ZM188 64V65H189ZM192 64V63H191ZM203 64V65H202ZM214 64V63H213ZM216 64V63H215ZM214 64V65H215ZM218 64V65H219ZM228 64H229V62H228ZM234 64V63H233ZM232 64V65H233ZM237 64L239 65V63L237 62ZM241 64H243V63H241ZM252 63L250 62V65H251ZM78 65H79V67H78ZM107 65H108V62H107ZM120 65H121V67L122 68H120ZM144 65V64H143ZM142 65V66H143ZM146 65V64H145ZM144 65V66H145ZM153 65H156V64H154L153 63ZM153 65H151V66H153ZM164 65V66H165ZM168 65V66H169ZM171 65H173V64H171ZM171 65H170V68H171ZM201 65H202V67H201ZM207 64H205V66H206ZM211 65V64H210ZM222 65V64H221ZM225 66L227 65V64H224ZM237 65V67L240 69V67ZM262 65H263V63H262ZM81 66V67H80ZM131 66H132V68H131ZM177 66V65H176ZM180 66V65H179ZM181 66H184L183 64L181 65ZM180 66V67H181ZM205 66H204V68H205ZM207 66H209V65H207ZM242 67L244 66V65H241ZM256 66H258V65H256ZM264 66V65H263ZM113 67H111V68H113ZM117 67V68H116ZM134 67V68H133ZM141 67V66H140ZM148 67V66H147ZM174 67V66H173ZM185 67H186V65H185ZM188 67V66H187ZM190 67H191V65H190ZM193 67V66H192ZM192 67H191V70H192ZM210 67V66H209ZM212 67H214L213 65H212ZM211 67V68H212ZM219 67V66H218ZM232 67H234V68H232ZM231 68L232 69H230V71L231 70H233V69H235V66H232ZM245 67H248L247 66V63H246V66ZM250 67V68H249ZM248 68L250 69V71H251V67L252 66H249ZM255 67V66H254ZM260 67V66H259ZM77 68H79V69H77ZM129 68H128V70H129ZM164 68V67H163ZM168 68V67H167ZM170 68H169V70H170ZM175 68H177L178 69V67H175ZM175 68H173V70L175 71ZM194 68V67H193ZM223 68H224V66H223ZM222 67H221V69H223ZM230 68V67H229ZM257 67H255V69H256ZM262 68V67H261ZM264 68V67H263ZM179 69H182L183 70V68H179ZM209 68L208 67H206V70H208ZM218 69H220V68H218ZM217 69V67H216V70L217 71H219ZM242 69V68H241ZM248 69V70H249ZM258 69V68H257ZM257 69L255 70V71H257ZM126 71V74H127V76L124 74V72ZM129 70V71H130ZM145 70V69H144ZM165 70H166V68H165ZM172 70V71H173ZM194 70V69H193ZM192 70V71H193ZM215 70V69H214ZM229 70V69H228ZM238 70V69H237ZM259 70V69H258ZM261 70H263V69H261ZM164 71V70H163ZM180 71V70H179ZM195 71V72H196ZM209 71H210V69H209ZM209 71H207L208 73H210ZM217 71H215V72H217ZM236 71V70H235ZM234 70H233V72H235ZM239 71V70H238ZM244 71V70H243ZM246 71H247V69H246ZM252 71H253V69H252ZM251 71V72H252ZM140 72H142V71H140ZM185 72V71H184ZM191 72V71H190ZM204 72H205V70L203 71V74L202 75H205V77H207V76H209V75H207L206 76V74H207V72H206V74H204ZM221 72H222V70H221ZM220 72V73H221ZM259 72V71H258ZM96 73V74H95ZM171 74L170 72H168V70H167V74ZM176 73V72H175ZM182 73V72H181ZM188 73H189V71H188ZM212 73L213 74H216L217 75V73H214V71H212ZM220 73H219V75H220ZM230 73H232V72H230ZM241 73H242V71H241ZM241 73H240V75H241ZM254 73V72H253ZM180 74V73H179ZM179 74H176L177 76H179ZM196 74V73H195ZM246 74V73H245ZM247 74H248V72H247ZM251 74V73H250ZM250 74L248 75V76H250ZM261 73L259 72V75H260ZM68 77V79H67V77ZM124 75L126 76V77H124ZM133 75V76H134ZM140 75V74H139ZM175 75V74H174ZM196 75V76H197ZM212 75V74H211ZM210 75V76H211ZM218 75V76H219ZM244 75V74H243ZM255 75V74H254ZM51 76V77H50ZM53 76V77H52ZM110 77L111 78V76H112V79H113V77L115 76H117L116 77V79H113V80H115L114 82H111L110 84L108 83V84H105L106 83V81H107V79H105V77ZM123 76V82H122V79H121V77ZM131 77V78H135V77ZM173 76V75H172ZM181 76H182V74H181ZM193 76H194V71H193ZM194 77L196 80H198V77ZM199 76V77H200ZM210 76H209V78H210ZM224 76V75H223ZM262 76H263V74L261 75V77L260 78H257V80H262L263 78H262ZM49 80H51L52 78L54 79H52V81H49L48 82V79ZM139 77V76H138ZM137 76H136V78H138ZM183 77V76H182ZM181 77V78H182ZM185 77H186V74H185ZM204 77V78H205ZM215 77V76H214ZM217 77V76H216ZM247 77V76H246ZM245 77V78H246ZM251 77H252V74H251ZM251 77H250V79H251ZM259 77V76H258ZM82 78V79H83ZM92 78H94V79H96V80H93V82L94 81H99V82H97V84H94L93 86H91L92 85V83H90V84H88V82H92L91 80H92ZM110 78H108L109 80H112V79H110ZM117 78H118V80H117ZM191 80L193 79L192 78V76L190 75V77H189ZM189 78H188V80H189ZM217 78H219V77H217ZM222 78V77H221ZM226 78V77H225ZM248 79H249V77H247ZM253 78V77H252ZM71 79V78H70ZM82 79H80V81H82ZM103 79H105V80H103ZM127 79V78H126ZM130 79V78H129ZM129 79H127V80H129ZM139 79V78H138ZM141 79V78H140ZM185 79V78H184ZM195 79H194V81L193 82H195ZM207 79V78H206ZM206 79H203V76H201V78L197 81V82H201V81H207ZM212 79V78H211ZM211 79H210V81H211ZM216 79V78H215ZM242 79V78H241ZM255 79H256V75H255ZM47 81V83H46V81ZM56 80H58V81H56ZM102 80V81H101ZM112 80V81H113ZM117 80V81H116ZM137 82H138V80L137 79H135ZM177 81L179 80V79H176ZM180 80H182V79H180ZM179 80V81H180ZM190 80V82H192ZM244 79H242V81H243ZM253 80V79H252ZM256 80V81H257ZM55 81V82H54ZM72 81V80H71ZM103 81H105V82H103ZM119 81V83H123L124 85L123 86H120V84L118 83H116V82H118ZM130 81V80H129ZM135 81V82H136ZM178 81V82H179ZM204 81V82H205ZM214 81V80H213ZM212 81V82H213ZM221 82L223 81V80H220ZM220 81H218V83L220 82ZM226 81V80H225ZM246 81H247V79H246ZM250 81V80H249ZM84 79H83V84H84ZM109 82V81H108ZM132 82V81H131ZM134 82V81H133ZM135 82H134V84H135ZM183 82V81H182ZM186 82H188V81H186ZM185 82V84H187ZM197 82H196V84H197ZM224 82V81H223ZM226 82H229V81H226ZM252 82V81H251ZM255 82V81H254ZM259 82H261V81H259ZM263 82H264V80H263ZM262 82V83H263ZM62 83V82H61ZM63 83V84H64ZM96 83V82H95ZM104 83V84H103ZM114 83V84H113ZM116 83V84H115ZM157 83V82H156ZM156 83L154 82V85H153V82H152V85L153 86H155L156 85ZM174 83H175V81H174ZM189 83V82H188ZM206 83V82H205ZM210 84H212L211 82H209ZM208 83V84H209ZM217 83V82H216ZM216 83H213V84H215L216 85ZM230 83H234V82H230ZM247 83H248V81H247ZM246 83V84H247ZM256 83H258V82H256ZM48 84V85H47ZM78 84H80L79 82H78ZM158 84H160V83H158ZM157 84V85H158ZM176 84V83H175ZM178 84V83H177ZM181 84V83H180ZM179 84V85H180ZM183 84V83H182ZM190 85L192 84V83H189ZM195 84V83H194ZM207 84V83H206ZM206 84H205V87H208V86H206ZM209 84V86H211ZM224 84V83H223ZM229 84V83H228ZM244 84V83H243ZM249 84V83H248ZM251 84H253V82L251 83ZM45 85H47L46 87H45ZM113 85H117V86H113ZM130 86V87H128L127 88V86ZM136 85V84H135ZM156 85V86H157ZM169 86H170V84H168ZM172 85V84H171ZM174 85V84H173ZM188 85V84H187ZM187 85H186V87H187ZM189 85V87H190V89H191V86ZM197 85H200V84H197ZM201 85H203L202 83H201ZM215 85H213L214 87H215ZM219 85V84H218ZM230 85H233V84H230ZM250 85V84H249ZM259 85H262V84H260L259 83ZM51 86V87H52ZM57 86V85H56ZM151 86V85H150ZM149 86V87H150ZM168 86V87H169ZM178 86V85H177ZM192 86H194V85H192ZM204 86V85H203ZM220 86H221V84H220ZM237 86V85H236ZM244 86H245V84H244ZM252 86V85H251ZM257 86V85H256ZM48 87V89L49 90H46V92L44 93L43 92V94L41 93L42 91H44V89H46ZM70 87V88H69ZM72 87H73V89H72ZM136 87V86H135ZM149 87H147V89L149 88ZM158 87V91H161V90H159L161 87H164V86H161L160 85V87L159 86H157ZM167 87V88H168ZM180 87H182V86H180ZM197 87V86H196ZM200 87V86H199ZM204 87V88H205ZM218 87V86H217ZM224 87H228L227 85L226 86H224ZM235 87V86H234ZM239 87V86H238ZM262 87V86H261ZM109 88V89H108ZM151 88V87H150ZM149 88V89H150ZM165 88V87H164ZM170 88H172V87H170ZM184 88H185V86H184ZM194 88H195V86H194ZM193 88V89H194ZM211 89H212V87H210ZM223 88V87H222ZM229 88V87H228ZM245 88V87H244ZM247 88H248V86H247ZM246 88V89H247ZM250 88V87H249ZM252 88H254L253 86H252ZM147 89H144V90H147ZM149 89L147 90V91H143L144 93H147L148 91H149ZM152 90H156V87L155 88H151ZM150 89V90H151ZM169 89V88H168ZM173 89V88H172ZM177 89V88H176ZM205 89H207V88H205ZM220 89V88H219ZM227 89V88H226ZM251 89V88H250ZM109 90V92L108 93H104L105 91H108ZM131 90V89H130ZM134 90V89H133ZM138 91H139V88L137 89ZM152 90L151 91H149L150 93H147V95H149L150 96V98H153V96H155V94L157 95L158 93H155L154 91H153V93H155L153 96L151 95V93H152ZM165 89H163L162 90V94H163V91H164ZM192 90V89H191ZM196 89H194V91H195ZM198 90V89H197ZM202 90H203V88H202ZM229 90V89H228ZM233 90V89H232ZM232 90H230V91H232ZM236 90H238V88L236 89ZM245 90V89H244ZM249 90V89H248ZM255 90V89H254ZM261 90H262V88H261ZM264 90V89H263ZM173 91L175 92V90L173 89ZM178 91V90H177ZM183 91V90H182ZM204 91V90H203ZM206 91V90H205ZM204 91V92H205ZM207 91H210L209 89H207ZM215 91H217V90H215ZM243 91V90H242ZM51 92V91H50ZM74 92V91H73ZM141 91H139V92H136L135 93V95H133V99H134V96H140L141 95V93H140ZM142 92V93H143ZM157 92V91H156ZM169 92V91H168ZM181 92V91H180ZM191 92V91H190ZM204 92H202V93H204ZM211 92V91H210ZM218 92V91H217ZM221 91H219V93H220ZM224 92H226V91H224ZM236 92V91H235ZM247 92V91H246ZM253 92V91H252ZM255 92H257V91H255ZM259 92H261V91H259ZM259 92H257V94L259 93ZM69 93V92H68ZM70 93V94H71ZM131 92H129V94H130ZM138 93V94H137ZM152 93V94H153ZM166 93V92H165ZM183 93H185V92H183ZM209 93V92H208ZM231 93H233V96L235 95V93L234 92H231ZM241 93V92H240ZM240 93H239V95H240ZM250 93V92H249ZM51 94H53V90H52V93ZM73 94V93H72ZM77 95H78V93H76ZM168 94V93H167ZM166 94V95H167ZM178 94V93H177ZM177 94L175 93V95L177 96ZM191 94H192V92H191ZM190 94V95H191ZM206 94H207V92H206ZM226 94V93H225ZM242 94V93H241ZM244 94V93H243ZM260 94V93H259ZM39 95H41L40 96V98H39ZM44 95H46V96H44ZM74 95V94H73ZM144 95V94H143ZM147 95H146V97H147ZM161 95V92H160V94H159V96ZM178 95H180V94H178ZM184 95V94H183ZM182 95V96H183ZM204 95H205V93H204ZM208 95V96H207ZM206 96H207V99H208V97H209V94H207ZM221 95V94H220ZM230 95V94H229ZM238 95V94H237ZM245 95H248V94H245ZM49 96V95H48ZM72 96V95H71ZM75 96V95H74ZM73 96V97H74ZM148 96V97H149ZM152 96V97H151ZM159 96H156L158 99H160V98H162L161 96L159 97ZM193 96H198V95H193ZM201 96H203V95H201ZM212 96V95H211ZM210 96V98H212ZM215 96V95H214ZM217 96H218V94H217ZM224 96V95H223ZM230 96H232V95H230ZM229 96V97H230ZM244 96V95H243ZM242 96V97H243ZM251 96V95H250ZM50 97H51V95H50ZM78 97V96H77ZM141 97V96H140ZM145 98L147 101H149V102H151L150 100V98ZM155 97V98H156ZM164 97V96H163ZM169 97V96H168ZM188 97V96H187ZM187 97H184V98H187ZM191 97V96H190ZM226 97V96H225ZM227 97H228V95H227ZM237 97V96H236ZM252 97H253V95H252ZM258 97V95H256V98ZM72 98V97H71ZM79 98H80V96H79ZM78 98V99H79ZM132 98H130V101L131 100H133ZM144 97H142V99H143ZM154 98V99H155ZM156 98V99H157ZM203 98V97H202ZM206 98V97H205ZM209 98V99H210ZM219 98V97H218ZM231 98V97H230ZM239 96H238V101L239 102H242V101H240L239 100ZM261 98V97H260ZM46 99V98H45ZM49 99V98H48ZM47 99V100H48ZM78 99H77V102H78ZM81 99V98H80ZM141 99V100H142ZM145 99H143V101H145ZM163 99V98H162ZM168 99V98H167ZM178 99V98H177ZM189 99V98H188ZM191 99V98H190ZM198 99H201L200 98V96H198ZM235 99H237V98H235ZM134 100V101H135ZM140 100V101H141ZM164 100V99H163ZM163 100H161L162 102L161 103H159V105L158 104H156V106L158 105V107L157 108H155V103H156V100H155V103H154V105H153V102H154V100H153V102H152V106H154V109H150V110H146L145 109V111H146V113H147V111H150V113H155V115L157 116V114H158V116H157V119H159L162 123H163V121H165V119L170 115H172V113H175V112H172L173 111V109L174 108H172L174 105H175V101H174V105L173 106H171V102H170V100H169V102H170V105H169V103L167 102V101H163ZM166 100V99H165ZM196 101V98H193L191 101ZM202 100H204V101H206L205 99H202ZM212 99H210L209 101H211ZM225 100V98L224 99H222V101H224ZM226 100H228V99H226ZM244 100V99H243ZM248 100V99H247ZM255 100V99H254ZM253 100V101H254ZM258 101H259V99H257ZM38 101V102H37ZM75 102H76V100H74ZM143 101H141L143 104H144V102ZM147 101H145V102H147ZM159 101V100H158ZM178 101V100H177ZM177 101H176V103H177ZM193 101V102H194ZM198 101V100H197ZM196 101V102H197ZM201 101V100H200ZM43 102V101H42ZM41 102V103H42ZM133 102V101H132ZM148 102V103H149ZM166 102H167V105H164L165 107L162 109L161 107H159V106H161L162 105V103L164 104H166ZM196 102H194L195 104H196ZM203 102V101H202ZM207 102V101H206ZM206 102H204V103H206ZM218 102H220V99H219V101ZM231 102H232V100H231ZM249 102V101H248ZM256 102V101H255ZM40 103V102H39ZM81 103V102H80ZM129 104H131L130 102H128ZM141 103V104H142ZM203 103V104H204ZM209 103V102H208ZM222 103H224V102H221L220 104L222 105ZM227 103V102H226ZM236 103V102H235ZM254 102H251V103H248V104H253ZM51 104V103H50ZM77 104V103H76ZM79 104V103H78ZM105 104H109V105H111L110 107H109V111H108V108L106 109L105 108V110H103L104 108L103 107H105L104 105ZM190 104H192V102H190ZM197 104H200V102H198ZM197 104H196V106H197ZM202 104V103H201ZM200 104V107H198L199 109L201 108V106L203 105H201ZM219 104V105H220ZM229 104V103H228ZM241 104V103H240ZM240 104H238V105H240ZM242 104H243V102H242ZM247 104V102L246 103H244V105L245 106H247V108H248V105ZM258 103H256V105H257ZM47 105H49V104H47ZM81 105V104H80ZM147 105V104H146ZM151 105V103L149 104V106ZM205 105V104H204ZM203 105V106H204ZM211 105H212V101H211ZM220 105V106H221ZM231 105H234V104H231ZM244 105H243V107H242V109L244 108ZM254 105H255V103H254ZM256 105L254 106V108H256ZM38 106H39V104H38ZM42 106H44V105H42ZM46 106V105H45ZM49 106H51L50 107V109L52 108V105H49ZM144 106H145V104H144ZM148 106V105H147ZM148 106V107H149ZM195 106V105H194ZM196 106L193 108L194 110H196L195 108H196ZM202 106V107H203ZM237 106V105H236ZM261 106V105H260ZM263 106V105H262ZM107 107V106H106ZM133 107H136V108H133ZM146 107V106H145ZM162 107H163V105H162ZM168 107H170L171 109H172V111H170V109L168 110ZM192 107H193V105H192ZM192 107H190V108H192ZM213 107H215L214 105H213ZM229 107V106H228ZM235 107V106H234ZM251 107H252V105H251ZM82 108V107H81ZM118 108V109H117ZM143 107H140L139 108V110L140 109H142ZM147 108V107H146ZM149 108H151V106L149 107ZM153 108V107H152ZM178 108V107H177ZM197 108V109H198ZM204 108V107H203ZM205 108H206V106H205ZM211 108L212 107H210V110H211ZM230 108V107H229ZM232 108V107H231ZM249 108H250V106H249ZM258 108V107H257ZM43 110H44V107L42 108ZM45 109H47L48 110V108H46L45 107ZM80 109V108H79ZM120 109V110H119ZM156 109V111H154ZM176 109V108H175ZM192 109V110H193ZM198 109V110H199ZM209 109V108H208ZM214 108H212V110H213ZM228 109V108H227ZM226 109V110H227ZM234 109V108H233ZM238 109V108H237ZM244 109H246V108H244ZM244 109H243V111H244ZM261 109H263V108H261ZM43 110L41 111V112H43ZM47 110H46V112H47ZM82 110V109H81ZM107 110V111H106ZM138 110V111H139ZM144 110V109H143ZM177 110V109H176ZM176 110H174V111H176ZM179 110H181V109H179ZM202 110V109H201ZM200 110V111H201ZM205 110V109H204ZM239 111H240V109H238ZM252 110V109H251ZM52 111V110H51ZM50 111V112H51ZM128 111V112H127ZM145 111H142V110H140L139 111V113L140 112H143L142 114H144V112ZM172 112L171 114H169L170 112ZM200 111H198L197 113H201ZM235 111V110H234ZM249 111V110H248ZM119 112H120V116H119ZM177 112H178V110H177ZM196 112V111H195ZM204 112V114H206L208 111H203ZM210 112V111H209ZM213 112H214V110H213ZM227 112V111H226ZM228 112H230V115H231V113L233 114V111L231 112V111H228ZM238 112V111H237ZM236 112V113H237ZM246 112V111H245ZM264 112V111H263ZM262 112V113H263ZM40 112H38L37 113V115L39 114ZM128 113V114H127ZM129 113H131V114H129ZM145 113V114H146ZM167 113L169 114V115H167ZM191 113H193V112H191ZM261 113V114H262ZM48 114V113H47ZM141 114V113H140ZM144 114V115H145ZM148 114V113H147ZM147 114H146V117H147ZM180 114V113H179ZM202 114V113H201ZM200 114V115H201ZM204 114H202V115H204ZM37 115H35V116H37ZM40 115V114H39ZM42 115V114H41ZM50 115V114H49ZM119 116V118H118V116ZM154 117H156L154 114H152ZM167 115V116H166ZM181 115V114H180ZM189 115V114H188ZM196 115V114H195ZM198 115V114H197ZM201 115V116H202ZM228 115V113L227 114H225V117ZM234 115V114H233ZM43 116H45V115H43ZM47 116V115H46ZM45 116V117H46ZM53 116V115H52ZM169 116V117H170ZM178 116V115H177ZM192 116V115H191ZM190 116V117H191ZM199 116V115H198ZM206 116V115H205ZM208 116V115H207ZM232 116V115H231ZM262 116V115H261ZM264 116V115H263ZM263 116H262V118H259L258 120H261L260 121V125H262V126H260V127H262V128H264V119H263ZM34 117V116H33ZM41 118H44V117H42V116H40ZM54 117V116H53ZM85 117V116H84ZM124 117V116H123ZM136 117V116H135ZM149 117H151V115L149 116ZM149 117H147V118H149ZM159 117V118H158ZM173 117V116H172ZM175 117V116H174ZM193 117H195V116H193ZM204 117V116H203ZM209 117H210V115L208 116V119H209ZM213 117V116H212ZM228 117V116H227ZM237 117V116H236ZM52 118V117H51ZM139 118H140V116H139ZM138 118V119H139ZM141 118H144V116L143 117H141ZM153 118V117H152ZM151 118V120L153 121V120H155V119H152ZM179 118H180V116H179ZM202 118V117H201ZM211 118V117H210ZM213 118H217V117H215V115H214V117ZM230 118H232V117H230L229 116V120H230ZM37 119H39L38 117L36 118V120ZM135 119V118H134ZM133 119V120H134ZM137 119V118H136ZM135 119V120H136ZM171 119V118H170ZM173 119V118H172ZM172 119H171V121H172ZM176 119H177V117H176ZM175 119V120H176ZM193 119V118H192ZM198 119H199V117H198ZM235 119H237V118H235ZM234 119V120H235ZM30 120H33V118L32 119H30ZM34 120H35V118H34ZM35 120V124H36V122L37 121H40V119L39 120H37L36 121ZM46 120L48 121V117L46 118ZM85 120V119H84ZM99 120V121H100ZM122 120H124V118L122 119ZM126 120V121H127ZM131 121H132V119H130ZM142 120H145V119H141V121ZM151 120H149L150 122H151ZM168 119H166V121H167ZM179 120V119H178ZM178 120H177V122H178ZM189 120H191L190 118H189ZM202 120V119H201ZM228 120V119H227ZM238 120V119H237ZM29 121V122H28ZM50 121H51V119H50ZM87 121V120H86ZM99 121H98V124H99ZM118 121V120H117ZM130 121V122H131ZM146 121V120H145ZM148 121V120H147ZM169 122H170V120H168ZM167 121V122H168ZM191 121H193V120H191ZM195 121V120H194ZM197 121H199L200 122V120H197ZM196 121V122H197ZM204 121V120H203ZM202 121V122H203ZM209 121H211V119L209 120ZM233 121V120H232ZM231 121V122H232ZM41 122H42V120H41ZM41 122H37L38 124H40ZM43 122H44V119H43ZM49 122V121H48ZM113 122V123H112ZM122 122V121H121ZM123 122H125V121H123ZM134 122H136V121H133V122H131V123H134ZM154 122H156V120L154 121ZM173 122H174V119H173ZM189 122V121H188ZM188 122H187V124H188ZM205 122H206V120H205ZM207 122H208V120H207ZM212 122V121H211ZM218 122V121H217ZM216 122V123H217ZM224 122H226V121H224ZM231 122H229V124L231 123ZM234 122V121H233ZM258 122V121H257ZM27 123V124H26ZM45 123V122H44ZM51 123V122H50ZM91 123V122H90ZM119 123V122H118ZM127 123V122H126ZM131 123H129L130 125H131ZM140 123V122H139ZM145 123V122H144ZM149 123V122H148ZM194 123V122H193ZM198 123V122H197ZM201 123V122H200ZM199 123V124H200ZM218 123H220V122H218ZM223 122H221L220 124H222ZM228 123V122H227ZM234 123H236V122H234ZM239 122L237 121V124H238ZM259 123V122H258ZM263 123V124H262ZM32 124H33V122H32ZM42 124V123H41ZM96 124V123H95ZM141 124H143V123H141ZM140 124V125H141ZM164 124L165 123H163L162 125H158V127H161V126H164ZM167 124V123H166ZM166 124H165V126H166ZM169 124V123H168ZM203 124V123H202ZM209 124V123H208ZM211 124V123H210ZM209 124V125H210ZM213 124H215L214 122H213ZM226 124V123H225ZM224 124V125H225ZM29 125H31V124H29ZM34 125V124H33ZM94 125V124H93ZM93 125H92V127H93ZM125 125V124H124ZM126 125H128V124H126ZM129 125V126H130ZM135 125H137V124H135ZM152 125H154V123H152ZM171 126H173V127H170V128H175L174 127V125H175V122H174V124L172 125V124H170ZM177 125V124H176ZM175 125V126H176ZM180 125V124H179ZM178 125V126H179ZM208 125V126H209ZM216 125V124H215ZM215 125H212L211 124V126H215ZM231 125V124H230ZM230 125H229V127H230ZM233 126L234 125H236V124H232ZM239 125V124H238ZM256 125H257V123H256ZM39 126V125H38ZM37 126V127H38ZM119 126H120V123H119ZM118 126V127H119ZM121 126H122V123H121ZM142 127L144 126L145 128H146V126L145 125H141ZM149 126V125H148ZM151 126V125H150ZM168 126V125H167ZM166 126V127H167ZM189 126H191V124L189 125ZM198 126V125H197ZM204 126H205V123H204ZM211 126H209V127H211ZM237 126V125H236ZM43 127V126H42ZM46 127V126H45ZM44 127V128H45ZM97 127V126H96ZM98 127V128H99ZM124 127V126H123ZM134 127V126H133ZM140 127V126H139ZM166 127H163V128H165L166 130H167V133H171V131H169V130H171V129H169L168 127L166 128ZM209 127H207V128H209ZM222 128H223V126H221ZM241 127V126H240ZM252 127V126H251ZM258 127V126H257ZM28 128V127H27ZM31 128V127H30ZM39 128H41V125L39 126ZM48 128V127H47ZM126 128H128V126L126 127ZM125 128V129H126ZM130 128V127H129ZM136 128V127H135ZM134 128V129H135ZM147 128H149V127H147ZM181 128V127H180ZM179 128V129H180ZM183 128H185V127H183ZM194 128H195V124H194ZM201 128V127H200ZM220 128V126L217 128V129H219ZM232 128H236V127H232ZM262 128H260V129H262ZM25 129H26V126H25ZM34 129V128H33ZM32 129V130H33ZM37 129V131H38V128H36ZM92 129V128H91ZM97 129V128H96ZM115 129V128H114ZM114 129H112V130H114ZM116 129H117V127H116ZM131 129V128H130ZM140 129H142L141 127H140ZM139 129V130H140ZM152 128H150L147 132L149 133V131L151 130ZM154 130H155V128H153ZM152 129V130H153ZM159 129H162V128H159ZM169 129V130H168ZM197 129V128H196ZM195 129V130H196ZM199 129V128H198ZM206 129V128H205ZM204 129V131H205V133H203V137L205 136V134H206V136L205 137H208L207 139H209V136H211V135H208L209 133H207L206 132V130ZM216 129V128H214V127H212V131H214V130ZM224 129V128H223ZM226 129V128H225ZM224 129V130H225ZM239 129V128H238ZM237 128H236V130H238ZM42 130V129H41ZM46 130V129H45ZM111 130V131H112ZM118 130H119V128H118ZM123 128L121 129V131L123 132ZM132 130V129H131ZM136 130H137V128H136ZM157 130V129H156ZM156 130H155V132H156ZM163 130V129H162ZM166 130H165V132H166ZM175 130H176V128H175ZM189 130H190V128H189ZM201 130H202V128H201ZM208 130V129H207ZM221 130V129H220ZM223 130V131H224ZM227 130V129H226ZM229 130V129H228ZM257 130H258V128H257ZM27 131V130H26ZM52 131V130H51ZM51 131H49V132H51ZM127 131H128V133H127ZM160 131V130H159ZM180 131V130H179ZM191 131H192V133H191ZM193 129L192 130H190V131H188V132H190V134L189 135H186V133H187V131H185L184 130V134H185V137L184 138H188V136H189V138H192V137H190L191 135H193ZM211 131V130H210ZM239 131H241V128H240V130ZM246 131V130H245ZM262 131V130H261ZM35 132V131H34ZM47 132H48V130H47ZM53 132V131H52ZM100 132V131H99ZM120 132V131H119ZM125 132V131H124ZM139 133L141 132V131H138ZM155 132H153V133H155ZM158 132V131H157ZM172 132H174V129H173V131ZM176 132H177V130H176ZM195 132V131H194ZM197 132V131H196ZM203 132V131H202ZM208 132H209V130H208ZM220 132V131H219ZM219 132H217L218 134H219ZM226 132V131H225ZM228 132V131H227ZM254 131H252V133H253ZM258 132H259V130H258ZM42 133H45L44 131L42 132ZM91 133V132H90ZM110 133V132H109ZM116 133V132H115ZM117 133H118V131H117ZM116 133V134H117ZM121 133V132H120ZM126 134L124 135V134H122L124 137L125 136H127L128 138L129 137H131V136H133V137H135L136 135H135V133L133 134L132 133V131L130 132L128 129H126V132H125ZM144 132L142 131V133H140V135H142ZM152 132H150L149 134H145V135H148V137H149V135H150V137L149 138H153L154 136V134H153ZM159 133V132H158ZM163 133V135H164V131L162 132ZM201 133V132H200ZM212 133H214V132H212ZM216 133V136L218 135ZM224 132H222L221 133V135L223 134ZM234 133V132H233ZM240 133V132H239ZM241 133H244L243 131L241 132ZM250 133V132H249ZM252 133H250V134H252ZM32 134H33V131H32ZM35 134H36V132H35ZM47 134V133H46ZM93 134H94V132H93ZM102 134V133H101ZM128 134H133V135H131V136H128ZM166 134V133H165ZM175 134V133H174ZM173 134V135H174ZM177 134H179V133H177ZM188 134V133H187ZM197 134H199L198 132H197ZM211 134V133H210ZM261 134V133H260ZM263 134H264V132L262 133V136H263ZM21 135V136H20ZM43 135V134H42ZM86 135V134H85ZM85 135H84V138H85ZM90 135V134H89ZM103 135V134H102ZM118 135H120L119 133H118ZM135 135V136H134ZM139 135V134H138ZM155 135H156V133H155ZM169 135V134H168ZM167 135V136H168ZM172 135V134H171ZM181 136H182V134H180ZM180 135H178V137L180 136ZM225 135H226V133H225ZM238 135V134H237ZM247 134H246V132H245V136H246ZM249 135V134H248ZM254 135H257V133L256 134H254ZM24 136H26V135H24ZM28 136V135H27ZM50 136V135H49ZM86 136H88V135H86ZM121 136V135H120ZM158 138H157V137ZM155 137H154V139L157 141H155L154 139L152 140V142H151V144H149V138L147 137V136H145L144 138L146 139V137H147V140H148V142H147V140H145L144 138H142L143 140H141V141H143L142 143H137V141H139V140H137V141H134V139L135 138H133L132 139V137H131V139L129 140L128 138H126V139H122L123 141L125 140V147H126V151H120V153L119 154H124L125 152H126V154H124V155H126L127 157L129 156V157H132V156H136V153L138 152V150H140L141 148H145V150H143V153L145 152V154H146V156L144 155V156H142L143 157V161H145V165H143L144 167H142V165H137V166H139L141 169H140V171H139V174L141 173V175H138V177L139 176H141L139 179H137L138 180V182H137V180H136V182L137 183H139V187H138V189H137V191H136V189H135V193L133 192V191H131V189L130 190H128V188H127V192L129 193V196H124V194H123V196L121 197V198H118V199H113V198H111V199H113V200H110L109 198L110 197H108V196H111V195H114V196H117V194L119 193V194H121V191L124 189V188H126V186H125V183L123 184V182H122V184L125 186H123V185H120L121 187H117V188H115L113 191L112 190H109L110 192H108V193H110L111 195H106L105 196V198L107 199V201L108 202H113L112 204H114L115 205V207L114 206H111V207H114L113 209L109 206V208H111V210H113L114 211V209L116 210V211H118V209L121 211V212H125V214L126 213H129V212H131V210L133 211V210H135V212H136V210L138 209V208H140V207H146V208H148L149 210H150V212L149 213H151L152 215H154V211H153V207H152V205L150 204L151 202H153V200H151L152 198H154L155 199V196L156 195H154V193L156 192V187H155V184H156V182H154V181H152L151 182V180L150 179H152V178H155V177H157L158 176V174H159V171L157 170L159 167L162 169L163 167H165V165H166V159H170L171 160V158H170V156L173 158V156L175 157V153L173 154L171 151H173L172 149H171V151L168 149V147H169V145L171 144L172 145V143H170L171 141H169V139H168V137H167V139L168 140H166V137H165V141L164 142H169V145L167 146V148L166 147H163L162 146V144L163 145H166L167 143H165L164 144V142L162 143V142H160L161 143V145H160V143L158 142V140L157 139H160V141H161V138H159V136L158 135H156ZM170 136V135H169ZM200 136V135H199ZM214 136V135H213ZM223 136V135H222ZM227 136V135H226ZM240 136V135H239ZM244 135H242V137H243ZM244 136V137H245ZM251 136V135H250ZM262 136H261V138H262ZM20 137V138H19ZM42 137V136H41ZM52 137V136H51ZM89 137V136H88ZM88 137L86 138L87 140H88ZM112 137V136H111ZM114 137H115V135H114ZM119 137V136H118ZM141 137V136H140ZM139 137V138H140ZM160 137H163L162 135L160 136ZM174 137V136H173ZM177 137V136H176ZM177 137V138H178ZM198 138V136H196V134H195V138ZM202 137V138H203ZM212 137V136H211ZM210 137V138H211ZM219 137H221L220 135H219ZM225 137V136H224ZM234 137V136H233ZM252 137H253V135H252ZM45 138V137H44ZM83 138V139H84ZM100 138V137H99ZM136 138H138V136L136 137ZM151 138V139H152ZM170 138V137H169ZM194 138V136H193V138L191 139V142H192V140H194L195 139ZM197 138H196V140H197ZM247 139H248V136L246 137ZM32 139L31 140H29V141H32ZM43 139V138H42ZM51 139V138H50ZM50 139H48L47 138V143L49 142V140ZM53 139V138H52ZM57 139H58V137L56 138V141H57ZM62 140L63 138H62V136L58 139V141L59 140ZM102 139V138H101ZM119 139V138H118ZM141 139V138H140ZM183 139V136H182V138H181V140ZM185 139V141L186 142H188L187 140ZM199 139V141L198 142H200V140H202V139H200V138H198ZM207 139H206V142L204 143V139H203V142H202V144H201V142L200 143H198L197 144V146L200 148V146L202 147L204 144H208V143H210L209 141H207ZM216 139V138H215ZM219 139H221V138H219ZM218 139V140H219ZM236 139H238L239 140V137H237ZM243 139V138H242ZM241 138H240V140H242ZM253 139V138H252ZM43 140H45V139H43ZM54 140V139H53ZM64 140V139H63ZM65 140H66V138H65ZM80 140V139H79ZM90 140H91V138H90ZM111 140V139H110ZM120 140V139H119ZM163 140V139H162ZM171 140V139H170ZM175 140V139H174ZM179 140V139H178ZM178 140H176V141H178ZM190 140V139H189ZM211 140V139H210ZM217 139H216V141L217 142H219ZM223 140L225 141V139L223 138ZM234 140V139H233ZM239 140V141H240ZM249 140V139H248ZM23 141H26V139L24 138L23 139ZM52 141V140H51ZM82 141H84V140H81V141H79V142H77V143H79V144H82ZM100 141V140H99ZM98 141V142H99ZM106 141H108L107 139H106ZM216 141L214 140L213 142H215V146L217 145L218 146V143H216ZM221 141V140H220ZM224 141H221L222 143L224 142ZM236 141V140H235ZM245 141V140H244ZM250 141V140H249ZM28 141H26V143H27ZM33 142V141H32ZM81 142V143H80ZM102 142V141H101ZM112 142V141H111ZM115 142H121V141H115ZM140 142V141H139ZM173 142V141H172ZM175 142V141H174ZM182 142H183V140H182ZM190 142V143H191ZM195 142H197V141H195L194 140V142L193 143H195ZM212 142V141H211ZM212 142V143H213ZM247 142V141H246ZM54 143H58V142H54ZM63 143V142H62ZM77 143L75 144V145H77ZM85 143V142H84ZM83 143V144H84ZM86 143L88 144V142L86 141ZM89 143H90V141H89ZM93 142H91V144H92ZM96 143V142H95ZM104 143H105V141H104ZM107 143V142H106ZM146 143H148L147 145H149V146H147V148L149 149V147H150V149L148 150V149H146V146L144 147V145L146 144ZM177 143V142H176ZM193 143H191L192 144V146H193ZM204 143V144H203ZM235 143H237V141L235 142ZM235 143H232L231 145L233 146V144H235ZM240 142H238V144H237V147L239 146V145H241V144H239ZM241 143H243V140H242V142ZM25 144V143H24ZM29 144H31V143H29ZM45 144V143H44ZM102 144V143H101ZM115 144V143H114ZM117 144V143H116ZM121 144V143H120ZM124 144H123V146H124ZM144 144V145H143ZM153 144H156V146L154 147V145ZM184 144V143H183ZM224 144V143H223ZM244 144H247V143H245L244 142ZM19 145V144H18ZM20 145H22L21 143H20ZM28 145V144H27ZM32 145V144H31ZM43 145V144H42ZM49 145V144H48ZM53 145V144H52ZM58 145V144H57ZM60 145H61V142H60ZM60 145H58V146H60ZM65 145H66V142H65ZM93 145V144H92ZM102 145H104V144H102ZM143 145V146H142ZM185 145V144H184ZM209 145V144H208ZM220 145H221V143H220ZM106 147H108L107 145H105ZM121 146V145H120ZM142 146V147H141ZM173 146H174V144H173ZM177 146V145H176ZM182 147H183V145H181ZM186 146H187V143H186ZM188 146H190V144L188 145ZM194 146H196V145H194ZM212 146V145H211ZM215 146H213V147H215ZM216 146V147H217ZM224 146V145H223ZM230 146V145H229ZM228 146V147H229ZM243 146V145H242ZM20 147V146H19ZM25 147V146H24ZM52 147V146H51ZM62 148H63V145L61 146ZM98 147V146H97ZM101 147V146H100ZM103 147V146H102ZM101 147V148H102ZM110 147V146H109ZM124 147V148H125ZM141 147V148H140ZM151 147L153 148V149H151ZM163 147L164 148V150L163 149H161V148ZM170 147H172V146H170ZM180 147V146H179ZM178 147V148H179ZM226 147H227V145H226ZM234 147H236V146H234ZM240 147V146H239ZM239 147H238V149H239ZM263 147V146H262ZM29 148V147H28ZM119 148V147H118ZM140 148V149H139ZM175 148V147H174ZM188 148V147H187ZM186 148V149H187ZM190 148V147H189ZM195 147H193L192 149H194ZM197 148V147H196ZM199 148L197 149V150H199ZM203 148V147H202ZM205 148H206V146H205ZM209 148H211V147H209ZM219 148H221V146H219ZM218 148V149H219ZM230 148H231V146H230ZM245 147L243 146V149H244ZM21 149V148H20ZM22 149H23V147H22ZM25 149V148H24ZM27 149V148H26ZM25 149V150H26ZM52 149V148H51ZM69 149V150H68ZM103 149V148H102ZM121 149V148H120ZM119 149V150H120ZM185 149V148H184ZM206 149H208V148H206ZM205 149V150H206ZM223 149L224 148H222V153H224V151H223ZM236 149V148H235ZM248 149V148H247ZM247 149H246V151H247ZM262 149V148H261ZM10 150V152H8ZM24 150V151H25ZM46 150V151H45ZM52 150V151H53ZM108 150V149H107ZM110 150V149H109ZM108 150V152H110ZM125 150V149H124ZM151 150H152V152H151ZM204 150V149H203ZM209 150V149H208ZM211 150V149H210ZM232 150V149H231ZM233 150H234V148H233ZM237 150V149H236ZM241 150V149H240ZM245 150V149H244ZM251 150V149H250ZM253 150H255V149H253ZM252 150V151H253ZM264 150V149H263ZM18 151V150H17ZM18 151V152H19ZM147 151H150V152H147ZM174 151H175V149H174ZM179 151V150H178ZM177 151V152H178ZM180 151H181V149H180ZM188 151V150H187ZM207 151V150H206ZM221 151V150H220ZM227 151H228V149H227ZM226 151V152H227ZM230 151V150H229ZM251 151V152H252ZM26 152V153H27ZM77 154H76V153ZM140 152H142L141 150H140ZM176 152V151H175ZM190 152H192V151H190ZM189 151H188V154L190 153ZM198 152V151H197ZM207 152H209V151H207ZM214 152V151H213ZM213 152H211V153H213ZM217 152L219 153V150H217ZM217 152L216 153H213V154H216L217 155ZM243 152V151H242ZM248 152V151H247ZM254 152V154H256L258 151L257 150H255V151H253ZM256 152V153H255ZM52 153V152H51ZM72 153V154H71ZM115 153H117V152H115ZM147 153H149L148 155H147ZM166 153V154H165ZM181 153H182V151H181ZM181 153L179 154V152L178 153H176V155H180L181 157H184L183 155H181ZM193 153L195 154V151L193 150ZM201 153V152H200ZM199 152L198 153H196V155H197V157H199L200 155H198V154H200ZM221 153V152H220ZM222 153L220 154V155H222ZM230 153V152H229ZM234 153H236L235 151H234ZM245 153V151L242 153V154H244ZM259 153V152H258ZM57 154V155H56ZM112 154V153H111ZM119 154H117V155H119ZM138 154H139V152H138ZM183 154H184V150H183ZM208 154V156H209V154H210V152L209 153H207ZM212 154V155H213ZM227 154V153H226ZM237 154H239V153H237ZM240 154H241V152H240ZM242 154H241V158H243V156H242ZM248 153H246V156L248 157V155H247ZM252 154V153H251ZM59 155V156H58ZM107 155V154H106ZM113 155V154H112ZM124 155H122L124 158H125V156ZM143 155V154H142ZM165 155V156H164ZM187 155V154H186ZM204 157H206V154L204 153ZM219 155V154H218ZM220 155H219V157H217V158H220ZM236 155V154H235ZM234 155V156H235ZM23 156H27L28 158H29V162L27 163V162H25V161H27V160H23L24 158H23ZM55 156H58L59 158H61V160L59 159H57L59 162H60V168L56 171V167H58L57 166V164L58 163H56V162H58V161H56V162H54L55 160H56V157ZM120 156V155H119ZM180 156H179V158L177 157V159H180ZM188 156V155H187ZM190 156H192V160H193V155H190ZM202 156V155H201ZM207 156V157H208ZM214 157H215V155H213ZM227 156V155H226ZM231 156V155H230ZM230 156H228V158L230 157ZM233 156V155H232ZM231 156V157H232ZM245 156V157H246ZM252 156H253V154H252ZM256 156V155H255ZM259 156V155H258ZM63 157L65 158V160H64V162H62L61 163V161H63ZM72 157H74V160H75V162H74V160H72ZM78 158L77 160H76V158ZM112 157V156H111ZM137 157H139V156H137ZM142 157H141V159H142ZM144 157H145V159H144ZM176 157L175 158H173L172 160H176ZM222 157V156H221ZM230 157V158H231ZM238 157H239V155H238ZM239 157V158H240ZM257 157V156H256ZM109 158H110V156H109ZM113 158V157H112ZM112 158H110V160L112 159ZM132 158H136V157H132ZM188 158V157H187ZM187 158H186V161H187V165H188V167L190 166V164H188V160H190V159H188L187 160ZM189 158H191V157H189ZM209 158V157H208ZM212 158V157H211ZM210 158V159H211ZM216 158V159H217ZM230 158H229V160H230ZM235 158V157H234ZM258 158H260V157H258ZM54 159V160H53ZM66 159H70L69 161H73L74 162V164H72L71 162H67L66 161ZM108 159V158H107ZM118 159V158H117ZM194 159H195V157H194ZM205 159H207V158H205ZM210 159L209 160H207V162L206 163H210V162H213V161H210ZM213 160H214V158H212ZM211 159V160H212ZM222 159H223V157H222ZM222 159H221V161H222ZM226 159H227V157H226ZM225 159V160H226ZM232 159V158H231ZM235 159H237V158H235ZM235 159H232L233 161L235 160ZM247 161H248V159L250 160V162L248 161V163H247V161H245L246 163H244V158L242 159L243 160V163L246 165V164H248L249 165V163H250V165L254 162L253 161V159L252 158H250V155H249V158H245ZM31 160V161H30ZM53 160V161H52ZM109 160V159H108ZM115 161H116V159H114ZM120 160V159H119ZM118 160V161H119ZM123 160V159H122ZM121 160V161H122ZM140 160V159H139ZM171 160V161H172ZM181 160H184V159H181ZM191 160V161H192ZM196 160H198L197 158H196ZM241 160V161H242ZM257 161H256V164H257V162H259L258 164H262L263 163V161L261 162V160H259V159H256ZM263 160V159H262ZM117 161V162H118ZM126 161V160H125ZM128 161V160H127ZM135 161V160H134ZM134 161H133V163H134ZM171 161H169L168 160V162L170 163ZM178 161V160H177ZM185 161V160H184ZM190 161V162H191ZM199 161H201V159L199 158ZM210 161V162H209ZM219 161V160H218ZM227 161V160H226ZM225 161V162H226ZM233 161H231V162H233ZM237 161H239V162H241L239 159L238 160H236V162L235 163H237ZM52 162H54L55 163V167H52L53 165H52ZM67 162V163H66ZM92 163V164H94L95 165V167L96 166H99L98 164L96 165V163ZM116 162V163H117ZM131 162V164H132V161H130ZM141 162H142V160H141ZM168 162H167V164H168ZM174 162V161H173ZM181 162V161H180ZM180 162H178V164H177V162H176V164L177 165H179V163ZM194 162V161H193ZM220 162V161H219ZM218 162V163H219ZM231 162H229V163H231ZM238 162V164H240ZM252 162V163H251ZM261 162V163H260ZM64 163V164H63ZM70 164L71 163V165H72V167L71 168H69L68 170H65L64 171V169H66V168H64V167H67V166H69V165H67V164ZM77 163V164H76ZM80 163V164H79ZM182 163V162H181ZM184 163H186V162H184ZM197 163H199L198 161L195 163L197 166H198V164ZM215 163H216V160H215ZM214 163V164H215ZM220 163H222V162H220ZM219 163V164H220ZM110 164V163H109ZM121 164V163H120ZM126 164V163H125ZM139 164V163H138ZM141 164V163H140ZM194 164V165H195ZM211 164V163H210ZM209 164V165H210ZM214 164H212V165H214ZM217 164V163H216ZM233 164V163H232ZM237 164V165H238ZM242 164V163H241ZM254 164V163H253ZM2 165V166H1ZM77 165V166H76ZM105 165V164H104ZM170 165V164H169ZM171 165H173V163L171 164ZM174 165H175V162H174ZM181 165V164H180ZM193 165V164H192ZM193 165V166H194ZM201 165V164H200ZM199 165V166H200ZM203 165V164H202ZM208 165V164H207ZM211 165V166H212ZM234 165V164H233ZM236 165V164H235ZM248 165L247 166H245V167H248ZM75 166V167H74ZM93 166V165H92ZM100 166H101V164H100ZM105 166H107V165H105ZM105 166H103V167H105ZM112 166V165H111ZM131 166V165H130ZM129 166V169L131 168ZM168 166V165H167ZM166 166V167H167ZM176 166V165H175ZM211 166H209V167H211ZM222 167H223V165H221ZM240 166V165H239ZM242 166V165H241ZM254 166H255V164L253 165V171H254ZM94 167V168H95ZM133 167V166H132ZM173 167V166H172ZM176 167H178V166H176ZM181 167H183V165H181ZM181 167H178V168H180L181 169ZM192 167V166H191ZM190 167V168H191ZM213 167V166H212ZM211 167V168H212ZM220 167V166H219ZM222 167H221V169H222ZM231 167V166H230ZM245 167H243L242 169L244 170V168ZM251 167V166H250ZM250 167H248V168H250ZM4 168V169H3ZM64 168V169H63ZM101 169H102V167H100ZM106 168V167H105ZM128 168V167H127ZM127 168H125V169H127ZM136 168H138V167H136ZM168 168V167H167ZM194 168H196V167H194ZM199 168V167H198ZM210 168V169H211ZM225 168H227V167H225ZM231 168H234V167H231ZM241 168V167H240ZM255 168H256V166H255ZM258 168V171L260 170L259 169V166L257 167ZM256 168V169H257ZM260 168H262V167H260ZM72 169V171H70ZM83 169L85 170V173H84V171H83ZM89 169L87 170V171H89ZM133 169V168H132ZM166 169V168H165ZM164 168H163V170H165ZM171 169L172 168H170L169 170H170V172H171ZM184 169H185V166H184ZM187 169H189V168H187ZM200 169V168H199ZM204 169H205V167H204ZM206 169H207V167H206ZM213 169H215L214 167H213ZM235 169H236V167H235ZM235 169L233 170L235 173H236V171H237V169H236V171H235ZM239 170L240 171V173L243 171V170ZM247 168H245V170H246ZM255 169V170H256ZM1 170V169H0ZM56 171V173H54L55 171ZM100 170V169H99ZM106 170V169H105ZM128 170V169H127ZM131 170V169H130ZM160 170V169H159ZM174 170V169H173ZM172 170V172H174ZM175 172L176 173H179V172H177V169L175 168ZM179 170V169H178ZM182 170V169H181ZM190 170V169H189ZM192 170V169H191ZM195 170H197V169H195ZM208 170V169H207ZM218 170H220V169H218ZM228 170H229V167H228ZM227 170V171H228ZM231 170V169H230ZM229 170V171H230ZM244 170V171H245ZM93 171V172H94ZM104 171V170H103ZM108 171V170H107ZM132 172H133V170H131ZM156 171H158L157 173H156ZM215 171H216V169H215ZM223 171H226V169H223ZM223 171H222V173H223ZM228 171V172H229ZM243 171V172H244ZM1 172V171H0ZM72 172V173H71ZM110 172V171H109ZM131 172V173H132ZM161 172V171H160ZM163 173L165 172V171H162ZM169 172V173H170ZM185 172H188L189 173V171L187 170V171H185ZM201 173L199 170L197 171V173ZM205 171L203 170V173H204ZM212 172V171H211ZM214 172V171H213ZM217 172V171H216ZM221 172V171H220ZM220 172H218V173H220ZM231 172V171H230ZM233 172V173H234ZM246 172V171H245ZM248 172V171H247ZM256 172H257V170H256ZM7 173V174H6ZM68 175H67V174ZM104 173V172H103ZM103 173H100V174H102L103 175ZM166 173H168V172H166ZM176 173H174V175L176 174ZM181 173V172H180ZM182 173H183V170H182ZM188 173H185L186 174V177H188L189 175H188ZM190 173H193V170H192V172H190ZM189 173V174H190ZM196 173V174H197ZM217 173V174H218ZM221 173V174H222ZM232 173V172H231ZM237 173L239 174V176L241 177V175H240V173L237 171ZM72 175V176H69V175ZM80 174V173H79ZM89 174H91V179H90V176H89ZM133 174V173H132ZM157 174V175H156ZM161 175H162V173H160ZM159 174V175H160ZM207 174V173H206ZM205 174V176L207 177V176H209V174H207L206 175ZM221 174H220V176H221ZM224 174V173H223ZM223 174H222V176H223ZM226 174V173H225ZM229 173H227V175H228ZM238 174H236L237 175V177H238ZM247 174V173H246ZM9 175V176H8ZM12 175H14L13 177H12ZM62 175V176H61ZM101 175V176H102ZM109 176H111L110 174H108ZM107 175V176H108ZM127 175L128 174H126V176L125 177H127ZM134 175H136L135 173H134ZM154 175H156V176H154ZM165 175V174H164ZM163 175V176H164ZM169 175V174H168ZM172 175V174H171ZM181 175H184V174H181ZM188 175V176H187ZM195 175V174H194ZM199 175V174H198ZM197 175V176H198ZM202 175V173L200 174V176ZM235 175V176H236ZM258 175V174H257ZM45 176V179H43V177ZM83 176V177H82ZM132 176V175H131ZM163 176H162V178H163ZM176 176V175H175ZM193 176V175H192ZM196 176V175H195ZM203 176V175H202ZM211 177H212V175H210ZM218 176H219V174H218ZM234 176V175H233ZM244 176V175H243ZM15 177V178H14ZM27 177V178H26ZM42 177V178H41ZM47 177V178H46ZM52 177H54V179H55V181L54 182H57V180H56V178H55V176H51V179L47 182V183H49V182H51V184H52V182L53 181H51L52 180ZM71 177L73 178V180L75 181V182H71L72 181V179H71ZM84 179V177L87 179V177L90 179V181H89V179L87 180L88 182H85V179L83 180V182H82V178ZM105 177V176H104ZM129 177V176H128ZM127 177V178H128ZM136 177V176H135ZM166 177V176H165ZM184 177V176H183ZM204 177V176H203ZM211 177H209V179H211ZM248 177V176H247ZM258 177H260V176H258ZM12 178H13V180H12ZM25 178L28 180V178H30L29 179V181L31 182L30 184L28 183V181L26 182L25 181ZM97 178V179H96ZM103 178V177H102ZM122 178V177H121ZM123 178H124V176H123ZM126 178V179H127ZM167 179H170V178H168V176L166 177ZM177 178H179V180L180 179H182V177L180 178V177H178L177 176ZM176 177L175 178H173V179H177ZM191 178V177H190ZM194 178V176L192 177V179ZM199 178V177H198ZM208 178V177H207ZM40 179H43V181H41ZM135 179V178H134ZM158 180H159V178H157ZM164 180H162V184H163V181L165 182V178H163ZM184 179V178H183ZM194 179H196V178H194ZM205 179V178H204ZM203 179V185H204V183L205 182H207V181H205ZM214 178H212V181H214L213 180ZM241 179H243V178H241ZM245 179H248V178H245ZM12 180V181H11ZM36 180V181H35ZM99 180H101V179H99ZM98 180V181H99ZM107 179H105V180H103V181H106ZM110 180H112V179H110ZM116 180V179H115ZM120 180H122V179H120ZM119 180V181H120ZM123 180H125V179H123ZM129 180H131V178H129ZM155 180V179H154ZM158 180H157V186H158ZM178 180V179H177ZM178 180V182L180 183V181ZM187 180H190V179H187ZM202 180V179H201ZM200 180V181H201ZM262 180V179H261ZM7 181H5V183L7 182ZM78 181V180H77ZM97 181V182H98ZM135 181V180H134ZM133 181V182H134ZM169 181V180H168ZM175 181L176 180H174V183H175ZM183 181V180H182ZM199 181V180H198ZM1 182H2V180H1ZM0 182V183H1ZM41 182H42V184H41ZM61 182H59L60 184H61ZM96 182V181H95ZM99 182H101V184H102V181H99ZM110 182V181H109ZM127 182V181H126ZM210 182L211 181H209L208 182V185L210 184ZM215 182V181H214ZM217 182V181H216ZM219 182H220V180H219ZM219 182H217V183H219ZM244 183H245V181H243ZM4 183V182H3ZM71 183H73V186L71 187ZM90 183H92V182H90ZM94 183V182H93ZM103 183H106V182H103ZM113 183V182H112ZM111 183V184H112ZM132 183V182H131ZM136 183V184H137ZM170 183V182H169ZM174 183H171V184H174ZM177 183V182H176ZM178 183V184H179ZM183 183H185V180L183 181ZM193 183H195V182H192V184ZM198 183H202V182H198ZM242 183V182H241ZM243 183V184H244ZM260 183H261V181H260ZM2 184V183H1ZM41 184V185H40ZM85 184H83V186H86ZM97 184V183H96ZM100 184V185H101ZM134 184H135V182H134ZM134 184H133V186H134ZM160 184H161V181H160ZM165 184V183H164ZM166 184H167V182H166ZM165 184V185H166ZM171 184L169 185V186H171ZM182 184V183H181ZM189 184V183H188ZM220 184V183H219ZM262 184H263V182H262ZM10 185V186H9ZM29 185V186H28ZM36 185V184H35ZM45 185V184H44ZM44 185L43 186H41V188H45L46 186H49V188H50V184H48V185H45V187H44ZM88 185H90V184H88ZM87 185V186H88ZM108 185H109V183H108ZM116 185H117V182H116ZM118 185H119V183H118ZM165 185H163V188H164V186ZM186 185V184H185ZM196 185V184H195ZM207 185V184H206ZM211 185V184H210ZM213 185V184H212ZM215 185H217V184H215ZM246 185H247V181H246ZM30 187V188H28V187ZM38 186V187H39ZM81 186H82V184H81ZM80 186V187H81ZM91 186V185H90ZM90 186H88V187H90ZM99 186V185H98ZM106 186V185H105ZM123 186V187H122ZM137 186V185H136ZM161 186V185H160ZM175 186V185H174ZM180 186V185H179ZM200 185H198V187H199ZM241 188H243V186H242V184L241 185H239ZM238 186V187H239ZM3 186L1 185V187L0 188H2ZM5 187H4V189H5ZM36 187V186H35ZM87 187V188H88ZM92 187V186H91ZM162 187V186H161ZM167 187V186H166ZM173 186H171V188H172ZM176 187V186H175ZM181 187H182V185H181ZM202 187V186H201ZM205 188L207 187V186H204ZM237 187V188H238ZM239 187V188H240ZM34 188V187H33ZM40 188V187H39ZM38 188V189H39ZM48 188V187H47ZM47 188H45V191L47 192ZM52 189H53V187H51ZM59 188V187H58ZM72 188V189H71ZM82 188L83 187H81V189L80 190H82ZM105 188V187H104ZM104 188H102L103 189V192H104ZM108 188V187H107ZM111 188V187H110ZM130 188H131V186H130ZM134 188V187H133ZM132 188V189H133ZM155 188V189H154ZM159 188V187H158ZM168 188V187H167ZM178 188V187H177ZM189 188H190V186H189ZM193 188L194 187H192V190L191 191H193V193L192 194H194V192L196 191V190H193ZM200 188V187H199ZM199 188L197 189V190H199ZM208 188H209V186H208ZM207 188V189H208ZM244 188H245V186H244ZM244 188H243V190H244ZM14 189H15V191H14ZM19 189V188H18ZM35 189V188H34ZM37 189V190H38ZM74 189H75V187H74ZM84 190H85V187L83 188ZM92 189V188H91ZM113 189V188H112ZM151 189H154L153 191L151 190ZM165 189V188H164ZM179 189V188H178ZM185 189V188H184ZM191 189V188H190ZM196 189V188H195ZM203 189V188H202ZM213 189H215V186H214V188H212V190ZM218 189H219V186H218ZM9 189H7V191H8ZM10 190H9V192H10ZM24 190V189H23ZM57 190V189H56ZM63 190V189H62ZM80 190H79V192H80ZM83 190V191H84ZM90 190V189H89ZM101 190V189H100ZM126 190V189H125ZM158 190V189H157ZM160 191H161V188L159 189ZM166 190V189H165ZM169 190V189H168ZM173 190L175 191V188H173ZM211 190V191H212ZM239 191H240V189H238ZM238 190H236V191H238ZM243 190H241L240 191V193L241 192H243ZM247 190V189H246ZM264 190V189H263ZM0 191H3V190H0ZM5 191H6V189H5ZM6 191V192H7ZM20 191H21V189H20ZM35 192H37L36 190H34ZM42 191V190H41ZM44 191V190H43ZM44 191V192H45ZM55 191V190H54ZM53 190H52V192H54ZM59 191V190H58ZM75 191H77L76 189H75ZM86 191V190H85ZM84 191V193H86ZM92 191H93V189H92ZM91 191V192H92ZM106 191V190H105ZM124 191V190H123ZM122 191V192H123ZM151 191H152V193H151ZM155 191V192H154ZM159 191V192H160ZM162 191H164V190H162ZM167 191V190H166ZM173 191V192H174ZM179 190H177V192H178ZM183 191V190H182ZM181 191V188H180V194H179V192H178V194L179 195H181L182 192ZM185 191V190H184ZM187 191V190H186ZM190 191V192H191ZM207 191V190H206ZM210 191V192H211ZM238 191V192H239ZM248 191V190H247ZM251 191V190H250ZM5 192V193H6ZM51 192V193H52ZM60 192H62V191H59V194H60ZM64 192V191H63ZM67 192V191H66ZM79 192L77 193H74V194H79ZM90 192V191H89ZM96 192H98V191H96ZM112 192V193H111ZM126 191H124L123 193H125ZM127 192H126V194H127ZM132 192L134 193V194H132ZM154 192V193H153ZM168 192V191H167ZM187 192H189V191H187ZM199 192H200V190H199ZM201 192H202V190H201ZM215 192H216V189H215ZM244 192H246V191H244ZM252 192V191H251ZM5 193H3L4 195H5ZM21 193H23L22 191H21ZM21 193H20V195H21ZM34 193V192H33ZM41 193V192H40ZM48 193H49V189H48ZM50 193V194H51ZM70 193H73L72 191L70 192ZM81 193V192H80ZM83 193V192H82ZM83 193V194H84ZM99 193V192H98ZM98 193H96L98 196H99V194ZM204 193H205V191H204ZM214 193V192H213ZM228 193V192H227ZM247 193V192H246ZM245 193V194H246ZM257 193V192H256ZM255 193V194H256ZM260 193H261V189H260ZM263 193V192H262ZM26 194H28L27 192H26ZM29 194H31V193H29ZM37 194V193H36ZM34 195V196H39L40 194H39V191H38V194L39 195ZM49 194V195H50ZM54 194V193H53ZM93 194V192L91 193V195ZM103 194V193H102ZM107 194V193H106ZM116 194V195H115ZM118 194V195H119ZM155 194H157V193H155ZM164 193H162L161 194V196L163 195ZM167 194V193H166ZM169 194H170V190H169ZM187 194V193H186ZM189 194H191V193H189ZM192 194L190 195V196H192ZM200 194V193H199ZM203 194V193H202ZM201 194V196H203ZM244 193H243V196H244V198L245 197H249L250 198V196H246ZM252 194H254V193H252ZM257 194H259V193H257ZM7 195H9V193L7 192ZM13 195V194H12ZM20 195H19V197H20ZM41 195H43V194H41ZM44 195H46V194H44ZM48 194H47V196H49ZM55 195H58V194H55ZM73 195V194H72ZM85 195L87 196V194H84V197H85ZM90 195V196H91ZM178 195V196H179ZM188 195V194H187ZM186 195V196H187ZM205 195V194H204ZM207 195H208V192H207ZM213 195H216V193L215 194H213ZM229 195V194H228ZM232 195V194H231ZM230 195V196H231ZM236 195H237V193H236ZM250 195V194H249ZM259 195H261V194H259ZM10 197H11V194L9 195ZM17 196V195H16ZM16 196H15V198H16ZM22 196H24L23 194H22ZM27 196V195H26ZM30 197H31V195H29ZM46 196V197H47ZM51 196H52V194H51ZM75 196V195H74ZM80 196V195H79ZM83 195H81V198H83L82 197ZM94 196H95V194H94ZM121 196V195H120ZM119 196V197H120ZM154 196V197H153ZM167 196H169V195H167ZM173 196H175V195H173ZM183 196H184V194H183ZM186 196H184V198L186 197ZM194 196V199H196L195 198V195H193ZM206 196V195H205ZM205 196H203V197H205ZM210 196H211V194H210ZM224 197H222L223 199L227 196V194H225V195H223ZM235 196V195H234ZM241 196H242V193H241ZM240 196V197H241ZM256 196H258V195H256ZM13 197V196H12ZM25 197V196H24ZM40 198H41V196H39ZM43 197V196H42ZM92 197V196H91ZM96 197V196H95ZM104 197V196H103ZM113 197V196H112ZM118 197V196H117ZM157 197V196H156ZM158 197H160V196H158ZM157 197V198H158ZM163 197H166V196H163ZM217 197V196H216ZM238 197H239V195H238ZM240 197H239V199H240ZM252 197V196H251ZM259 197V196H258ZM5 198V197H4ZM7 198V197H6ZM18 198V197H17ZM23 198V197H22ZM27 198V197H26ZM171 199H172V197H170ZM176 198V197H175ZM174 198V199H175ZM183 198V197H182ZM187 198V197H186ZM188 198H190V197H188ZM192 198V197H191ZM198 198V197H197ZM200 199L202 198V197H199ZM206 198H207V196H206ZM222 198L220 199H218L219 200V202H220V200L221 201H224V200H222ZM237 199V197L235 196L234 197V199ZM248 198V199H249ZM253 198V197H252ZM256 198V197H255ZM264 198V197H263ZM3 199V198H2ZM1 199V200H2ZM33 199L35 200V197H31V198H29V202H31V200L33 201ZM72 199H74V198H72ZM77 198L75 197V200H76ZM78 199H79V197H78ZM77 199V200H78ZM84 199V198H83ZM87 199V198H86ZM89 199H91L90 197H89ZM92 199H94V198H92ZM101 199V198H100ZM106 199H105V201H106ZM159 199V198H158ZM161 199V198H160ZM166 199V198H165ZM178 199H179V197H178ZM181 199V198H180ZM200 199H198V201L200 200ZM204 198H202V200H203ZM207 199H209V198H207ZM228 199V198H227ZM227 199H225L226 201L224 202V203H226L227 205H228V203H230L231 205H228V206H226V204H224V206H225V208L227 209H220V207H218L217 206V210H218V208H219V210L220 211H218L219 213L217 214V212H216V216L218 217L219 215H221L222 217H223V219H221L222 217H220L219 216V218H220V220H224L226 217H229L230 219L232 218V224H237V221H239V219H240V217H241V215L239 214H237L236 213V215H234V214H232V213H234V211L233 210H231L232 209V207L234 206V204H232V203H235V202H232L231 203V200H233L234 201V199H233V197L232 198H230L229 200H227ZM246 199V198H245ZM245 199H243V200H245ZM18 200V199H17ZM24 200V199H23ZM27 200H28V198H27ZM45 200V199H44ZM74 200V201H75ZM76 200V201H77ZM97 200V199H96ZM102 200H104L103 198H102ZM102 200H100V201H102ZM115 200V201H114ZM150 200H151V202H150ZM163 200V199H162ZM168 200H170V199H168ZM176 200V199H175ZM187 200V199H186ZM191 200H193V199H191ZM197 200V199H196ZM212 200V199H211ZM211 200H210V202H211ZM242 200V199H241ZM251 200V199H250ZM250 200L247 202V203H251L250 202ZM262 200V199H261ZM11 201V200H10ZM38 201V200H37ZM85 201V200H84ZM88 201H91V200H88ZM95 201V200H94ZM158 201V200H157ZM161 201V200H160ZM177 201V200H176ZM174 202V203H177V202ZM185 201V200H184ZM197 201V202H198ZM214 201V200H213ZM237 201H239V200H237ZM246 201H247V199H246ZM255 201V200H254ZM258 199H256V203H257V205L259 204L258 202ZM263 201V203H264V200H262ZM3 202H5V203H3ZM2 202V204L6 207V205L8 206L9 205V202L7 201V203H6V200L5 201H3ZM17 202V201H16ZM19 202V201H18ZM29 202H27V203H29ZM36 202V201H35ZM80 202H83L82 200L80 201ZM103 202V201H102ZM108 202H106L107 204H109ZM165 202H167L166 200H165ZM179 202V201H178ZM182 202L183 201H181V204H182ZM188 202V201H187ZM203 202V201H202ZM206 202V201H205ZM208 202H209V200H208ZM209 202V203H210ZM218 202V201H217ZM218 202V203H219ZM240 202V201H239ZM244 202V204H245V201H243ZM260 203H261V201H259ZM20 203V202H19ZM32 203V202H31ZM30 203V204H31ZM34 203V202H33ZM40 203H43V202H40ZM91 203H93V202H91ZM154 203V202H153ZM163 203V202H162ZM193 203V202H192ZM198 203H200V202H198ZM198 203H196L195 202V205H197ZM204 203V202H203ZM215 204H216V201L214 202ZM223 203V202H222ZM262 203V205H264ZM18 204V203H17ZM20 204H22V202L20 203ZM19 204V205H20ZM24 204V203H23ZM36 204V203H35ZM85 204H87V203H85ZM89 204V203H88ZM87 204V205H88ZM96 204V203H95ZM95 204H93V205H95ZM155 204V203H154ZM157 204V203H156ZM168 204V203H167ZM170 204V203H169ZM173 204V203H172ZM184 204H186V202H184ZM183 204V205H184ZM190 204V203H189ZM202 204V203H201ZM200 204V205H201ZM236 204H238L237 202H236ZM241 204H243L242 203V201H241ZM240 203L238 204V205H236V207L238 206V208L239 209H241V211L240 212H238V213H241L242 212V214H243V211L247 208V206H246V208L245 209H243V211H242V208H240L241 205ZM254 204V205H253ZM25 205V204H24ZM27 205V204H26ZM25 205V206H26ZM37 205V204H36ZM82 205H84V204H82ZM86 205V206H87ZM91 205V204H90ZM110 205V204H109ZM144 205V206H143ZM161 202H160V204H159V207L160 208H162L161 206ZM166 205V204H165ZM176 205V204H175ZM175 205H173V206H175ZM188 205V204H187ZM203 205V204H202ZM201 205V206H202ZM219 205H222L221 203H219ZM233 205V206H232ZM246 205V204H245ZM257 205H255V202H253L252 203V206H257ZM260 205V204H259ZM2 206V205H1ZM4 206H2V208L4 207ZM21 206H23V205H21ZM28 206V205H27ZM37 206H39V205H37ZM43 206V205H42ZM85 206V207H86ZM102 206H103V203H102ZM106 206V205H105ZM155 206H158V204L157 205H155ZM172 206V205H171ZM172 206V208H174ZM198 206H199V204H198ZM208 206V205H207ZM209 206H211V204L209 205ZM208 206V207H209ZM212 206H214L213 208H215L216 206L215 205H212ZM211 206V207H212ZM223 206V207H224ZM232 206V207H231ZM240 206V207H239ZM251 206V205H250ZM15 207V206H14ZM18 207V206H17ZM33 207H35V205L33 206L32 205V207H29V209H28V211L30 210V208L32 209ZM41 207V206H40ZM79 207H81V206H79ZM90 207V206H89ZM91 207H93V206H91ZM90 207V208H91ZM95 207H96V205H95ZM152 207V208H151ZM165 207V206H164ZM167 207V206H166ZM183 208H184V206H182ZM190 207H191V210L193 211V209H192V206H191V204H190ZM231 207V208H230ZM1 208V207H0ZM6 208H8V207H6ZM6 208H4V209H6ZM10 208V207H9ZM18 208H20V207H18ZM23 208V207H22ZM21 208V209H22ZM36 208H38V207H35V209ZM70 208H72V207H70ZM76 208H78V207H76ZM87 208H88V206H87ZM98 208V207H97ZM99 208H100V205H99ZM155 208V207H154ZM172 208L170 207V209L172 210ZM179 208H181V206H179ZM183 208H181V209H183ZM186 208V207H185ZM201 208H203L204 209V207H201ZM235 208V207H234ZM250 208V207H249ZM248 208V209H249ZM263 209L264 208V206L263 207H258V209H256V210H259V209ZM11 209H12V207H11ZM16 209V208H15ZM24 209V208H23ZM34 209V208H33ZM33 209H32V211H33ZM69 209V208H68ZM67 209V210H68ZM106 209V208H105ZM108 209V208H107ZM143 209V208H142ZM145 209V208H144ZM155 209H158V207H156ZM163 209H165L166 210V208H163ZM162 209V210H163ZM168 209V208H167ZM176 210H177V207L175 208ZM190 208H189V205H188V210H189ZM199 209V208H198ZM197 209V210H198ZM202 209V211H204ZM210 209V208H209ZM247 209V211L249 212V210ZM253 209L254 208H252V211H253ZM10 210V209H9ZM25 210V209H24ZM40 210H41V208H40ZM75 211L73 212V209H72V212H71V210H68L67 211V213L66 214H64V213H62V219L61 220H63V221H61V220H59L60 219V217H59V219L58 218H56L57 219V221L59 220L60 222H62V224H64L63 222H64V218H67L68 217V219H65V224H67L66 223V221H70V222H68V225H69V227L71 226V224H69V223H73L74 224V230L76 231V232H74V230H73V234H71V229L70 230H68V232H69V234L71 235L70 236V240H72V241H70L68 238V240H67V243L69 244V247H68V245H65L66 243L64 242V240H66V237L64 238V240H63V242L65 243V244H63L62 243V240H58L59 242V246L57 247L54 243L55 242H57L56 240L58 239V237L60 236V235H58V234H61V233H56V234H54V233H51V232H53V231H49L50 233H47V234H49V235H46V237L43 239H41L42 240V242L40 243L39 242V244L41 245V247L45 250V249H47L48 251H50V250H52V249H50V248H53V251H55V249H54V247H56V251H57V248H59L60 246H62V245H65L68 249L71 247L70 245H72L73 243H74V240H75V242L78 244V242L77 241H79L80 243V247H82L83 248V246L85 247L84 249L85 250H87L86 249V247L88 246V245H86V244H88V243H90L91 244V247H92V245H94V244H96L97 245V243L99 242V240L97 239V238H101L102 239V237H104V239L106 238V234L107 235H110L111 234V236L113 235L115 238H114V240L113 239H111V240H113V241H115V239H116V242H117V244H116V246H115V242H113V241H111L114 245H112L111 243V245L112 246H114V248L116 247V248H118L117 250L119 251V250H121V252H122V250L124 251V250H127V251H125L126 253H123L122 252V254H125V255H123V256H125L126 257V260H124V264L125 263H127V264H131V262H133L134 264L136 263V264H164V263H168V264H185L184 262H179L178 260H179V258L181 259V258H186V256H185V252L184 251H186V250H184L183 251V249L181 250L180 248H181V245L183 246V244H182V241H181V245L179 246V249L181 250V251H183V252H180V250L178 249V251L179 252H170L169 251V248H170V250H171V247H169L167 244L168 243H166V246H162V248H160L161 250H159V247H157V249L155 248L156 247V245H155V247H154V245H153V247H152V250H153V248L155 249L154 251H152V252H145L144 250H148V247L146 248V249H141L142 251H144V255L145 256H148V257H143V255H142V251L141 250H139V248H140V246L139 245H141V246H143L144 244V241H143V243L141 242L143 239H145V237H148V236H150V231H151V227H150V231L149 230H147L146 229V231H145V229L144 228H141V230L142 229H144V230H140V231H138L141 235V237H143V236H145L143 239H140L141 237H139V239L141 240L140 242H141V244L139 243V245L135 242V240H134V236L136 237L137 236V233L135 232L134 234H133V232L134 231H132L133 229H131V231L132 232H128V230H127V233H132L131 235H130V237L127 235V233H126V231H125V228H124V230H122V232L124 231L125 233H126V235L127 236H125V233H124V236H122V235H116V234H114V232L116 233L119 229H117V227L115 226L116 224H114V226L113 227H116V229H117V231L115 230V228H113L112 229V224H109V223H111V222H108V221H110V220H112V218H110V217H108V218H110L109 220H107V218H105V216H103V217H101L102 216V212H101V215H97L98 217H95V215H94V213H95V210H94V213H93V215H94V217H92V212H89L88 211V213H85V212H83V207H82V210H80V209H78V211H77V209H74ZM85 210H87V209H85ZM84 210V211H85ZM93 210V209H92ZM109 210V209H108ZM107 210V211H108ZM141 210V209H140ZM161 210V209H160ZM174 210V209H173ZM172 210V211H173ZM196 209H194V211H195ZM197 210H196V212H197ZM206 211H207V209H205ZM211 210V209H210ZM213 210V209H212ZM216 210V209H215ZM215 210H213L214 212H215ZM221 210H223L226 214H227V216L224 218V215H225V213H223V211H222V213H221ZM232 211V213H228V211ZM235 210V209H234ZM237 211H238V209H236ZM255 210V211H256ZM4 211V210H3ZM8 211V210H7ZM27 211V212H28ZM63 212L65 211L66 212V210H62ZM61 211V212H62ZM80 211H82L80 214H78V213H76V212H80ZM91 211V210H90ZM97 211V210H96ZM104 211H106V210H104ZM145 211V210H144ZM159 211V210H158ZM157 210H156V213L158 212ZM175 211V210H174ZM184 211V210H183ZM193 211V212H194ZM212 211V212H213ZM236 211V212H237ZM246 211V210H245ZM262 210H260V212H261ZM264 211V210H263ZM5 212V211H4ZM4 212H2V215L4 214ZM10 212V211H9ZM8 212V213H9ZM15 212V211H14ZM18 212V211H17ZM17 212H15V213H17ZM108 212H110V211H108ZM112 212V211H111ZM115 212V211H114ZM138 212H139V210H138ZM167 212H169V211H167ZM167 212H165V214L167 213ZM171 212V211H170ZM199 212H200V210H199ZM198 212V213H199ZM210 212V211H209ZM248 212H244V213H248ZM257 212L258 211H256V212H251L250 211V213L248 214L249 215V218H251V216L250 215H252L251 213H253V215L254 214H257ZM19 213V212H18ZM17 213V214H18ZM32 213H34V212H32ZM31 212H30V214H29V212H28V217H31V215L32 216H35V215H33ZM36 213H37V211H36ZM35 213V214H36ZM98 213V212H97ZM97 213H95V214H97ZM118 213V212H117ZM120 213V212H119ZM133 213V212H132ZM146 213V212H145ZM144 213V214H145ZM160 213V212H159ZM163 213V212H162ZM162 213H160V214H162ZM173 213V212H172ZM175 213V212H174ZM173 213V214H174ZM188 213V212H187ZM203 213V212H202ZM202 213H200V216H201V214ZM11 214V213H10ZM10 214L8 215V216H10ZM16 214V215H17ZM22 214V213H21ZM24 214V213H23ZM37 214H40V213H37ZM83 214H87V215H83ZM91 216H90V215ZM110 214V213H109ZM115 214V213H114ZM131 214V213H130ZM143 214V213H142ZM169 214H171V213H169ZM168 214V215H169ZM177 214V213H176ZM182 215H183V213H181ZM222 214H224V215H222ZM228 214H230V215H228ZM262 214H263V212H262ZM262 214H259V215H257V216H259V217H257V216H255L256 218H260V217H262V216H260V215H262ZM20 215V214H19ZM18 215V216H19ZM25 215V214H24ZM23 215V216H24ZM27 215V214H26ZM25 215V216H26ZM68 215V216H67ZM89 215V216H88ZM128 215V214H127ZM135 215V214H134ZM138 215V214H137ZM141 215V214H140ZM139 215V216H140ZM146 216H147V214H145ZM167 215V216H168ZM175 215V214H174ZM178 215H179V213H178ZM186 216H187V214H185ZM185 215H183V217H185ZM189 215V214H188ZM192 215V214H191ZM193 215H194V213H193ZM204 215V214H203ZM248 215H243L244 216V218H245V216H248ZM264 215V214H263ZM6 216V215H5ZM24 216V217H25ZM58 216H61V214H59ZM67 216V217H66ZM107 216V215H106ZM114 216V215H113ZM126 216V215H125ZM130 216V215H129ZM128 216V217H129ZM142 216V215H141ZM144 216V215H143ZM142 216V217H143ZM151 216V215H150ZM172 216V215H171ZM177 216V215H176ZM176 216H174L175 218H176ZM180 216V215H179ZM196 216H197V214H196ZM196 216H194V217H196ZM199 215L197 216V217H200ZM213 216H214V214H213ZM216 216H214L215 217V220L217 219L216 218ZM4 217V216H3ZM16 217V216H15ZM21 218H23L22 217V215L20 216ZM28 217H26V218H24V219H26V220H28L29 221V218ZM64 217V218H63ZM118 217H119V215H118ZM122 217V216H121ZM120 217V218H121ZM127 217V216H126ZM138 217V216H137ZM145 217V216H144ZM154 217H156V215L154 216ZM154 217L152 216V220H150V219H147V220H150V221H152V222H154L155 220H154ZM159 217H161V216H159ZM158 217V218H159ZM163 217H164V215H163ZM181 217V216H180ZM179 217V218H180ZM188 217V216H187ZM192 217V216H191ZM197 217H196V219H197ZM213 217V218H214ZM254 217V218H255ZM6 219L8 218V217H5ZM13 218V217H12ZM18 218V217H17ZM21 218L19 219V224L21 223V222H28V221H23V219H22V221H21ZM28 218V219H27ZM35 218H37V216H35ZM40 217H39V215H38V219H39ZM146 218V217H145ZM165 218V217H164ZM168 218H169V216H168ZM186 218V217H185ZM185 218H184V220H185ZM189 218H190V216H189ZM201 218V217H200ZM229 218H228V221H229ZM243 218V217H242ZM243 218V219H244ZM255 218V219H256ZM4 219V218H3ZM32 219L34 220V218L32 217ZM32 219H30V220H32ZM37 219V220H38ZM115 220L117 219L116 218V216H115V218H114ZM140 219V218H139ZM142 219V218H141ZM155 219H157V218H155ZM165 219H167V218H165ZM173 219V218H172ZM180 219H182V218H180ZM212 219V218H211ZM246 219V218H245ZM244 219V221L243 220H241L242 222H245V221H248L249 222V220L250 219H248V220H245ZM262 219V218H261ZM9 220V219H8ZM11 220V219H10ZM32 220V221H33ZM119 220V219H118ZM158 220V219H157ZM163 220V219H162ZM161 220V222H164V221H162ZM168 220V219H167ZM190 220V219H189ZM188 220V221H189ZM192 220V219H191ZM195 220V219H194ZM200 220V219H199ZM203 220V219H202ZM201 220V221H202ZM225 220H227V218L225 219ZM251 220H252V218H251ZM250 220V221H251ZM1 221V220H0ZM123 221V220H122ZM125 221V220H124ZM127 221H129V220H127ZM136 221H137V219H136ZM139 221V220H138ZM143 221V220H142ZM146 221V220H145ZM158 221H160V220H158ZM166 221V220H165ZM169 221H170V218H169ZM179 221V220H178ZM201 221H198V223L200 222V223H204V222H201ZM228 221H223L224 222V224L226 223V224H228L227 222ZM254 221V220H253ZM264 221V220H263ZM262 221V222H263ZM4 222H6V223H8V221H5L4 220ZM3 222V223H4ZM17 222V223H18ZM30 222V221H29ZM47 222V221H46ZM55 222H56V220H55ZM113 222V221H112ZM133 222H134V220H133ZM141 222V221H140ZM168 222V221H167ZM174 222V221H173ZM181 222H183V220L182 221H180V223ZM185 222H187V221H185ZM217 222H218V220H217ZM234 222V223H233ZM240 222V221H239ZM248 222H247V225H248ZM252 222V221H251ZM256 222V221H255ZM258 222V221H257ZM261 222V223H262ZM3 223H1L0 222V224L2 225ZM13 223V222H12ZM11 223V224H12ZM14 223H15V221H14ZM16 223V224H17ZM38 223H39V221H38ZM52 223L55 225L56 223H54V222H51V225H52ZM117 223V222H116ZM120 223V222H119ZM138 223V222H137ZM142 223V222H141ZM155 223H157V222H155ZM159 223V222H158ZM175 223H176V221H175ZM179 222H177L176 224H178ZM195 223V222H194ZM197 223V222H196ZM198 223H197V225H198ZM218 223H222L221 221H219ZM217 223V224H218ZM229 223H230V225H232L231 224V222L229 221ZM9 224H10V222H9ZM31 224V223H30ZM34 224V223H33ZM47 224H48V222H47ZM65 224L64 225H62V227L64 226L65 227ZM73 224H72V226H73ZM123 224V223H122ZM135 224V223H134ZM140 224V223H139ZM138 224V225H139ZM143 224V223H142ZM149 224V223H148ZM147 224V225H148ZM152 224V223H151ZM164 224V223H163ZM165 224H167V223H165ZM168 224H170V223H168ZM187 224H189V222H187ZM187 224H185V226H183L184 225V223H182L181 224V227H185L184 229H186L187 230V228L188 229H190L188 226H187V228H186V225ZM191 224H193V223H191L190 222V225ZM205 224V223H204ZM239 224V223H238ZM252 224V223H251ZM254 224H256V223H254ZM257 224H259V223H257ZM7 225V224H6ZM13 225V224H12ZM38 225V224H37ZM42 225H43V222H42ZM57 225H58V223H57ZM57 225H56V227H57ZM67 225V226H68ZM110 225H111V227H110ZM117 225H118V223H117ZM120 225V224H119ZM124 225H126V223L124 224ZM128 225H129V223H128ZM136 225V224H135ZM160 225V224H159ZM159 225H158V227H159ZM189 225V226H190ZM250 225V224H249ZM260 225V224H259ZM2 226H4V224L2 225ZM2 226H0V227H2ZM10 226V225H9ZM21 226H22V224H21ZM27 227H28V224L26 225ZM25 226V227H26ZM35 226H36V224H35ZM39 226V225H38ZM38 226H36L35 228H37ZM40 226H41V224H40ZM46 226V225H45ZM59 226H61V224H59ZM71 226V227H72ZM122 226V225H121ZM145 226V225H144ZM143 226V227H144ZM163 226V225H162ZM162 226H160V227H162ZM175 226V225H174ZM194 227L196 226L195 224L193 225ZM223 226V225H222ZM227 225H225V226H223L224 227V229H225V227H226ZM238 226V225H237ZM236 226V227H237ZM241 226H245V224L243 225V223H242V225ZM251 226V225H250ZM249 226V227H250ZM254 226V225H253ZM257 226V225H256ZM256 226H255V228H256ZM263 226V225H262ZM261 226V227H262ZM5 227V226H4ZM15 228L16 227H18V229H19V225L17 224V226L15 225L14 226ZM23 227V226H22ZM22 227H20V228H22ZM25 227H23V228H25ZM32 227H34V226H32ZM47 227H48V225H47ZM46 227V228H47ZM55 227V228H56ZM61 227V228H62ZM122 227H124V226H122ZM125 227H127V226H125ZM138 227V226H137ZM140 227H141V225H140ZM149 227V226H148ZM168 227V226H167ZM170 227H173V225H171ZM176 227H178V228H180L181 229V231H182V236H183V233H184V235H185V237H187L186 235H190L191 234V232H193V231H195L194 229H193V227H192V229L191 230H193V231H187L188 233L190 232V234H186V231H183L182 230V228L180 227V224L179 225H176L175 227H173V228H175V229H177ZM219 227H220V225H219ZM227 227H229V226H227ZM227 227H226V231H227ZM236 227H235V229H236ZM240 227V226H239ZM238 227V228H239ZM252 227V226H251ZM264 227V226H263ZM263 227H262V230H261V233H262V231H263ZM6 228V227H5ZM10 228V227H9ZM14 228V229H15ZM29 228V227H28ZM27 228V229H28ZM39 228V227H38ZM41 228V227H40ZM51 228H53V227H51ZM50 228V229H51ZM58 228V227H57ZM56 228V229H57ZM119 228V227H118ZM131 228V227H130ZM147 228V227H146ZM152 228H154L153 226H152ZM156 228V227H155ZM164 228V227H163ZM200 228V224H199V227H198V229ZM230 228V227H229ZM228 228V229H229ZM241 228V227H240ZM254 228V229H255ZM257 228H259L258 226H257ZM1 229H4V228H1ZM12 229V228H11ZM17 229V228H16ZM17 229V230H18ZM30 229V228H29ZM28 229V230H29ZM44 228H42L41 230H43ZM54 229V228H53ZM67 229H69V228H67ZM123 229V228H122ZM157 229V228H156ZM156 229H153V230H155L156 231ZM180 229L179 230H174L173 231V233L174 232H178V231H180ZM232 229H233V231H235V229L233 228V226H232ZM232 229H229V231H231ZM6 230H7V228H6ZM32 230V229H31ZM38 230V229H37ZM63 230V229H62ZM168 230V229H167ZM167 230H164V231H167ZM173 230V229H172ZM197 230V229H196ZM221 230V229H220ZM250 230H251V228H250ZM249 230V231H250ZM256 230H258V229H255V231ZM2 231V230H1ZM5 231V230H4ZM8 231V230H7ZM23 231V230H22ZM21 231V232H22ZM27 231V230H26ZM33 231V230H32ZM61 231V230H60ZM158 231V233H159V230H157ZM169 231H170V228H169ZM224 231V230H223ZM222 231V232H223ZM225 231V232H226ZM238 231L239 230H237V233H238ZM252 231H254V230H252ZM254 231V232H255ZM6 232V231H5ZM10 232V231H9ZM18 232H19V230H18ZM36 232V231H35ZM64 232V231H63ZM63 232H62V234H63ZM120 232H121V230H120ZM163 232V231H162ZM168 232V231H167ZM170 232H172V231H170ZM170 232H168V233H166L165 235H167V234H169ZM176 232V237L178 238V233ZM196 232V231H195ZM194 232V233H195ZM222 232H220V234L222 233ZM232 232V231H231ZM231 232H229V234L231 233ZM240 232V231H239ZM258 232H259V230H258ZM257 231H256V233H254V234H256V235H258L259 233H258ZM12 236H10L11 237V240H12V238L14 237L13 236V234H15L14 233V230H12ZM17 233V232H16ZM24 232H22L20 235H22ZM27 233V232H26ZM38 233V232H37ZM40 233V232H39ZM74 233H75V235H74ZM104 233H106L104 236H102V234H104ZM139 233H138V235H139ZM154 232H152L151 233V236L153 237L154 235H152ZM219 234V231H217L215 234ZM228 232H226V234H227ZM232 233H234V232H232ZM235 233H236V231H235ZM244 233V232H243ZM246 233V232H245ZM258 233V234H257ZM3 234V233H2ZM33 234H35V233H33ZM33 234H31V235H33ZM45 234V233H44ZM65 235H66V233H64ZM63 234V235H64ZM117 234H121V233H119V232H117ZM136 234V235H135ZM160 234V233H159ZM159 234H157V232H156V234H155V237H160L159 239L160 240H162V238H161V236L159 235ZM162 234V233H161ZM172 234V233H171ZM174 234H172V236H170L172 239L170 240L171 242H172V240H173V242H174V240H176L177 238H174L173 236H175ZM225 233H223V234H221L220 235V237L223 235V237L226 235ZM248 234V233H247ZM250 234H252L251 232H250ZM11 235V234H10ZM17 235H18V233H17ZM24 235V234H23ZM62 235V237H64ZM163 235V234H162ZM165 235H164V237H165ZM234 235V234H233ZM233 235L231 234V236L233 237ZM236 235V234H235ZM43 236V235H42ZM58 236V237H57ZM67 236H69L68 234H67ZM95 236H97V238L95 237ZM100 236V237H99ZM212 236L214 237H216L217 235H214V234H212ZM229 236V235H228ZM242 236V235H241ZM243 236H245V235H243ZM264 236V235H263ZM17 237V236H16ZM44 237V236H43ZM55 237H56V240H55ZM93 237H95L97 240H98V242H97V240H96V242L97 243H94L95 242V240H94V242L92 241V238ZM163 237V238H164ZM167 238H168V235L166 236ZM165 237V238H166ZM180 237V240H181V236H179ZM211 237V236H210ZM217 237H219V235L217 236ZM226 237V236H225ZM248 237H251V236H248ZM0 238L2 239L3 237L0 235ZM18 238V237H17ZM20 238H22V237H20ZM41 238V237H40ZM39 238V239H40ZM72 238V239H71ZM91 239V241L93 242V244L91 243V241L90 242H88L87 240L88 239ZM95 238H93V239H95ZM107 238H108V236H107ZM106 238V239H107ZM112 238V237H111ZM137 238H138V236H137ZM174 238V239H173ZM188 238V237H187ZM207 239L209 238V236L208 237H206ZM228 238V237H227ZM243 238V237H242ZM246 238V237H245ZM244 238V239H245ZM254 238H256V236L254 237ZM254 238H252L253 240H254ZM258 238L260 239H262V237H259V235H258ZM14 239H16V238H14ZM24 239V238H23ZM106 239H105V241H106ZM139 239H136V240H138L139 241ZM147 239V238H146ZM149 239V238H148ZM152 238H150V240H151ZM159 239H157V241L159 240ZM184 239V238H183ZM189 239V238H188ZM187 239V241H189ZM206 239V240H207ZM211 239V238H210ZM210 239H208V240H210ZM217 239V238H216ZM229 239V238H228ZM248 239V238H247ZM251 239V240H252ZM259 239H258V241H259ZM18 240V239H17ZM22 239H20V241H21ZM53 240V241H52ZM85 240L87 241V243L85 242ZM177 240H179V239H177ZM194 240V239H193ZM222 240H223V238H222ZM225 240V239H224ZM223 240V241H224ZM227 240V239H226ZM246 240V239H245ZM244 240V241H245ZM252 240V241H253ZM263 240V239H262ZM20 241L18 242V244L20 243ZM29 241V240H28ZM28 241H25L24 240V243L25 242H27L28 243ZM40 241V240H39ZM55 241V242H54ZM60 241H61V243H60ZM72 242V243H69V242ZM107 241H109L110 242V240L109 239H107ZM137 241V242H138ZM152 241V240H151ZM150 241V242H151ZM157 241H156V244H157ZM163 241V243H164V245H165V242L164 241H166L167 242V239H164V240H162ZM200 241V239L198 240V242ZM221 241V240H220ZM232 241V240H231ZM240 241V240H239ZM241 241H242V239H241ZM255 241H257V239L256 240H254V242ZM261 241V240H260ZM14 242V241H13ZM16 242V243H17ZM82 242H85L86 244H81ZM100 242H102V240L100 241ZM100 242H99V244H100ZM145 242H147L148 244H149V242H148V240L147 241H145ZM161 242V241H160ZM170 242V243H171ZM176 242V241H175ZM178 242V241H177ZM177 242L174 244H172V245H170V243H169V245L170 246H173V245H175L176 246V244H177ZM193 241H192V239H191V243H190V241H189V244H194V242L192 243ZM202 241H200L199 243H201ZM204 242V241H203ZM202 242V243H203ZM205 242H207V241H205ZM210 242V241H209ZM208 242V243H209ZM213 242H214V240H213ZM227 242H229V241H226V243ZM246 242H247V244L246 245H248V240H246ZM246 242H244V243H246ZM251 242V241H250ZM253 242V243H254ZM262 242H264V240L263 241H261V243ZM22 243V242H21ZM20 243V244H21ZM27 243H26V245H27ZM51 243H53V244H51ZM75 243V244H76ZM155 243V242H154ZM154 243H152V244H154ZM159 243V242H158ZM162 243V242H161ZM179 243V242H178ZM188 243V242H187ZM187 243H186V245H187ZM195 243H197L196 241H195ZM208 243H207V245H208ZM210 243H212V242H210ZM216 243H217V241H216ZM238 243H240V242H238ZM241 243H243V241L241 242ZM260 243V242H259ZM29 244V243H28ZM38 244V243H37ZM62 244V245H61ZM89 244V245H90ZM102 244V243H101ZM100 244V245H101ZM105 244H109L108 242L107 243H104L103 245H105ZM108 245V246H110L111 247V245ZM143 244V245H142ZM147 244V246H149ZM185 244V243H184ZM204 244V243H203ZM213 244H215V243H213ZM220 244V243H219ZM218 244V245H219ZM228 244V243H227ZM230 244H231V242H230ZM230 244H228V247H230ZM255 244L256 243H254L253 244V246H255ZM17 245V244H16ZM39 245V246H40ZM51 245H52V247H51ZM86 245V246H85ZM102 245V246H103ZM151 245V244H150ZM159 245H160V243H159ZM163 245V244H162ZM212 245V244H211ZM216 245V244H215ZM221 245V244H220ZM219 245V246H220ZM223 245H224V243H223ZM232 245V244H231ZM245 245V246H246ZM252 245V244H251ZM258 245H260V244H258ZM262 245V244H261ZM264 245V244H263ZM18 246H20V245H18ZM39 246H36L35 245V247H39ZM54 246V247H53ZM98 246V245H97ZM102 246H100L101 247V249H102V251H104V247H102ZM107 246V245H106ZM108 246H107V250H108ZM157 246H158V244H157ZM188 247L190 246V245H187ZM196 246H197V244H196ZM202 246V245H201ZM206 246V245H205ZM205 246H203V247H205ZM209 246V248H210V245H208ZM226 246V245H225ZM239 246H243L244 247V245H239ZM248 246H250V244L248 245ZM24 247V246H23ZM22 246H21V248H23ZM28 247V246H27ZM34 247V248H35ZM41 247H40V250H41V252H38L37 250H36V252L34 251V253L33 252H31V253H33V254H35V256L36 255H38V254H40L39 255V257H38V259L35 257V258H33V256L31 257V258H33V259H30V260H32V261H29V259H27L26 257L29 255H31L30 254V252H29V254L25 251L24 252V254H25V256L26 257H24V255H23V252H22V255L21 256H19L21 259L22 258H26L29 262H30V264H35V263H37L38 264V261L36 262V260H39L40 258H44V259H42L41 260V262H39V264H94L93 262H94V258L93 259H91L92 257H94V256H91V258H90V255H91V248H90V252H86V251H84V249H83V252H82V250L80 251V250H77V252H74V251H67V252H62L61 250V252L59 253H57V252H47L46 250V252H42V249H41ZM62 247H64V246H62ZM66 247H64V248H66ZM72 247H74L73 245H72ZM76 247V246H75ZM99 247V246H98ZM98 247H96V249L98 248ZM146 247V246H145ZM145 247H143V248H145ZM169 247V248H168ZM174 247V246H173ZM172 247V248H173ZM188 247H186V248H188ZM197 247H199V244H198V246ZM228 247H227V249H228ZM251 247V246H250ZM249 247V248H250ZM256 247V246H255ZM259 247V246H258ZM262 247V246H261ZM88 248V247H87ZM94 248H95V246H94ZM113 247L111 248L112 249V251H111V249H110V254L108 253V254H105V255H107V256H104V261L102 260V263L101 264H112V263H117L118 262V264H120L121 263V260L119 259V258H121V257H119L118 258V254H119V252L117 251V252H115V250H116V248L114 249ZM150 248H151V246H150ZM178 248V247H177ZM190 248H192V246H190ZM202 248V247H201ZM206 248V247H205ZM220 248V247H219ZM245 248V247H244ZM253 248V247H252ZM260 248V247H259ZM18 249H20V248H18ZM25 249H26V247H25ZM33 248L31 247V250H32ZM50 249V250H49ZM73 249V248H72ZM76 249V248H75ZM89 249V248H88ZM99 249V248H98ZM106 249V248H105ZM114 249V250H113ZM193 249V248H192ZM194 249H196V248H194ZM198 249V248H197ZM213 249H215V248H213L212 247V250ZM221 249H222V246H221ZM224 249V248H223ZM230 249V248H229ZM246 249V248H245ZM245 249H244V251H245ZM256 249H258V248H256ZM256 249L255 250H251L253 253H252V255H254V251H255V253L257 254H259L260 255V253L259 252H261V249H258V252H256ZM263 249V248H262ZM59 250V249H58ZM63 250V249H62ZM70 250V249H69ZM95 250V249H94ZM146 250V251H147ZM157 250V252H155ZM173 250V249H172ZM175 250V249H174ZM203 250V249H202ZM205 250H208V248L207 249H205ZM216 251H218V248L217 249H215ZM248 250V249H247ZM260 250V251H259ZM28 251H30V250H28ZM76 251V250H75ZM89 251V250H88ZM98 251V250H97ZM96 251V252H97ZM188 251V250H187ZM214 251V250H213ZM250 251V250H249ZM248 251V252H249ZM93 252V251H92ZM101 252V251H100ZM121 252H120V254H121ZM219 252V251H218ZM217 252V253H218ZM222 252H223V250H222ZM229 252V251H228ZM232 252V251H231ZM248 252L245 254V252H243L245 255H247L248 254ZM27 253V254H26ZM95 253V252H94ZM105 253V252H104ZM106 253H107V251H106ZM199 253H201V252H199ZM198 253V255H200L201 257H202V255H204V254H199ZM205 254H206V252H204ZM208 253H210V250H209V252ZM211 253H216L215 251L214 252H212L211 251ZM217 253L215 254V255H217ZM226 253V252H225ZM234 253V252H233ZM237 253V252H236ZM263 253V252H262ZM93 254V253H92ZM190 254V253H189ZM196 254H197V251H196ZM218 254H220V252L218 253ZM222 254V253H221ZM220 254V255H221ZM239 254V253H238ZM240 254H242V252L240 253ZM264 254V253H263ZM9 255V254H8ZM94 255H96V254H94ZM128 257H127V256ZM175 255V256H174ZM188 255V254H187ZM193 255H194V253H193ZM198 255H196L198 258H201V257H199ZM207 255V254H206ZM210 255V254H209ZM208 255V256H209ZM215 255H213L212 254V256H205V257H208L207 259L208 260H210L211 261V259H209V258H212L213 256H214V259L216 258L215 257ZM223 255H225V254H223ZM222 255V256H223ZM227 255H228V253H227ZM232 255V254H231ZM231 255H229V257L231 256ZM234 255H236V254H234ZM234 255H233V258L232 259H234ZM251 255V252H250V254H249V258H252V257H250V256H252ZM121 256V255H120ZM142 256V257H141ZM157 256H159V257H157ZM189 256V255H188ZM218 256V255H217ZM237 256H239V255H236L235 256V259L234 260H236L237 261ZM18 257V258H19ZM150 257H152V258H154V257H157L156 259L154 258V259H151L152 260V262H153V260H154V262H156V263H149L150 261ZM190 257V256H189ZM193 258L192 257V254H191V264H196L199 260H198V258ZM204 257V256H203ZM202 257V258H203ZM204 257V258H205ZM220 257V256H219ZM228 257V259H231V258H229ZM240 257V258H239ZM238 258L242 261V259H241V256H239ZM245 257V256H244ZM247 257V258H248ZM255 257H257V256H254L253 258L255 259ZM14 258V257H13ZM12 257H11V259H13ZM17 258V259H18ZM189 258V259H190ZM221 258H225V256L224 257H221ZM221 258H219V259H221ZM246 258V257H245ZM244 258V259H245ZM252 258V259H253ZM264 258V255H263V257H262V259ZM16 259V260H17ZM100 259H102V258H100ZM99 259V260H100ZM187 259V260H186ZM186 259H184V261L185 262H188V258H186ZM195 259H197V260H195ZM206 259V260H207ZM228 259H226V261L224 262H222V264L223 263H226L227 262V260ZM243 259V261L242 262H244V264H245V261H247L248 259H246V260H244ZM252 259H249V260H251V261H253ZM259 259H261V257L260 258H256V260H259ZM7 260V259H6ZM5 260V261H6ZM15 260V259H14ZM15 260V264H17L16 261ZM19 260V259H18ZM23 260H25V259H23ZM23 260H21V262L23 261ZM97 259H95V261H96ZM98 260V261H99ZM193 260H195L196 262L195 263H193L194 261ZM202 260V259H201ZM200 260V261H201ZM206 260H205V262H206ZM208 260H207V262H208ZM225 260V259H224ZM264 260V259H263ZM3 261V263L0 261V264L2 263V264H4L5 263V261L4 260H2ZM34 261H35V263H34ZM40 261V260H39ZM199 261V262H200ZM203 261H204V259H203ZM203 261H201V262H203ZM209 261V262H210ZM214 260H213V258H212V262H213ZM216 261V260H215ZM230 261H232V260H230ZM229 260H228V262L229 263H231ZM9 262V261H8ZM13 262V261H12ZM21 262H19L18 264H24V261H23V263H21ZM101 262V261H100ZM109 262V263H108ZM122 262H123V260H122ZM199 262H198V264H199ZM201 262H200V264H201ZM205 262H203V263H205ZM206 262V263H207ZM218 262H219V260H218ZM233 262V261H232ZM242 262H240L241 264H243ZM249 262V261H248ZM247 262V263H248ZM253 262H255V263H257L256 261H253ZM259 262H261L262 263V260H260ZM258 262V263H259ZM10 263V262H9ZM9 263H7V264H9ZM14 263H11V264H14ZM189 263V262H188ZM187 263V264H188ZM205 263V264H206ZM211 263V262H210ZM216 263V262H215ZM220 263H221V260H220ZM219 263V264H220ZM237 263H239V261H237ZM255 263H252V264H255ZM257 263V264H258ZM27 264V263H26ZM96 264H98V262L96 263ZM122 264V263H121ZM217 264V263H216ZM228 264V263H227ZM233 264V263H232ZM260 264V263H259ZM262 264H264V261H263V263Z\"/></svg>",
  "mask_w": 264,
  "mask_h": 264
}]
</instances>
